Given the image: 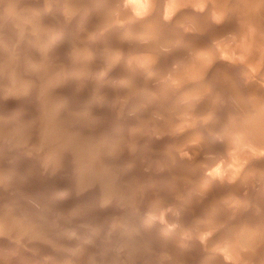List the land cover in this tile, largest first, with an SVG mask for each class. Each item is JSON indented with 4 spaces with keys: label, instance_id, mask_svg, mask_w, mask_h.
Listing matches in <instances>:
<instances>
[{
    "label": "rangeland",
    "instance_id": "rangeland-1",
    "mask_svg": "<svg viewBox=\"0 0 264 264\" xmlns=\"http://www.w3.org/2000/svg\"><path fill=\"white\" fill-rule=\"evenodd\" d=\"M1 1H3V0H1ZM10 2H9V5H10V3H11V0H9ZM22 2L21 3V5L19 4V2ZM19 2H17V3H15V5H13L14 3H12L11 5H10V8L12 7V5L14 6V7H12L11 9L9 8V9H5V8H0V12L1 11H3L0 15V19L1 20H3L2 22H1V20H0V23H1V25H0V29H2L1 31H2V33H1V39H0V63H2V64H0V77L1 76H3V77H1L0 78V88H4L3 90L1 89L0 90V100L4 97V101L5 100H7V101H3V100H1L0 101V104H1V108H0V118L1 117H3V118H1L0 119V129H1V131H3L2 129H4L5 131V133H7V134H5L4 132H1L0 131V139H2V141L0 140V149H1V151H0V166H2V167H0V178H3V179H1V181H0V183L1 182H4V183H1L0 185H2L3 184V187L2 186H0V198H2V196H4L2 199H0V212L1 213H3V215L5 214V216H6V214H7V216H8V214L10 215V216H6L5 218H3V217H0V220L3 222H1L0 221V225H2V226H0V227H2V228H0V241L2 242V244H1V242H0V252L1 251H3V252H1L0 254V256L1 257H3L4 258V254H5V258L3 259V258H1L0 257V264L2 263V264H8V262H7V260L9 261V264H49L50 262V264H85V263H87V264H89L88 262L90 261V259H92V261H90V264L91 263H93V264H100L101 262H103V263H101V264H104V262L106 263L107 262V264H121L122 262H125L126 264H130V263H128V262H131V264H134V263H136V261H137V263L136 264H144V262H145V264H188L189 262H191V263H193V264H201V263H203V264H248L247 262H249V264H264V254H262V253H264V240H262L263 238H264V129H263V124H264V65H262V64H264V54H262V52H264V38H262V37H264V34H262V33H264V31H263V29H264V0H252V2H254V3H252L251 2V0H243V2H242V0H230V2H229V0H162V3H161V0H146V1H144V0H118V2H117V0H82L83 1V3H82V1L81 0H35L37 3H39L38 5H37V3L35 2V1H33V0H20ZM28 1V2H27ZM53 1H55V3L53 2ZM81 1V2H80ZM86 1H87V3H86ZM95 1V2H94ZM111 1V2H110ZM115 1V2H114ZM138 1V2H137ZM167 1H170V3L169 2H167ZM179 1V2H178ZM199 2V3H197V2ZM212 1V2H211ZM222 1V2H221ZM226 1V2H225ZM238 1V2H237ZM256 1V2H255ZM263 1V2H262ZM26 2L28 3V5L26 4ZM30 2V3H29ZM32 2V3H31ZM48 2H49V4H48ZM64 2V3H63ZM74 2V3H73ZM79 2V3H78ZM108 2V3H107ZM113 2V3H112ZM121 2H124L123 3V5H122V3ZM142 2V3H141ZM146 2V3H145ZM165 2H167V3H165ZM175 2V3H174ZM201 2V3H200ZM207 2V3H206ZM213 2H214V5H213ZM220 2H221V4H220ZM238 4H237V3ZM241 2V3H240ZM248 4H247V3ZM259 2H261V3H259ZM25 5H24V4ZM45 3V4H44ZM63 4V6H62V4ZM85 3H86V5H85ZM97 5H96V4ZM100 3V4H99ZM104 3V4H103ZM112 3V4H111ZM117 3H119V4H117ZM132 4V5H129V4ZM134 3L137 5V7H136V5H135V7H134ZM144 3V4H143ZM149 3H151V5L149 4ZM174 3V4H173ZM193 3V4H192ZM204 3H206L205 5H204ZM218 3V4H217ZM225 5H224V4ZM230 3V4H229ZM245 3V4H244ZM258 3V4H257ZM17 4H19V5H17ZM29 4H31L30 6H29ZM33 4L34 5H36V6H34V8H33ZM59 4H60V8L61 9H59ZM66 4H68V5H66ZM82 4H83V6H82ZM116 4H117V7H115L116 6ZM125 4H127L126 6H124ZM139 4H141L140 6H139ZM142 4H143V6H142ZM220 4V5H219ZM236 6H235V5ZM261 6H260V5ZM24 5V6H23ZM39 5H40V7H39ZM41 5H43V6H41ZM55 5V6H54ZM81 5V6H80ZM93 5V6H92ZM99 5V7L97 8V6ZM110 5V6H109ZM146 5H148L147 7H146ZM198 5V6H197ZM232 5H233V9H232ZM244 5V6H243ZM247 5V6H246ZM254 5H256V6H254ZM16 6H21L20 7V9L19 8H17ZM49 6V7H48ZM70 6H72V10H68V8H71ZM81 8H80V7ZM86 6V7H85ZM96 6V7H95ZM102 6V7H101ZM112 6H113V8H112ZM138 6H139V8H141V9H137L138 8ZM171 6H172V8H171ZM206 6V7H205ZM221 6V7H220ZM223 6H225L224 8H222ZM239 6L241 7V8H239ZM243 6V7H242ZM250 8H249V7ZM15 7H16V9H15ZM41 7H44V8H41ZM45 7H46V9L47 10H44L45 9ZM54 7V8H53ZM78 7V8H77ZM84 7V8H83ZM88 7V8H87ZM89 7H91L90 9H89ZM107 7H108V9H107ZM134 7V8H133ZM160 9H159V8ZM170 7V8H169ZM204 7V8H203ZM216 7V8H215ZM220 7V8H219ZM246 7V8H245ZM252 7H254V8H252ZM257 9H256V8ZM24 8H26V9H24ZM30 8V9H29ZM33 10H32V9ZM36 8V9H35ZM48 8H49V10H48ZM56 8V9H55ZM59 10H58V9ZM64 8V10H62ZM66 8V9H65ZM74 8H76V9H74ZM83 8V9H82ZM87 8V9H86ZM96 8V9H95ZM100 8V9H99ZM104 8V9H103ZM106 8V9H105ZM129 8V9H128ZM145 8V9H144ZM203 9V11L202 10H200V9ZM206 8V9H205ZM212 8H215V10L214 9H212ZM226 8H227V10H226ZM236 8V9H235ZM239 8V9H238ZM243 8H245V11L243 10ZM248 8H249V10H248ZM2 9V10H1ZM14 9H15V11H14ZM17 9H19V10H17ZM34 9L37 11H34ZM52 9H53V12L54 13H51L52 12ZM55 9V10H54ZM74 9V10H73ZM79 9V10H78ZM81 9H82V11H81ZM92 9H94V10H92ZM135 9H137V12H135L136 10ZM158 9V10H157ZM168 9V10H167ZM206 11H205V10ZM207 9H209V10H207ZM220 9H222V10H220ZM224 9V10H223ZM241 9V10H240ZM247 9V10H246ZM263 11H262V10ZM10 10H12V11H10ZM21 10V11H20ZM27 10H29V11H27ZM32 10V11H31ZM43 10V11H42ZM101 10V11H100ZM111 11V13H110V11ZM114 12H113V11ZM134 12H133V11ZM231 10H233V11H231ZM252 10H254V12H252ZM260 10V11H259ZM7 13V15H6V13ZM18 11V12H17ZM24 11V12H23ZM50 11V13H48ZM70 13H73V15H75L74 17L73 16H71V14H70V16H69V12ZM71 11H73V12H71ZM88 11H90L89 12V14H87L88 13ZM92 11V12H91ZM108 13V15L105 13ZM210 11V12H209ZM211 11H212V13H211ZM215 11V12H214ZM219 13H218V12ZM222 11H223V13H222ZM226 11V12H225ZM241 11V12H240ZM250 11V12H249ZM10 12V13H9ZM12 12V13H11ZM22 12V13H21ZM32 12H33V14H32ZM42 12V13H41ZM45 12V13H44ZM59 12H60V14H59ZM64 13V14H61V13ZM80 12H82V13H80ZM83 12L85 13L84 15H81V14H83ZM87 12V13H86ZM125 12V13H124ZM138 12H139V15H138ZM155 12V13H154ZM162 13V15H161V13ZM167 12V13H166ZM225 12V13H224ZM231 12V13H230ZM237 12H240V13H238V14H236ZM252 12V13H251ZM263 12V13H262ZM4 13V14H3ZM9 13V14H8ZM15 13V14H14ZM18 13H21V15L22 16H20V14L18 15ZM24 13V14H23ZM30 13V14H29ZM35 13L37 14V13H40V14H37V18H35L36 17V15H35ZM59 15H58V14ZM68 13V14H67ZM75 13V14H74ZM115 13H116V15H115ZM118 13H119V15H118ZM126 13H127V16H126ZM135 15V14H137V15H133V14ZM157 13V14H156ZM199 13V14H198ZM228 13V14H227ZM243 13V14H242ZM257 13V14H256ZM14 14V15H13ZM26 14H28V16H26ZM53 14V15H52ZM87 14V15H86ZM92 14V15H91ZM102 14V15H101ZM114 14V15H113ZM156 16H155V15ZM158 14H160V15H158ZM164 14V15H163ZM166 14V15H165ZM181 14H182V16H181ZM193 14H195L194 16H193ZM214 14H215V16H214ZM240 14V15H239ZM246 14V15H245ZM248 14H249V16H251V17H249L248 16ZM262 14V15H261ZM3 15V16H2ZM10 17H9V16ZM12 15V16H11ZM16 15V16H15ZM31 15H33L32 17H31ZM40 15V16H39ZM52 15V16H51ZM81 15V16H80ZM111 17L110 19H111V21L113 22H110V20H109V18L108 19H106L107 17ZM123 15V16H122ZM131 15V16H130ZM200 15V16H199ZM217 15V16H216ZM219 15V16H218ZM224 15V16H223ZM238 15V16H237ZM243 15V16H242ZM260 15H261V17H260ZM23 16H25V17H23ZM41 16H43V17H41ZM45 16V17H44ZM48 16V17H47ZM51 16V17H50ZM65 16H67V17H65ZM76 16L77 17H79V18H76ZM84 16V17H83ZM92 16V17H91ZM121 16V17H120ZM133 16V17H132ZM149 16V17H148ZM151 16V17H150ZM159 16H163V17H159ZM178 16H180V17H178ZM214 16V17H213ZM230 16V17H229ZM236 16V17H235ZM245 16V17H244ZM256 16V17H255ZM258 16V17H257ZM18 17V18H17ZM23 18V20H22V18ZM32 19H31V18ZM58 17V18H57ZM61 19H60V18ZM73 17V18H72ZM85 17H87L86 19H83V18H85ZM91 17V18H90ZM98 17V19H96ZM105 17V18H104ZM117 17V18H116ZM119 17V18H118ZM146 17H148V19L146 18ZM166 17H168V18H166ZM176 17V18H175ZM194 17V18H193ZM199 17V18H198ZM242 19H241V18ZM3 18H5V19H3ZM6 18H7V20H6ZM11 18H13V20H11ZM14 18H15V20H14ZM25 18V19H24ZM28 18V20H26ZM35 18V19H34ZM47 18V19H46ZM53 18H55V20L53 19ZM90 18V19H89ZM93 18V19H92ZM114 20H113V19ZM151 18V19H150ZM163 18H165V20L163 19ZM201 18V19H200ZM207 18V19H206ZM225 18V19H224ZM236 18V19H235ZM239 18V19H238ZM246 18V19H245ZM249 18V19H248ZM257 18V19H256ZM258 18H259V20L261 21H259L258 20ZM11 20V22L9 21V20ZM21 19L22 21H24L23 23H22V21H19V20ZM46 19V20H45ZM59 19V20H58ZM69 19V20H68ZM73 19V20H72ZM75 19H76V21H75ZM80 20V22L78 21V23H77V20ZM92 19V20H91ZM101 19V20H100ZM104 19L106 20V21H104ZM116 19H118V21L116 20ZM120 19V20H119ZM144 19H145V21H144ZM150 19V20H149ZM162 19L164 20V21H162ZM167 19V20H166ZM168 19H169V21H168ZM186 19V20H185ZM188 19V20H187ZM198 19V20H197ZM227 19V20H226ZM228 19H229V21H228ZM252 19V20H251ZM19 22H18V21ZM44 22H43V21ZM65 20V21H64ZM90 20H91V22H90ZM96 20H97V22H96ZM98 20H100V21H98ZM103 20V21H102ZM146 20H148V21H146ZM151 20H153V21H151ZM171 20V21H170ZM179 20H180V23H179ZM185 20V21H184ZM194 20V21H193ZM243 20V21H242ZM247 20V21H246ZM9 21V22H8ZM18 23H17V22ZM36 21H38V22H40V24H38V22H36ZM48 23H47V22ZM52 21V23H50ZM57 21V22H56ZM61 23L62 21V23L64 24V25H62V23L61 24H59V22ZM67 21L68 22H70V23H68L67 24ZM155 21V22H154ZM166 21V22H165ZM174 21V22H173ZM182 21H184V23L185 24H183V22ZM226 21H228V22H226ZM232 21V22H231ZM237 21V22H236ZM238 21H241L240 23L238 22ZM255 21H258L257 23H252V22H255ZM5 22H6V24H5ZM15 22V24H13ZM26 22L28 23V24H26ZM33 22V23H32ZM55 22H56V24H55ZM74 22V23H73ZM83 22V23H82ZM100 22V23H99ZM103 22V23H102ZM140 24H139V23ZM150 22H151V24H150ZM152 22H154V23H152ZM164 23V25H165V27L163 26V23ZM200 22H202V23H200ZM230 22V23H229ZM250 22H251V24H250ZM18 24V26H17V24ZM19 23H22V24H19ZM25 23V24H24ZM30 23H31V25H30ZM35 23V24H34ZM42 23V24H41ZM50 23V24H49ZM53 23H54V25H53ZM76 23H77V25H76ZM81 23H82V25H81ZM88 23V24H87ZM97 23V24H96ZM104 23H106V24H104ZM111 24V25H109V24ZM143 23V24H142ZM155 23H156V25H155ZM196 23V24H195ZM204 23V24H203ZM12 24L14 25V26H12ZM46 24V25H45ZM159 24V25H158ZM169 24V25H168ZM198 24V25H197ZM230 24V25H229ZM238 24V25H237ZM241 24V25H240ZM258 26H257V25ZM4 25V27H2ZM22 25V26H21ZM34 25V26H33ZM47 25H49V27H48V29L49 30H53V28H54V30L51 32V31H49V30H47ZM53 25V26H52ZM58 25H60V26H58ZM75 25V26H74ZM88 25V26H87ZM89 25H91V26H89ZM92 25H94L93 27H95L96 25V27L93 29V27H92ZM99 25H101L103 28H101V26H99ZM104 25V26H103ZM116 25V26H115ZM141 25V26H140ZM168 25V26H167ZM173 25V26H172ZM176 25V26H175ZM204 25H205V27H204ZM209 25H211V26H209ZM233 25V26H232ZM243 25V26H242ZM260 25V26H259ZM7 26V27H6ZM10 26H12V27H10ZM29 26H31V27H29ZM37 26H41L42 27V29H41V27H37ZM56 26H57V28H56ZM71 26V27H70ZM79 28H78V27ZM84 26V27H83ZM117 26H119V28L117 27ZM139 26V27H138ZM143 26H147L146 28L145 27H143ZM162 26V27H161ZM175 26V27H174ZM179 28H178V27ZM195 26V27H194ZM221 26H223V27H220ZM232 26V27H231ZM236 26H238V27H236ZM244 26H246V28L244 27ZM250 26V27H249ZM9 27V28H8ZM14 27V28H13ZM17 27H19V28H17ZM22 27H24V31L22 30L23 28ZM25 27H27V28H25ZM37 27V28H36ZM52 27V28H51ZM63 27V28H62ZM67 27H69V28H67ZM89 29H88V28ZM107 27V28H106ZM111 27H112V29H111ZM114 27V28H113ZM138 27V28H137ZM141 27H143V28H141ZM149 27V28H148ZM150 27H152V28H155L154 30L152 29V31L150 30L151 28ZM158 27V28H157ZM160 27H161V29H160ZM173 27L175 28V29H177V30H175V29H173ZM202 28V30H201V28ZM231 27V28H230ZM236 27V28H235ZM241 27H243V28H241ZM256 27V28H255ZM261 27V28H260ZM263 27V28H262ZM7 29V31L5 32L4 31V29ZM22 28V29H21ZM32 28H35V29H37V30H39L40 31V33H39V31L37 32L35 29H32ZM40 28V29H39ZM44 28V29H43ZM71 28V29H70ZM73 28H75V30L73 29ZM82 28V29H81ZM86 28V29H85ZM107 29V31L105 30L104 32H103V30L101 31V30H98V29ZM115 28H117L116 29V32H113L114 31V29ZM121 28H123V29H121ZM125 28H127V29H125ZM163 28V29H162ZM168 28V29H167ZM184 28V29H183ZM195 30H194V29ZM239 30H238V29ZM260 28V29H259ZM10 29V30H9ZM12 29H14V30H12ZM18 29V31H16ZM21 29V30H20ZM28 29H29V31H28ZM47 31H46V30ZM57 29V30H56ZM69 29V30H68ZM73 29V30H72ZM81 29V30H80ZM111 29V30H110ZM145 29V30H144ZM180 29V30H179ZM192 29V30H191ZM223 29V30H222ZM225 29V30H224ZM229 29V30H228ZM231 29V30H230ZM241 29V30H240ZM255 29V30H254ZM256 29H258V30H256ZM42 30H43V32H42ZM59 30H62V31H60V33H59ZM65 30H66V32H65ZM80 32H79V31ZM88 30V31H87ZM90 30H92V31H90ZM94 30H96V31H94ZM111 32H110V31ZM126 30V31H125ZM144 30V31H143ZM155 30H156V32H155ZM188 30V31H187ZM200 30V31H199ZM234 30H236V31H234ZM259 30H260V32H259ZM23 31V32H22ZM34 31V32H33ZM44 31H45V33H44ZM55 31V32H54ZM64 31V32H63ZM69 31V32H68ZM77 31V32H76ZM82 31L85 33V35H84V33H82ZM100 31H101V33H100ZM121 31V32H120ZM122 31H124V32H122ZM142 31V32H141ZM146 31V32H145ZM170 31V32H169ZM181 31V32H180ZM186 31V32H185ZM199 31V32H198ZM219 31H221V32H219ZM229 31V32H228ZM242 31H243V33H242ZM246 33H245V32ZM249 31V32H248ZM254 32V33H252V32ZM257 33H256V32ZM16 32V34H18V35H14V33ZM18 32V33H17ZM20 32V33H19ZM25 32V33H24ZM28 32H32V33H28ZM36 32H37V34H36ZM59 34H58V33ZM71 32V33H70ZM74 32V37H73V33ZM76 32V33H75ZM93 32H95V33H93ZM108 32V33H107ZM148 32V33H147ZM151 32V33H150ZM162 32V33H161ZM164 32H166L165 34H164ZM172 32V33H171ZM175 32H177L178 34H176ZM189 32V33H188ZM196 32V33H195ZM232 32V33H231ZM234 32V33H233ZM262 32V33H261ZM6 33V34H5ZM10 33V34H9ZM23 33V34H22ZM39 33V34H38ZM47 33H48V35H47ZM51 33H54V34H56V35H54V34H52L51 35ZM63 33V34H62ZM65 33V34H64ZM88 33V34H87ZM100 33V34H99ZM113 33V34H112ZM124 33H127V34H124ZM142 33V34H141ZM145 33V34H144ZM147 33V34H146ZM153 33V34H152ZM158 33V34H157ZM159 33H161V34H159ZM169 33V34H168ZM177 35V36H173V35H175V34ZM187 33V34H186ZM205 33V34H204ZM238 33V34H237ZM251 33V34H250ZM260 33H261V35H260ZM20 34V35H19ZM34 34H36V36L34 35ZM41 34V35H40ZM44 34V35H43ZM77 34V35H76ZM85 36H83V35ZM97 34V35H96ZM99 34V35H98ZM115 34V35H114ZM118 34H119V38H118ZM129 34V35H128ZM141 34V35H140ZM162 34H163V36H162ZM173 34V35H172ZM179 34H181V36L179 35ZM186 34V35H185ZM195 34V35H194ZM199 34V35H198ZM200 34L202 35H204V36H200ZM214 34V35H213ZM216 34V35H215ZM219 34V35H218ZM227 34V35H226ZM240 34V36H237V35H239ZM244 34V35H243ZM4 37H3V36ZM7 35H9V36H7ZM22 35H24V36H22ZM27 35H29V36H27ZM38 35H39V37H38ZM53 35L55 36V37H53ZM57 35H59L58 36V38L56 37ZM68 35H70L68 38L69 39H67V36ZM80 35H82V36H80ZM87 35V36H86ZM88 35H90V36H88ZM105 35V36H104ZM122 35V36H121ZM123 35H124V37H123ZM125 35H127V37L125 36ZM130 35H134L133 37H134V40H133V37L132 36H130ZM136 35V36H135ZM139 35V36H138ZM143 35V36H142ZM145 35H148V36H145ZM150 35V36H149ZM152 35H153V37H152ZM155 35V36H154ZM159 35H160V37H159ZM172 35V36H171ZM243 35V36H242ZM256 35H258V37L256 36ZM25 36H27V37H25ZM62 36H64L63 38H62ZM75 36H77V37H75ZM92 36H96V37H92ZM98 36H100L101 38H99ZM103 36V37H102ZM110 36V37H109ZM111 36H112V38H111ZM117 37L116 39L115 38H113V37ZM132 37V38H130V37ZM137 36H138V38H137ZM140 36H141V40L139 39L140 38ZM145 36V37H144ZM166 36V37H165ZM168 36V37H167ZM185 36H187L189 39H187V37H185ZM208 36H210V37H208ZM222 36V37H221ZM3 37V38H2ZM9 37V38H8ZM21 39H20V38ZM35 37H36V43H35V41L33 40V39H35ZM83 37V38H82ZM108 37V38H107ZM128 39V40H130L131 42H133V43H131L130 41H128L126 38ZM143 37H144V39H143ZM156 39H155V38ZM159 39H158V38ZM177 37V38H176ZM181 37V38H180ZM184 37V38H183ZM191 37V38H190ZM192 37H194V38H192ZM14 38V39H13ZM17 38L19 39V41L17 40ZM23 38H24V40H23ZM41 41V40H43L44 42H46L47 41V43H44V42H42L41 41V43H40V41L38 40V39ZM47 40H46V39ZM49 38V39H48ZM52 38H53V40L54 41H52ZM55 38V39H54ZM57 38V39H56ZM70 38H73L72 40L70 39ZM87 40H86V39ZM91 38V39H90ZM99 38V39H98ZM137 38V39H136ZM149 38H151V39H149ZM163 38V39H162ZM174 38H176V39H174ZM178 38H180L181 40L179 41V39ZM196 38V39H195ZM206 38H207V40H208V42H207V40H206ZM212 38V39H211ZM219 38V39H218ZM242 38H243V41H242ZM246 38V39H245ZM249 38V39H248ZM261 38V39H260ZM7 39V40H6ZM12 39V40H11ZM28 39V44H27V41L26 40ZM59 39V40H58ZM62 39V40H61ZM67 39V40H66ZM75 39V40H74ZM83 39V40H82ZM85 39V40H84ZM90 39V40H89ZM97 39V40H96ZM101 39V40H100ZM104 39V41H102ZM107 39H108V41H109V44H108V42H107ZM110 39V40H109ZM151 40V41H149V40ZM166 40V42H164L165 40ZM167 39H169V40H171L172 39V41H173V43H172V41H169V40H167ZM175 41H174V40ZM248 39V40H247ZM257 39H258V41H257ZM1 40H3V41H1ZM9 40V41H8ZM15 40V41H14ZM46 40V41H45ZM48 40H49V42H48ZM56 40V41H55ZM63 40H65L64 42H63ZM74 40V41H73ZM80 40V41H79ZM93 40V41H92ZM111 40H114V41H111ZM118 40V41H117ZM120 40H122V42L120 41ZM136 40H137V42H140V43H138L139 45L141 44V47H139V45L137 44V42H136ZM139 40V41H138ZM148 40V41H147ZM159 40V41H158ZM161 40L163 41V42H161ZM177 40V41H176ZM198 42H197V41ZM239 40V41H238ZM252 40H254V41H252ZM263 41V42H261L260 43V41ZM15 43H14V42ZM18 41V42H17ZM34 41V45H33V42ZM92 41V42H91ZM100 41V42H99ZM116 41V42H115ZM125 41V42H124ZM128 41V42H127ZM135 41V42H134ZM143 41H145V42H143ZM155 41V42H154ZM168 41V42H167ZM187 41V42H186ZM196 41V42H195ZM241 41V42H240ZM250 41V42H249ZM258 43H257V42ZM53 42H55V43H53ZM60 42V45H58V43ZM76 44H75V43ZM84 42V43H83ZM99 42V43H98ZM103 42V43H102ZM105 42H107V43H105ZM111 42V43H110ZM114 42V43H113ZM153 44V45H155V47L154 46H151V44ZM157 42V43H156ZM190 42H191V44H190ZM209 43V44H207V43ZM240 42V43H239ZM252 42H254V43H252ZM4 43V46L2 45V44ZM12 45H11V44ZM23 43H25V44H23ZM38 43V44H37ZM40 43V44H39ZM50 43V44H49ZM51 43L53 44V45H51ZM69 43V44H68ZM90 43V44H89ZM116 43H120V44H116ZM125 43V44H124ZM136 43V44H135ZM143 43V44H142ZM144 43L146 44V45H144ZM148 43V44H147ZM165 45H164V44ZM169 43H171V44H169ZM176 43V44H175ZM205 43V44H204ZM239 43V44H238ZM242 43V44H241ZM245 45H244V44ZM252 43V44H251ZM255 43H256V45H255ZM16 44V45H15ZM37 44V45H36ZM45 44V45H44ZM55 44V45H54ZM84 44V45H83ZM89 44V45H88ZM104 46H103V45ZM106 44V45H105ZM110 44H112V45H114V46H112V45H110ZM128 44H129V46H128ZM132 44V45H131ZM166 44L168 45V46H166ZM172 44H173V46H172ZM177 44L179 45V46H177ZM188 44L189 45H191V46H188ZM202 44V45H201ZM241 44V45H240ZM258 44V45H257ZM6 45H7V47H8V49H7V47H6ZM14 45V46H13ZM20 45L24 48H22V47H20ZM36 45V46H35ZM42 45H44V46H42ZM63 45H64V48H63ZM75 45V46H74ZM88 47H87V46ZM98 45V46H97ZM102 45V46H101ZM107 45H110V48H109V46H107ZM116 45H117V47H116ZM119 45H121V46H119ZM126 45V46H125ZM134 45H137V46H134ZM160 45H164V47H162V46H160ZM174 45H175V47H174ZM240 45V47L238 48V46ZM2 46L3 47H5L4 49H2ZM9 46H11V47H9ZM25 46V47H24ZM27 46V47H26ZM70 46V47H69ZM80 46H81V48H83V49H80ZM89 46H90V48H89ZM93 46H94V48H93ZM101 46V47H100ZM124 46V47H123ZM130 46H134V47H136V48H130ZM166 46V47H165ZM170 46H172V50L169 48ZM194 46H196V47H194ZM202 46V47H201ZM234 46H235V48H237V49H234ZM242 46H243V48H242ZM245 46V47H244ZM14 47V48H13ZM16 47V48H15ZM31 47H32V50H31ZM34 47H35V49H34ZM41 49H40V48ZM76 48V49H70V48ZM77 47H79V48H77ZM87 47V48H86ZM98 47H100V48H98ZM103 47H104V49H105V51H104V49H103ZM108 47V48H107ZM119 47V48H118ZM121 47V48H120ZM146 49H145V48ZM158 47V48H157ZM180 47V48H179ZM181 47H183V48H181ZM206 47V48H205ZM262 47V48H261ZM21 48V49H20ZM26 48H28L27 50H26ZM30 48V49H29ZM39 48V49H38ZM56 48H58L57 50H56ZM60 48H63V49H60ZM66 48H67V50H66ZM125 48V49H124ZM130 48V49H129ZM140 48V49H139ZM161 50H160V49ZM175 48V49H174ZM189 50H188V49ZM197 50H196V49ZM199 48V49H198ZM240 48H241V50H240ZM248 48V49H247ZM255 48H257V50L255 49ZM259 48H260V51H259ZM10 49V50H9ZM14 49V50H13ZM20 49V50H19ZM34 49V50H33ZM36 49H38L39 51H37ZM46 49V50H45ZM47 49H50V50H47ZM54 49V50H53ZM90 49H92V50H90ZM94 49H96V50H94ZM101 49H102V51L103 52H101ZM112 49V50H111ZM116 49V50H115ZM120 49H123L122 51H118V50ZM128 49H129V51H128ZM139 49V51H137V50ZM146 51H144V50ZM152 50V51H150V50ZM184 49V50H183ZM186 49V50H185ZM195 49V50H194ZM233 49H234V51H233ZM263 49V50H262ZM4 50V51H3ZM13 50V52H11ZM36 50V51H35ZM42 50H44L45 52H46V54L44 55V51L42 52ZM64 50H65V52H64ZM73 52H72V51ZM74 50H77V51H74ZM79 50V51H78ZM81 50H82V52H81ZM133 52H132V51ZM134 50H135V52H134ZM164 50V51H163ZM181 50V51H180ZM191 50V51H190ZM194 50V51H193ZM200 50V51H199ZM237 50V51H236ZM9 51V52H8ZM16 51H20V52H16ZM26 51H27V54H26ZM33 52V53H31V52ZM55 51V52H54ZM59 51V52H58ZM62 51V52H61ZM84 51H86L85 53H84ZM113 51L116 53V54H114L113 53ZM117 51V52H116ZM150 51V52H149ZM162 51V52H161ZM176 51H177V53H176ZM185 51V52H184ZM245 53H244V52ZM249 51V52H248ZM252 51H254V52H252ZM256 51V52H255ZM262 51V52H261ZM7 52V53H6ZM14 52H15V55H14ZM31 54H30V53ZM34 52L36 53V55L34 54ZM38 52L40 53V54H38ZM48 52V53H47ZM52 52V53H51ZM53 52H54V54H53ZM58 52V53H57ZM67 52H69V53H67ZM75 52V55H73V54H71V53H74ZM98 52H100V53H98ZM107 52H109L108 54H107ZM122 52H123V55H122ZM132 52V53H131ZM147 52H148V54H149V56L147 55V56H145L146 54H147ZM153 54H152V53ZM154 52H160V53H162L163 55H161V54H159V53H154ZM164 52H167V53H164ZM171 52H175V53H172V54H170ZM184 52V53H183ZM237 52V53H236ZM241 52V53H240ZM261 52V53H260ZM5 53V54H4ZM11 53H13V54H11ZM23 53V54H22ZM41 53H43V54H41ZM51 53V54H50ZM77 53V54H76ZM79 53H80V56H79ZM82 53H84V54H82ZM91 54L90 55V59L93 61H91L88 57H89V55L88 54ZM111 53V54H110ZM121 53V54H120ZM125 53V54H124ZM135 53V54H134ZM137 53V54H136ZM142 53V54H141ZM144 53V54H143ZM169 53V54H168ZM192 53V54H191ZM194 53V54H193ZM239 53V54H238ZM244 53V54H243ZM250 53H252V54H250ZM254 53L255 54H257V55H254ZM7 54L9 55V56H7ZM26 54V55H25ZM34 54V55H33ZM62 54H64V55H62ZM85 54L87 55V56H85ZM114 54V55H113ZM119 54V55H118ZM140 54V55H139ZM151 54H152V56H151ZM165 54H167V55H165ZM184 54V55H183ZM238 54V55H237ZM247 54V55H246ZM259 54V55H258ZM5 55V56H4ZM23 55H24V57H23ZM39 55H41L42 56V58H39L40 56ZM54 55V56H53ZM56 55H57V57L58 58H55L56 57ZM69 55V56H68ZM70 55H73V56H76V57H72V56H70ZM99 55V57H97V56ZM101 55V56H100ZM107 55V56H106ZM116 55H118V56H116ZM126 55V56H125ZM129 55H131V56H129ZM143 55V56H142ZM157 55V56H156ZM186 55V56H185ZM192 55V56H191ZM198 55V56H197ZM216 55V56H215ZM243 57H242V56ZM251 55V56H250ZM262 55V56H261ZM10 56H12V57H10ZM17 56H18V58H19V61L20 60H22V61H20V62H18V58H17ZM20 56H22V58L20 57ZM35 56V57H34ZM46 56H48V57H46ZM59 56H61V57H59ZM64 56H66V57H64ZM68 56V57H67ZM94 56H96L97 57V59H96V57H94ZM103 56H104V58H103ZM113 56H115L113 59H111ZM124 56V57H123ZM135 56V57H134ZM159 56V57H158ZM162 56V57H161ZM170 56V57H169ZM201 56V57H200ZM217 56H219V57H217ZM241 56V57H240ZM257 56V57H256ZM259 56V57H258ZM261 56V57H260ZM4 57H5V59H4ZM10 57V58H9ZM15 57H16V59H15ZM46 57V58H45ZM53 57V58H52ZM64 57V58H63ZM84 57H85V59H84ZM92 57V58H91ZM108 57V58H107ZM128 57V58H127ZM142 57V58H141ZM145 57V58H144ZM148 57V58H147ZM152 59H151V58ZM155 57V58H154ZM157 57V58H156ZM164 57V58H163ZM177 57H179V59L177 58ZM190 57V58H189ZM192 57V58H191ZM199 57V58H198ZM245 57H247L246 59H244ZM249 57H250V60H249ZM7 58H8V60H7ZM13 58V59H12ZM27 58H29V59H27ZM35 58V59H34ZM62 58V59H61ZM67 58V59H66ZM81 58H83V59H81ZM86 58H87V60H86ZM100 58V59H99ZM132 58V59H131ZM142 59V60H140V59ZM170 58V59H169ZM173 58V59H172ZM183 58H184V60H183ZM188 58V59H187ZM194 58H195V60H197L196 62H195V60H194ZM256 58V59H255ZM260 59V60H258V59ZM263 58V59H262ZM10 59H12V60H10ZM48 59V60H47ZM53 59V60H52ZM59 59V60H58ZM60 59H61V61H60ZM70 59V60H69ZM76 59V63H75V61H73V60H75ZM89 59V60H88ZM96 59V60H95ZM102 59V60H101ZM103 59H105L104 61H103ZM108 59H110V61H113V62H111L110 63V61L108 60ZM115 59V60H114ZM123 59V60H122ZM139 59V61H137ZM144 59V60H143ZM147 59V60H146ZM156 59V60H155ZM166 59V60H165ZM174 59H175V61H174ZM181 59V60H180ZM247 59H248V61H247ZM6 61V62H3V61ZM17 60V61H16ZM24 60V61H23ZM26 60H28V61H26ZM36 60V61H35ZM44 60L47 62L46 64L48 65L46 68H44L43 67V65L45 64V62H44ZM49 60H50V62H49ZM52 60V61H51ZM56 62H58V63H56ZM66 60H67V62H66ZM77 60H78V62H77ZM97 60H99V61H97ZM150 60H152L153 62H155L154 64L150 61ZM162 60V61H161ZM170 60V61H169ZM178 60V61H177ZM180 60V61H179ZM202 60V61H201ZM252 60H254V61H252ZM7 61H8V64H7ZM30 61V63H28ZM31 61H33V64L35 65L34 67H32L31 69H30V67L31 66H33L32 65V63H31ZM35 61V62H34ZM40 61L42 62V63H44V64H41V66L42 67H40L38 64H40ZM82 61H83V63L85 64H83L82 63ZM85 61V62H84ZM90 61V62H89ZM101 61V62H100ZM103 61V62H102ZM108 61V62H107ZM130 61V62H129ZM133 61V62H132ZM136 63H135V62ZM144 61H147V62H145V63H143ZM149 61H150V63H149ZM166 61H168L166 64H165V62ZM177 61V62H176ZM194 61V62H193ZM199 61V62H198ZM223 61V62H222ZM226 61V62H225ZM251 63H250V62ZM260 61V62H259ZM10 62H11V64H10ZM16 62V63H15ZM49 62V63H48ZM55 62V65L53 64ZM91 62H92V64H91ZM96 62V63H95ZM105 62V63H104ZM106 62H107V64L109 65V68H108V65L106 64ZM117 62V63H116ZM125 62V63H124ZM128 62V63H127ZM132 62V63H131ZM161 62V63H160ZM184 62V63H183ZM192 63V64H190V63ZM206 62V63H205ZM208 62V63H207ZM221 62V63H220ZM263 62V63H262ZM4 63V64H3ZM20 63H22V64H20ZM26 63H28V65L26 64ZM61 63H62V65H61ZM65 63V64H64ZM67 63H69V65H67ZM79 63H80V65H79ZM95 63V64H94ZM98 63H100L99 65H98ZM112 64V63H114V64H112L111 65V67H110V64ZM118 63H120V64H118ZM123 65H122V64ZM160 63V64H159ZM174 63V64H173ZM176 63V64H175ZM177 63H178V65H177ZM182 63V64H181ZM188 63V64H187ZM195 63V64H194ZM197 63V64H196ZM205 63V64H204ZM223 63V64H222ZM10 64V65H9ZM23 64H25V65H23ZM45 64V65H46ZM53 65V67H52V65ZM57 64V65H56ZM71 64V65H70ZM72 64L74 65V66H72ZM86 64H87V67H85V68H83L84 70H86V71H84L83 69H82V67H84V66H86ZM97 64V65H96ZM118 64V65H117ZM128 64H129V66H128ZM163 64V65H162ZM172 64H173V66H172ZM181 64V65H180ZM185 65V67H186V69L184 68V65ZM189 64H190V66L191 67H189ZM199 64V65H198ZM3 65H4V67L5 68H3ZM6 65H7V67H6ZM10 66V68H9V66ZM51 65V66H50ZM59 65V66H58ZM78 67H76V66ZM83 65V66H82ZM96 65V66H95ZM103 67H102V66ZM116 65V66H115ZM121 65H122V68H121ZM127 65V66H126ZM134 65H135V67H134ZM146 65V66H145ZM153 65V66H152ZM158 65V66H157ZM198 65V66H197ZM201 65V66H200ZM227 65H228V67H227ZM252 65H254V66H252ZM2 66V67H1ZM30 66V67H29ZM63 68H62V67ZM66 66V67H65ZM67 66H68V68H69V70H67L68 68H67ZM70 66V67H69ZM80 66V67H79ZM95 68H94V67ZM99 66H101V68L99 67ZM106 66V67H105ZM115 67V70H114V67ZM124 66H126V67H124ZM150 66V67H149ZM156 66V67H155ZM181 66H183V67H181ZM195 66V67H194ZM220 66V67H219ZM225 66V67H224ZM259 66V67H258ZM261 66H262V68H261ZM15 67V68H14ZM22 67V68H21ZM35 67H36V69H35ZM39 69H38V68ZM51 67V68H50ZM57 67V68H56ZM74 67V70L72 69ZM112 67H113V69H112ZM116 67H118V68H116ZM119 67H120V69H119ZM143 67H145L144 69H143ZM197 67H198V69H197ZM207 67V68H206ZM242 67H243V69H242ZM12 68H14V69H12ZM27 69V70H25V69ZM43 68H44V73H42V72H39V70L41 71H43ZM52 68H54L53 69V73L55 72L56 73V75H54L53 73H52ZM79 68H81V69H79ZM89 68H90V72H88L89 71ZM105 68H107V69H105ZM131 68H133V69H131ZM142 68V69H141ZM151 68V69H150ZM155 68V69H154ZM171 68V69H170ZM189 68V69H188ZM193 68H195V69H193ZM208 68H210V70L208 69ZM226 68V69H225ZM231 68V69H230ZM252 68H255V69H252ZM258 68V70H256ZM20 69H24V71H21ZM38 69V70H37ZM48 69V70H47ZM64 69V70H63ZM77 71H76V70ZM88 69V70H87ZM97 69V70H96ZM102 71H101V70ZM107 70L106 72H110L109 74L110 75H108V73H106L104 70ZM121 69H122V71H121ZM128 69V70H127ZM147 69H149L148 71H147ZM162 69V70H161ZM178 69V70H177ZM192 69V70H191ZM206 69V70H205ZM262 71H261V70ZM3 72H2V71ZM7 70V71H6ZM9 70V71H8ZM18 72H17V71ZM30 70V71H29ZM34 70H36V71H34ZM55 70V71H54ZM57 70L60 72L61 70H63V71H61L60 73H58L57 72ZM70 70H72V71H70ZM80 70V71H79ZM109 70H111V71H109ZM130 70V71H129ZM140 70V71H139ZM143 70V71H142ZM153 70V73L151 72ZM161 70V72H158V71H160ZM171 70V71H170ZM173 70L175 71V72H173ZM184 70V71H183ZM187 70V71H186ZM191 70V71H190ZM218 70V71H217ZM226 71V72H223V71ZM228 70V71H227ZM232 70V71H231ZM235 70V71H234ZM244 70V71H243ZM25 71L26 72H28V73H25ZM36 72V73H38L39 74V76L37 75V78H35L36 77V75L34 74V73H32V72ZM45 71H46V73H48V75H47V77H46V73H45ZM68 71H70V72H68ZM76 71V72H75ZM100 73H98V72ZM113 71H114V73H113ZM126 71H129V72H126ZM133 71V72H132ZM134 71H136V72H134ZM137 71H139L138 73H137ZM163 71H165V72H163ZM167 71H168V73H167ZM177 71V72H176ZM181 71V72H180ZM203 71V72H202ZM208 71V72H207ZM220 71V72H219ZM230 71V72H229ZM258 71V72H257ZM17 72V73H16ZM30 72V73H29ZM66 72H68V73H66ZM73 72V73H72ZM77 72H78V74H77ZM93 72H95L96 73V75H94L95 73H93ZM106 74H105V73ZM116 72V73H115ZM118 72V73H117ZM120 72V73H119ZM132 72V73H131ZM155 72L157 73V74H155ZM171 72V73H170ZM182 72H184V73H182ZM199 72V74H197ZM235 72V73H234ZM3 73V74H2ZM12 74V75H9V74ZM16 73V74H15ZM18 73H20V74H18ZM23 73V74H22ZM82 73V74H81ZM101 73H103L102 75H101ZM113 73V74H112ZM126 73V74H125ZM142 73H144V74H142ZM146 73V74H145ZM152 75H151V74ZM173 73H174V75H173ZM188 73H190V74H188ZM195 73V74H194ZM208 73V74H207ZM210 73V74H209ZM214 73V74H213ZM222 73V74H221ZM235 74V76H234V74ZM25 74V75H24ZM41 74V75H40ZM43 74V75H42ZM49 74H51V75H49ZM62 74L63 75H65V77L63 76L62 77ZM68 74H69V77H68ZM71 74V75H70ZM80 74H81V76H84V77H81L80 76ZM86 74V75H85ZM90 74V75H89ZM92 74V75H91ZM121 74H123V75H121ZM128 74V75H127ZM129 74H131V76L129 75ZM150 74V75H149ZM160 74V75H159ZM188 74V75H187ZM194 76H193V75ZM197 74V75H196ZM221 74V75H220ZM227 74V75H226ZM229 74V75H228ZM240 74H242L241 76L243 77H241L240 76ZM16 75V76H15ZM23 75V76H22ZM30 75V76H29ZM53 75L55 76V77H53ZM61 75V76H60ZM76 75H79L78 77L80 78V80L78 79V77L76 76ZM87 75H89V76H87ZM99 75H100V77H99ZM107 75V76H106ZM119 76V77H117V76ZM137 75V76H136ZM145 75H147V76H145ZM178 75V76H177ZM191 75V76H190ZM205 75V76H204ZM210 75V76H209ZM213 75V76H212ZM224 75V76H223ZM4 76H5V78H4ZM8 76V77H7ZM10 76V77H9ZM35 76V77H34ZM41 76V77H40ZM43 76V77H42ZM93 77V78H91V77ZM106 78H105V77ZM112 76V77H111ZM117 77V78H115V77ZM128 76V77H127ZM129 76H130V78H129ZM135 78H134V77ZM144 76V77H143ZM154 76H156V77H154ZM245 76V77H244ZM29 77V78H28ZM39 77V78H38ZM48 77H49V80H48ZM62 77V78H61ZM99 78V81L100 82H98V81H95V79H97L98 80V78ZM101 77L103 78L102 80H100L101 79ZM124 79H123V78ZM132 77V78H131ZM146 77V78H145ZM154 77V78H153ZM208 77V78H207ZM211 77V78H210ZM240 77V78H239ZM11 78V79H13V78H15V81L17 82H15L14 81V79H13V81H11V79L9 80V79ZM20 78H22V79H20ZM26 78H28V80L26 79ZM31 78V79H30ZM45 78V79H44ZM68 78V79H67ZM84 78V79H83ZM89 78V79H88ZM111 78H113V79H111ZM121 78V79H120ZM141 78V79H140ZM149 78V79H148ZM229 78H231V79H229ZM233 78H235V79H233ZM5 79V80H4ZM17 79V80H16ZM20 79V80H19ZM34 79V80H33ZM37 79V80H36ZM40 79V80H39ZM47 79V80H46ZM54 79H57V81L56 80H54ZM66 79H67V81H66ZM71 79H73V80H71ZM75 79V80H74ZM83 79V80H82ZM114 79H116L117 80V83H116V80H114ZM128 79V80H127ZM134 79H135V81H136V83L134 82ZM138 79V80H137ZM144 79V80H143ZM145 79H147V80H145ZM155 79V80H154ZM157 79V80H156ZM242 79H244V80H242ZM11 82H9V81ZM26 81V82H24V81ZM39 80V81H38ZM43 80H45V81H43ZM61 80H63V82L61 81ZM85 80V81H84ZM87 80V81H86ZM114 80V81H113ZM124 80V81H123ZM131 80V81H130ZM140 80V81H139ZM161 81L163 84H161V82H159V81ZM226 80V81H225ZM2 81H5V84H4V82H2ZM38 81V82H37ZM41 81V82H40ZM51 81H54V82H52L51 83ZM56 81V82H55ZM60 83H59V82ZM65 81V82H64ZM70 81V82H69ZM75 81V82H74ZM103 81V82H102ZM118 81H120V82H118ZM128 83H127V82ZM147 81V82H146ZM159 83H157V82ZM229 81H231V82H229ZM22 84H24V85H22ZM30 82V83H29ZM34 82H35V84H34ZM40 82V83H39ZM44 82V83H43ZM51 83V84H46V83ZM62 82V83H61ZM73 82V83H72ZM93 82H94V84H93ZM98 82V83H97ZM110 82H113V83H110ZM123 82L124 83H127L128 84V87H127V85L126 84H123ZM139 82V83H138ZM141 82V83H140ZM8 83V84H7ZM13 83V84H12ZM28 83V84H27ZM56 83H58V85L56 84ZM65 83V84H64ZM67 83V84H66ZM89 83V84H88ZM92 85H91V84ZM104 83V84H103ZM130 83H131V85H130ZM135 83V84H134ZM143 83H144V85H143ZM238 83V84H237ZM12 84V85H11ZM16 84L18 85V86H16ZM20 84V85H19ZM33 84V86L31 87V85ZM40 84V85H39ZM44 84H45V86H44ZM55 85V86H53V85ZM61 84H63V85H61ZM74 84V86L73 87H71L72 85ZM76 84V85H75ZM82 84V85H81ZM85 86H84V85ZM98 84H99V86H98ZM109 84V85H108ZM121 84V85H120ZM140 84V85H139ZM224 84V85H223ZM237 84V85H236ZM249 84V85H248ZM21 85H22V87H21ZM35 85V86H34ZM43 85V86H42ZM47 85V86H46ZM52 85V86H51ZM61 85V86H60ZM69 87H68V86ZM71 85V86H70ZM81 85V86H80ZM104 85H106V86H104ZM113 85V86H112ZM116 85V86H115ZM119 85V86H118ZM133 85V86H132ZM136 85V86H135ZM149 85V87H147ZM196 85V86H195ZM223 85V86H222ZM243 87H242V86ZM8 86V87H7ZM12 86H15L14 88H10V87H12ZM25 88H24V87ZM27 86V87H26ZM38 86V87H37ZM40 86V87H39ZM66 86V87H65ZM78 86H80V87H78ZM83 86V87H82ZM87 86V87H86ZM96 88H95V87ZM101 86V87H100ZM114 88H112V87ZM122 86V87H121ZM130 86V87H129ZM240 86H241V88H240ZM247 86V87H246ZM16 87H19V89H17ZM29 87V88H28ZM35 87V88H34ZM44 87H46V90H50V92H48V91H46V90H44L45 88ZM51 87H53V88H55L54 90L51 88ZM59 87V88H58ZM63 87H65V88H63ZM75 87V88H74ZM77 87V88H76ZM85 87H86V89H85ZM103 87H107L106 89H109V90H107V92H104V91H106V89L105 88H103ZM127 87V88H126ZM139 87V88H138ZM141 87V88H140ZM146 87V88H145ZM152 89H151V88ZM159 87H161L160 89H159ZM256 87H257V89H256ZM34 90H33V89ZM36 88H43L42 90L40 89H36ZM48 88V89H47ZM49 88H51V89H49ZM69 88V89H68ZM79 88H80V90H79ZM83 88V89H82ZM90 88V89H89ZM101 88V89H100ZM118 88H120V90L118 89ZM124 90H123V89ZM134 88H136V89H134ZM199 88V89H198ZM229 88V89H228ZM243 88V89H242ZM250 88V89H249ZM10 89V90H9ZM17 89V90H16ZM21 89H25L24 91L26 92H23V91H21ZM28 89V90H27ZM36 89V90H35ZM60 89V90H59ZM73 89V90H72ZM95 89V90H94ZM99 89H100V91H99ZM112 89V90H111ZM115 89H118V90H115ZM127 89V90H126ZM142 89H145L144 91H142ZM226 89V90H225ZM259 89V90H258ZM9 90V91H8ZM13 91V94H12V91ZM15 90V91H14ZM19 90V91H18ZM54 92H53V91ZM64 90V92H62ZM78 90V91H77ZM83 90H84V92H83ZM99 92H98V91ZM103 90V91H102ZM131 90V91H130ZM135 92H133V91ZM140 92H138V91ZM150 90V91H149ZM183 90V91H182ZM199 90V91H198ZM202 92H201V91ZM234 90V91H233ZM2 91V92H1ZM5 91H6V93H5ZM31 91V92H30ZM39 91H40V93L41 94H39ZM41 91H44V92H41ZM52 91V92H51ZM56 91H59V92H57L56 93ZM66 91H67V93H66ZM76 91V92H75ZM88 91V92H87ZM109 91V92H108ZM112 92V94H111V92ZM116 91V92H115ZM120 91H122V93L120 92ZM124 91V92H123ZM143 93H142V92ZM145 91H147V92H145ZM159 91V92H158ZM164 91H165V93H164ZM167 91H169V92H167ZM186 91V92H185ZM196 91V92H195ZM198 91V92H197ZM206 91V92H205ZM226 91V92H225ZM235 91H236V93H235ZM242 93H241V92ZM260 91H261V93H260ZM16 92H18V96H20V94H21V96L23 95L24 96V98H23V96L20 98V97H18L17 95H16ZM23 94H22V93ZM33 92H35V93H33ZM36 92H38V93H36ZM48 92V94H46V93ZM69 92H70V94H69ZM78 92V93H77ZM94 92V93H93ZM103 92V93H102ZM115 92V94H113ZM118 92V93H117ZM128 92H129V94H128ZM149 92H151V95H150V93ZM158 92V93H157ZM174 92H176L175 94H174ZM179 92L181 93V94H179ZM230 92V93H229ZM238 92V93H237ZM259 92V93H258ZM13 95H11V94ZM25 93V94H24ZM46 95H45V94ZM51 93V94H50ZM52 93H54V95H52ZM56 93V94H55ZM72 93V94H71ZM80 93V94H79ZM82 93V94H81ZM85 93H87V94H85ZM106 93V94H105ZM126 94V96L124 95V94ZM138 95H137V94ZM148 93V94H147ZM156 93H157V96H156ZM164 95H163V94ZM183 93V94H182ZM206 93V94H205ZM222 95H221V94ZM228 93V94H227ZM241 95H240V94ZM247 93V94H246ZM257 93H258V95H257ZM4 94H6V95H4ZM8 94H10V95H8ZM27 94H29V95H27ZM39 94V97L37 96V98H36V96L35 95H38ZM50 94V95H49ZM61 94H62V96H61ZM73 94H74V96H73ZM79 94V95H78ZM95 94V95H94ZM100 94L102 95V96H100ZM107 94H108V96H107ZM136 94V95H135ZM139 94H141V95H139ZM152 94H154V95H152ZM165 94H166V98H163V96L165 97ZM170 96H169V95ZM174 94V95H173ZM177 94V95H176ZM186 94V95H185ZM226 94V95H225ZM234 94H235V96H234ZM251 94H252V96H251ZM262 94H263V96H262ZM1 95H3V97L1 96ZM33 95V96H32ZM44 96V97H42V96ZM58 95V96H57ZM78 95V96H77ZM83 95V96H82ZM119 95V96H118ZM124 96V97H121L120 98V96ZM159 95V96H158ZM163 95V96H162ZM177 96V98H176V96ZM180 95L181 96H183V97H180ZM240 95V96H239ZM245 95H246V97H245ZM256 95V97H254ZM8 97V98H6V97ZM15 96H17V97H15ZM28 96V97H27ZM32 96V97H31ZM41 96V97H40ZM47 96H48V99H47ZM50 96H51V98H50ZM76 96V97H75ZM131 96V97H130ZM132 96H134L133 98H132ZM137 96H141V97H137ZM149 96V97H148ZM175 96V97H174ZM180 97V99H179V97ZM205 96H207V98L205 97ZM249 96V97H248ZM257 96H258V98H257ZM13 97V98H12ZM34 97V98H33ZM53 97V98H52ZM57 97V98H56ZM69 99H68V98ZM73 97V98H72ZM77 97H79V98H77ZM81 97H82V99H84V100H82L81 99ZM89 97V98H88ZM94 97V98H93ZM99 97V98H98ZM103 99H102V98ZM105 97H109L108 99L107 98H105ZM114 97V98H113ZM135 97H137V98H135ZM144 97H146V98H144ZM148 97V98H147ZM158 97H159V99H158ZM174 97V98H173ZM209 97V98H208ZM214 97V98H213ZM228 97V98H227ZM236 97V98H235ZM14 98H17V99H14ZM40 98H41V100L42 101H39L40 100ZM46 99L47 100V103H46V100H44V99ZM50 98V99H49ZM59 98H60V100H59ZM63 99V102H61L62 101V99ZM71 98V99H70ZM89 99V101L87 100V99ZM92 98H93V100H92ZM96 98H97V102H96ZM112 98V99H111ZM128 98H130V99H127ZM142 98V99H141ZM144 98V99H143ZM151 98H153V99H151ZM156 98V99H155ZM171 98V99H170ZM181 98H182V100L184 99V103H185V105L184 104H182L183 103V101L181 100ZM190 98L192 99V100H190ZM216 98V99H215ZM218 98H220V100L218 99ZM227 98V99H226ZM242 98V99H241ZM245 98V99H244ZM247 98V99H246ZM252 98H254V99H252ZM260 98V99H259ZM262 98V99H261ZM13 99V100H12ZM18 99H20L19 100V102H16V101H18ZM31 99V100H30ZM39 99V100H38ZM53 99H54V101H53ZM79 99L81 100V101H79ZM106 99V100H105ZM117 99H118V101H117ZM120 99V100H119ZM126 99V100H125ZM131 99H133V100H131ZM141 99V100H140ZM161 99V100H160ZM168 99V100H167ZM176 99V100H175ZM188 99V100H187ZM215 99V100H214ZM252 99V100H251ZM257 99V100H256ZM9 100H11V101H9ZM15 100V101H14ZM23 100V101H22ZM26 100V101H25ZM28 100V101H27ZM34 100V101H33ZM53 101V103L52 104H57L56 106H55V104L54 105H52V108H51V103H50V101ZM55 100H57V101H55ZM66 100V101H65ZM78 100V101H77ZM135 100V101H134ZM144 100H146V101H144ZM151 100V101H150ZM153 100V101H152ZM190 100V101H189ZM198 100V101H197ZM200 100V101H199ZM245 100H246V102H245ZM251 100V102L249 103V101ZM263 101V103H261L262 101ZM13 101V102H12ZM25 101V102H24ZM43 101H45V103L43 102ZM49 101V102H48ZM61 102V104L59 103V102ZM70 103H68V102ZM74 101V102H73ZM88 101V102H87ZM93 101V102H92ZM99 101V102H98ZM117 101V102H116ZM130 101V102H129ZM133 101V102H132ZM136 101H137V103H136ZM162 103H160V102ZM169 102V104H168V102ZM181 101V102H180ZM194 101H196V103L194 102ZM204 101V102H203ZM211 101V102H210ZM218 101V102H217ZM260 101V102H259ZM2 102V103H1ZM10 102V103H9ZM12 102V103H11ZM15 102V103H14ZM25 104H24V103ZM29 102H30V104H31V106H30V104H29ZM32 102V103H31ZM43 102V103H42ZM64 102L66 103V104H64ZM122 102V104H120V107H119V103H121ZM124 102V103H123ZM139 102V103H138ZM142 102V103H141ZM179 102V103H178ZM191 102V103H190ZM201 102V103H200ZM217 102V103H216ZM5 103H7V104H5ZM21 103H23V105L21 104ZM37 103H38V105H37ZM60 104V106H59V104ZM62 103H63V105L65 106V108H64V106L62 105ZM72 103H76L75 105L74 104H72ZM83 105H82V104ZM94 103V104H93ZM97 103V104H96ZM104 103H106V104H104ZM114 103V104H113ZM125 103H127V105L125 104ZM130 103V104H129ZM144 103V104H143ZM145 103H147V104H145ZM149 103V104H148ZM152 103V104H151ZM156 103H158V105H159V103H160V105L158 106ZM166 103V104H165ZM175 103L176 105H173V104ZM204 103H205V105H204ZM214 103V104H213ZM244 103H246L245 105H244ZM259 103V104H258ZM261 103V104H260ZM5 104V105H4ZM11 104V105H10ZM14 104V105H13ZM19 104V105H18ZM41 104V105H40ZM45 105V107L43 106V108H45V109H41L42 108V105ZM47 104H49L50 106H48ZM68 104V105H67ZM87 104V105H86ZM92 104L94 105V106H92ZM101 105V104H104L103 106L101 105V106H99V105ZM107 104H108V106H107ZM109 104L111 105V104H113L112 106H110L109 107ZM116 104V105H115ZM134 104H136L135 106H134ZM154 104H156L155 106H153ZM189 106H188V105ZM203 104V105H202ZM208 104V105H207ZM250 104V105H249ZM258 106H257V105ZM16 105V106H15ZM22 105V106H21ZM72 105V106H71ZM80 105H82V106H80ZM89 105V106H88ZM129 105V106H128ZM139 105H141V106H139ZM147 105V106H146ZM171 105V106H170ZM200 105V106H199ZM210 105V106H209ZM214 107H213V106ZM249 105V106H248ZM252 105H255V106H252ZM262 105H263V107H262ZM58 106H59V109H58ZM61 106H62V108H64V109H62L61 108ZM74 106V107H73ZM77 106H78V108H77ZM80 106V107H79ZM86 108H85V107ZM114 106H116V107H114ZM139 106V107H138ZM145 106V107H144ZM151 106V107H150ZM161 106H163V108L161 107ZM167 106V107H166ZM175 106V107H174ZM177 106V107H176ZM221 106V107H220ZM248 106V107H247ZM252 106V107H251ZM7 107V108H6ZM10 107V108H9ZM22 107V108H21ZM29 107V108H28ZM32 107H34V109L32 108ZM36 107V108H35ZM41 107V108H40ZM68 107V109H66ZM75 110V112L74 111H70V109L71 110H73L72 108ZM130 107V108H129ZM136 107H137V110L138 111H136ZM140 107H142V108H140ZM146 108V110L144 109V108ZM152 108V109H150V108ZM159 107H161L160 109H159ZM171 107V108H170ZM187 107L189 108V109H187ZM193 107V108H192ZM198 107V108H197ZM203 107V108H202ZM212 107V108H211ZM256 107V108H255ZM259 107V108H258ZM261 107V108H260ZM2 108H4V109H2ZM9 109L8 111L6 110V109ZM16 108H19L20 109V112H18L19 111V109H17L16 110ZM32 108V109H31ZM50 108H51V110H50ZM61 108V109H60ZM77 108V109H76ZM81 108V109H80ZM97 110V111H95V109ZM99 110H98V109ZM114 108V109H113ZM118 108V109H117ZM121 108V109H120ZM134 108V109H133ZM139 108V109H138ZM158 108V109H157ZM165 108V109H164ZM167 108H169V109H167ZM173 108L175 109L174 111H173ZM206 108V109H205ZM215 108V109H214ZM218 108V109H217ZM220 108V109H219ZM249 108V109H248ZM252 108V109H251ZM22 109V110H21ZM24 109L26 110V111H24ZM41 109V110H40ZM50 110V111H48L49 113L47 114V115H49L50 116V114L52 115V116H50V117H52L53 119H54V117H55V119L57 120V121H55V119H54V121L53 120H51L50 119V117L49 116H47V115H45V113H46V110ZM55 109H57L58 111H55ZM90 109H92V110H90ZM103 109V110H102ZM113 109V110H112ZM117 109V110H116ZM120 109V110H119ZM123 109H124V112H123ZM128 109V110H127ZM150 109V110H149ZM153 109H157L156 111H154ZM177 109H180V110H177ZM186 109L187 111H184V110ZM199 109V110H198ZM217 109V110H216ZM258 109H260V110H258ZM7 111L6 113H4L5 111ZM12 110V111H11ZM31 112H30V111ZM35 110V111H34ZM45 110V113L43 112ZM54 110V111H53ZM60 110V111H59ZM62 110H64V111H62ZM78 110V111H77ZM88 110H90V111H88ZM111 110V113L110 112H108V111H110ZM115 110V111H114ZM140 110V111H139ZM142 110V111H141ZM145 110V111H144ZM167 110V111H166ZM182 110V111H181ZM192 110V111H191ZM203 110V111H202ZM206 110H208V112L206 111ZM213 110V111H212ZM214 110H216V111H214ZM219 110V111H218ZM248 110V111H247ZM251 110V111H250ZM37 111H39L38 113H37ZM41 111V112H40ZM70 111V112H69ZM85 111V112H84ZM87 111L89 112V113H87ZM92 111V112H91ZM102 111H104V112H102ZM107 111V112H106ZM152 111V112H151ZM161 111V112H160ZM163 111H164V113H163ZM178 111V112H177ZM180 111V112H179ZM195 111H197V112H195ZM210 111V112H209ZM226 111V112H225ZM230 111V112H229ZM9 112H10V115H8L9 114ZM28 112V113H27ZM34 112V113H33ZM52 112H53V114H52ZM61 112V113H60ZM66 112H67V114H66ZM90 112L92 113V114H90ZM96 112V113H95ZM101 112H102V114H101ZM118 112H120V113H118ZM143 112V113H142ZM145 112H147L145 115H144V113ZM154 112V113H153ZM173 112V113H172ZM182 112V113H181ZM184 112V113H183ZM200 112H202V113H200ZM210 113V114H207V113ZM213 112H214V114H215V112H216V114H217V112H218V115H214L213 114ZM222 112V113H221ZM232 112H233V114H232ZM250 112V113H249ZM259 112V113H258ZM4 113V114H3ZM56 113H58V116H57V114ZM60 113V114H59ZM68 113H69V115H68ZM97 113H98V115H97ZM104 113H107V114H104ZM112 113H114V114H112ZM131 113V114H130ZM137 113V114H136ZM169 113V114H168ZM176 113V114H175ZM179 113V114H178ZM182 114V116H180L181 114ZM190 113V114H189ZM199 113V114H198ZM204 113V114H203ZM230 114L229 116H227V114ZM252 113H254V114H252ZM258 113V114H257ZM8 116H7V115ZM18 114V115H17ZM22 114H24V115H22ZM37 114V115H36ZM54 114H56V116H54ZM61 114H63V115H61ZM65 114H66V116H69V118H67L66 116H65ZM71 114V115H70ZM77 116H76V115ZM81 114V116H79ZM85 114V115H84ZM95 114V115H94ZM106 115V117L104 116V115ZM112 114V115H111ZM130 116H129V115ZM134 114V115H133ZM140 116H139V115ZM157 114V115H156ZM168 114V115H167ZM172 114V115H171ZM185 114V115H184ZM201 114V115H200ZM211 114H212V119H210L209 117H211ZM236 114V115H235ZM17 115V116H16ZM27 115V116H26ZM31 117H30V116ZM34 115V116H33ZM61 115V116H60ZM89 115V116H88ZM99 115H101V116H99ZM118 115V116H117ZM123 115V116H122ZM137 117H136V116ZM142 115V116H141ZM148 115V116H147ZM176 115V116H175ZM179 115V116H178ZM190 115V116H189ZM202 115H204V116H202ZM215 117H214V116ZM221 117H220V116ZM7 116V117H6ZM13 116H16L15 118L13 117ZM19 116V117H18ZM21 116V117H20ZM24 116H25V118H24ZM41 116H43L42 118H40L39 119V117H41ZM47 116V117H46ZM64 116V117H63ZM74 116V117H73ZM91 116V117H90ZM94 116V117H93ZM111 116H113V117H111ZM124 116H126V117H124ZM132 116H134V117H132ZM139 116V117H138ZM150 116H151V118H150ZM155 116H156V118H155ZM158 116H160V117H162L161 119H160V117H158ZM175 118H174V117ZM184 116V117H183ZM188 116V117H187ZM192 116V117H191ZM199 116H202V117H199ZM206 116V117H205ZM231 116V117H230ZM251 116V117H250ZM255 116V117H254ZM263 116V117H262ZM27 117V118H26ZM28 117H29V119H28ZM33 117V118H32ZM38 117V118H37ZM49 117V118H48ZM60 119H59V118ZM62 117V118H61ZM71 117V118H70ZM83 117V118H82ZM84 117H89V118H86V119H84ZM100 117H102V118H100ZM116 119H115V118ZM118 117V118H117ZM123 119H125V120H123ZM141 117V118H140ZM144 117V118H143ZM147 117V118H146ZM150 119H149V118ZM168 118V122H166L167 120V118ZM169 117H170V119H169ZM196 117L198 118V120L196 119ZM224 117V119H222ZM226 117V118H225ZM233 117V118H232ZM261 117V118H260ZM5 118H6V120H5ZM10 118H13V119H8ZM21 118V119H20ZM49 120V122L46 120ZM66 120H65V119ZM75 118H77V119H75ZM78 118H79V120H78ZM97 118V119H96ZM114 118V119H113ZM139 118V119H138ZM146 118V119H145ZM181 120H180V119ZM196 119V121H195V119ZM200 118V119H199ZM204 118V119H203ZM208 118V119H207ZM4 119V120H3ZM15 119V120H14ZM30 119H32V120H30ZM36 119V120H35ZM45 119V120H44ZM61 121H64L65 123H64V125H63V122L61 121H59V120ZM68 119V120H67ZM70 119H71V121H70ZM75 119V120H74ZM83 121H82V120ZM88 119V120H87ZM90 119V120H89ZM111 119H112V123H111ZM118 119V120H117ZM120 119V120H119ZM121 119H122V121H121ZM144 120V122H143V120ZM154 119L155 120H157V121H154ZM160 119V120H159ZM164 121H163V120ZM174 119H175V121H174ZM184 119V120H183ZM191 119H194V120H191ZM73 120L74 121H78V122H73ZM88 121V122H85V121ZM104 120V121H103ZM128 120H130V121H128ZM133 120H134V122H133ZM149 120V121H148ZM152 120V121H151ZM161 121V122H159V121ZM179 120V121H178ZM188 120H190V121H188ZM263 120V121H262ZM3 121V122H2ZM5 121V122H4ZM19 121H20V123H19ZM59 121V122H58ZM90 121H95V125H94V122H90ZM96 121H97V123H96ZM109 121V122H108ZM115 121H117V122H115ZM120 121L122 122V124L120 123ZM146 121H148V122H146ZM162 121H163V123H162ZM173 121V122H172ZM177 121V122H176ZM183 123H182V122ZM188 123H187V122ZM195 121V122H194ZM198 121H199V123H198ZM233 121V122H232ZM235 121V122H234ZM7 122H9V124L7 123ZM16 122V123H15ZM24 122H28L27 124H29V126L32 128V129H30V127L29 126H26L27 124H25ZM34 122V123H33ZM35 122H37L36 124H35ZM38 122H40V123H38ZM42 122H43V126H42ZM50 122L52 123L50 126H52L51 128L53 129V128H57V127H59V129H60V127L62 128V127H64L65 126V124H66V128H64V129H60L61 131H59V129L57 130L56 128L54 129L57 133H59L58 134V136H57V133L56 132H54V130H52V131H50L51 130V128L49 129V132H48V130L46 131L45 129H48L49 128V124H50ZM56 122V123H55ZM68 122H69V124H68ZM81 122V123H80ZM91 124H90V123ZM132 122V123H131ZM142 122V123H141ZM146 122V123H145ZM151 122V123H150ZM154 122H156V123H154ZM176 122V123H175ZM194 122V123H193ZM2 123V124H1ZM5 123V124H4ZM9 125H7V124ZM18 123V124H17ZM23 123L25 124V126H26V128H28L27 130L26 129H24V127L25 126H23ZM31 123H33V124H31ZM44 123H46V124H44ZM49 123V124H48ZM53 123H55V124H53ZM57 123H58V125H57ZM59 123H61L60 125H59ZM73 123H74V127H70V126H73ZM79 123V124H78ZM82 123H86L85 125L84 124H82ZM108 123V124H107ZM110 123V124H109ZM116 123L118 124L117 126H116ZM127 123V124H126ZM162 123V124H161ZM165 123V124H164ZM168 123V124H167ZM173 125H172V124ZM178 123H179V125H178ZM187 123V124H186ZM232 123V124H231ZM242 123V124H241ZM22 124V125H21ZM31 124V125H30ZM38 124V125H37ZM48 124V125H47ZM85 126L84 128H82L83 126ZM97 124V125H96ZM102 124H105V125H102ZM126 124V125H125ZM129 124V125H128ZM136 124V125H135ZM142 124V125H141ZM147 124V125H146ZM153 124H155V126L157 125V127H155V126H153ZM158 124H160V126L158 125ZM167 124V125H166ZM172 126H171V125ZM182 124H183V126H182ZM195 124V125H194ZM234 124V125H233ZM238 124V125H237ZM5 125V126H4ZM18 125H19V127L21 126L22 127V129H21V127L19 128L18 127ZM35 125V126H34ZM41 125V126H40ZM46 126V128H44V130H43V127H45ZM55 125H57V126H55ZM67 125H70L69 127L71 128H69V129H67ZM114 125V126H113ZM140 125H141V129H140ZM149 125V126H148ZM165 125V126H164ZM181 125V126H180ZM186 125V126H185ZM15 126H16V128H15ZM38 126V130L39 131H42L43 130V134H42V132H39L38 130L36 131V127ZM48 126V127H47ZM88 127V131H87V127ZM93 126V127H92ZM103 126V127H102ZM113 126V127H112ZM123 126V127H122ZM133 126V127H132ZM144 126H145V128H144ZM148 126V127H147ZM152 126V127H151ZM177 126H178V129H177V132H176V128H177ZM218 126H220V127H218ZM239 126V127H238ZM241 126H243V127H248V129L247 128H243V127H241ZM262 126V127H261ZM18 127V128H17ZM35 127V128H34ZM39 127H41V130H40V128ZM79 127V128H78ZM100 127H101V129H100ZM126 127V128H125ZM136 127H138V129L136 128ZM147 127V128H146ZM151 127V128H150ZM162 127V128H161ZM166 127H168V128H166ZM170 127H172L171 129H170ZM180 127V128H179ZM230 127V128H229ZM232 127V128H231ZM234 127V128H233ZM9 128V129H8ZM11 128H13V129H11ZM15 128V129H14ZM35 130H34V129ZM72 128H74V129H72ZM77 128V129H76ZM90 128V129H89ZM92 128V129H91ZM94 128V129H93ZM96 128V129H95ZM110 128H112V129H110ZM120 129V130H118V129ZM143 128V129H142ZM155 128V129H154ZM156 128H159V129H156ZM161 128V129H160ZM164 128V129H163ZM229 128V129H228ZM239 130H238V129ZM249 128H250V131H249ZM252 128L255 130V132H254V130H252ZM17 129H19V130H17ZM24 129V130H23ZM65 129H67V130H70V131H65ZM84 129V130H83ZM99 130V132H98V130ZM138 130V131H135V130ZM147 131H146V130ZM154 129V130H153ZM166 129V130H165ZM167 129H169V131H172V132H174V133H171V132H169ZM215 129H216V131L217 132H215ZM228 129V131H226ZM246 129H247V131H246ZM9 130H10V132H9ZM13 130V132H11ZM17 130V131H16ZM21 130H23V131H21ZM27 132H26V131ZM32 130V131H31ZM74 130H75V133H83L84 134V136H82L81 134V136H78L77 134H75L74 133V135L72 136V134H73V132H74ZM79 130V131H78ZM81 130V131H80ZM90 130V131H89ZM114 130V132H112ZM128 130H129V132H128ZM132 130H134V131H132ZM149 130V131H148ZM160 132H159V131ZM163 130V131H162ZM174 130V131H173ZM231 130V132H229ZM245 132H244V131ZM9 133H8V132ZM16 131V133L18 132V134L20 135V137H18L19 135H16V133H14ZM29 131V132H28ZM59 131V132H58ZM62 131H64L65 133H66V136H64L63 137V134L65 135V133H63ZM78 131V132H77ZM105 133H104V132ZM110 131V132H109ZM117 131V132H116ZM127 131V132H126ZM132 131V132H131ZM235 131V132H234ZM242 131H243V133H242ZM22 132V133H21ZM24 132V133H23ZM34 132H36V133H34ZM44 132H46L47 134H45ZM51 132H52V134H51ZM60 132H62V134L60 133ZM85 132L87 133L86 135H85ZM90 132V133H89ZM97 132V133H96ZM116 132V133H115ZM136 132V133H135ZM141 132V133H140ZM150 132V135L149 134H146V133H149ZM153 132V133H152ZM163 132V133H162ZM169 132V133H168ZM189 132V133H188ZM194 132V133H193ZM214 132V133H213ZM220 132V133H219ZM233 132V133H232ZM246 132H248V134L246 133ZM250 132V133H249ZM260 132V133H259ZM262 132V133H261ZM12 135H11V134ZM14 133V134H13ZM21 133V134H20ZM25 133L27 134V135H25ZM33 133V134H32ZM39 133H41V134H39ZM49 133H50V135H49ZM54 133V134H53ZM110 133V134H109ZM113 133V134H112ZM115 133V134H114ZM125 133V134H124ZM129 133H131V134H129ZM139 133V134H138ZM168 133V134H167ZM177 133V134H176ZM188 133V134H187ZM201 133V134H200ZM217 133H219V135L217 134ZM245 133V134H244ZM258 133V134H257ZM1 134H2V136H1ZM10 134V135H9ZM44 134H45V137L43 138V136H44ZM61 134V135H60ZM71 136H70V135ZM92 134V135H91ZM93 134H96V136H98L97 137V139H96V136H93ZM98 134V135H97ZM104 134V135H103ZM107 134V135H106ZM109 134V135H108ZM120 134V135H119ZM122 134V135H121ZM134 134V137L132 136ZM136 134V135H135ZM152 134H155V135H157V136H159V137H157V136H155V135H153V136H151ZM161 134V135H160ZM171 134V136H169ZM173 134V135H172ZM183 134H185V135H183ZM186 134H187V137H186ZM197 134V135H196ZM199 134V135H198ZM213 134H214V137H213ZM229 134V135H228ZM230 134H231V136H230ZM234 134H235V136H234ZM242 135L241 137H240V135ZM252 134H254V135H252ZM257 136H256V135ZM6 135V136H5ZM14 135H16L17 136V139H16V137L14 136ZM23 135V136H22ZM33 135V136H32ZM34 135H36V136H34ZM55 137H54V136ZM77 135V136H76ZM89 135V136H88ZM101 135V137L99 138V136ZM111 135H114V136H111ZM117 137H116V136ZM127 136V137H125V136ZM146 135V136H145ZM166 135H167V137H166ZM177 135V136H176ZM195 135V136H194ZM202 135V136H201ZM245 135V136H244ZM249 137H248V136ZM251 135V136H250ZM260 135V136H259ZM10 136V137H9ZM14 136V137H13ZM22 136V137H21ZM26 137V139L25 138H23V137ZM29 138H28V137ZM49 136V137H48ZM51 136H53V137H51ZM59 136H60V138L62 137V139H60L59 138ZM71 138H73V140L72 139H70V137ZM76 136V137H75ZM86 136L87 137H91L92 138V140L90 139V138H87L86 139ZM138 138V140H137V138ZM141 138H140V137ZM150 136H151V138H150ZM180 137V139H179V137ZM182 136V137H181ZM191 136V137H190ZM199 137V138H195V137ZM209 136V137H208ZM229 136V137H228ZM12 137H13V139H12ZM35 137H37L36 139H39V140H43L42 142L41 141H39V143L37 142V140H35ZM51 137V138H50ZM58 139H57V138ZM66 137H68L69 139L67 140V138ZM78 137H80V138H83L84 137V139H80L79 138V140H76ZM93 137H95L94 139L96 140V142H94L93 141ZM103 137V138H102ZM105 137V138H104ZM122 137V138H121ZM125 137V138H124ZM129 137V138H128ZM131 137V138H130ZM146 137V138H145ZM157 137V138H156ZM170 139H169V138ZM173 137V138H172ZM187 139H189V140H187ZM203 137H204V139H203ZM254 137L257 139H254ZM257 137H260V138H257ZM263 137V138H262ZM42 138V139H41ZM50 138V139H49ZM52 138L53 139H55V140H52ZM107 138V139H106ZM116 138V139H115ZM120 138H121V140L123 139V144L125 145H123L122 144V142H121V140H120ZM128 138V139H127ZM155 138V139H154ZM177 138V139H176ZM191 138V139H190ZM206 138H209V139H206ZM230 138H232L231 140L228 139ZM237 138V139H236ZM248 138V139H247ZM10 139V140H9ZM19 139L22 141L23 139L25 140H23L24 141V143L26 142V144H24L23 143V141H22V143L24 144H21V142L19 141ZM32 139V140H31ZM45 139V140H44ZM56 139H57V141L59 140V143L56 141ZM65 139V140H64ZM88 139H90V140H88ZM108 139H110V141L108 140ZM114 139V140H113ZM118 139V140H117ZM126 139V140H125ZM133 139V140H132ZM140 139H141V141H140ZM146 139V140H145ZM151 140V141H149V140ZM154 139V140H153ZM158 139L160 140V141H158ZM166 139V140H165ZM168 139V140H167ZM173 139V140H172ZM176 139V140H175ZM183 139H184V141H183ZM199 139V140H198ZM214 139H215V141H214ZM226 139V140H225ZM241 139V140H240ZM244 139H245V141H244ZM259 139V140H258ZM263 141H262V140ZM6 142H4V141ZM53 142H52V141ZM62 140H64L63 142H62ZM77 142V144L75 143V141ZM80 140L82 141V144H81V142H80ZM86 140V141H85ZM104 141V143L103 142H100V141ZM106 140H108V141H106ZM128 140H129V142H128ZM131 140V141H130ZM146 142H144V141ZM157 140V141H156ZM163 140V141H162ZM165 140V141H164ZM180 140V141H179ZM201 140V141H200ZM204 140H206V142L204 141ZM207 140H208V142L210 143H208L207 142ZM210 140V141H209ZM213 140V141H212ZM216 140H218V142H216ZM228 140V141H227ZM235 140V141H234ZM236 140L238 141L239 140V142H236ZM15 141V142H14ZM16 141H18V142H16ZM29 141V142H28ZM35 141V142H34ZM45 141H46V143H45ZM48 141L50 142L51 141V143H52V145L50 144V143H48ZM54 141H56V142H54ZM67 141V142H66ZM68 141H69V143H71V145L68 143ZM85 143H84V142ZM89 141V142H88ZM101 143V144H104V145H101V144H97V143H99V142ZM173 141V143H172V145H171V142ZM178 141V142H177ZM182 141V142H181ZM220 141V142H219ZM247 141V142H246ZM14 142V143H13ZM20 142V143H19ZM31 142V143H30ZM34 142V143H33ZM79 142V143H78ZM90 142H91V144H90ZM117 142V143H116ZM121 144H119V143ZM124 142H127V144L126 143H124ZM133 142V143H132ZM150 142V143H149ZM154 142V143H153ZM176 142V143H175ZM180 142V143H179ZM205 142V143H204ZM216 144H215V143ZM227 142V143H226ZM245 142V143H244ZM250 142V143H249ZM3 143V144H2ZM10 143V144H9ZM42 143H44V145H45V147L44 146H42L41 144ZM58 143V144H57ZM63 143L65 144V143H67V144H65V145H63ZM74 143H75V145H74ZM86 143H87V145H86ZM95 143V144H94ZM109 143V144H108ZM113 143V144H112ZM137 143H138V145H137ZM161 144V145H163V146H159V144ZM165 143V144H164ZM203 143H204V145H203ZM208 143V144H207ZM224 143H226V144H224ZM229 143V144H228ZM232 143V144H231ZM237 143V144H236ZM244 143V144H243ZM252 143H255V145L254 144H252ZM258 143H259V145H258ZM7 144H9V147H10V145H11V147L13 146H15V148H12V150L9 148V147H7ZM19 145L18 147L16 146V145ZM28 144V146L29 147H27V149H26V147H25V145H27ZM48 144V145H47ZM54 144H57V146L59 147H57L56 145H54ZM60 144V145H59ZM62 144V145H61ZM83 144H85V145H83ZM94 144V145H93ZM111 144V145H110ZM128 144H130V145H128ZM132 144H135V146L134 145H132ZM139 144H141L142 146H140ZM144 144V145H143ZM146 144H147V146H146ZM152 144V145H151ZM168 144V145H167ZM176 144V145H175ZM182 144V145H181ZM184 144L186 145V146H184ZM215 145V146H213V145ZM235 146H234V145ZM239 144V145H238ZM242 144V145H241ZM250 144H252V145H254L255 146V148H254V146H252V145H250ZM263 144V145H262ZM2 145H5V146H2ZM32 145V146H31ZM69 145H70V147H69ZM73 145V146H72ZM83 147H82V146ZM90 145V146H89ZM97 145V146H96ZM115 145V147L113 148V146ZM128 145V146H127ZM151 145V146H150ZM181 147H180V146ZM221 145H224V146H222L221 147ZM226 145H228V146H226ZM241 145V146H240ZM247 145V146H246ZM23 146V147H22ZM37 146H39V147H37ZM41 146H42V148H41ZM49 146H52V147H49ZM62 146H65V148H62ZM67 146H68V148H67ZM72 146V147H71ZM76 147V148H74V151L72 150V148L73 147ZM83 148V150L84 151H82L83 153H81V147ZM85 146V147H84ZM88 146H89V148H88ZM101 146V147H100ZM104 146V150H103V147ZM119 146V147H118ZM122 146V147H121ZM124 146V147H123ZM137 146V147H136ZM139 146V147H138ZM148 146H149V148H148ZM154 146V147H153ZM167 146V147H166ZM178 146V147H177ZM206 146V147H205ZM220 148H219V147ZM243 146V147H242ZM3 147V148H2ZM5 147H7L6 149H4ZM31 147V148H30ZM37 147V148H36ZM43 147H44V149H43ZM47 147H49V148H51L50 149V151H49V149L47 148ZM56 147V148H55ZM78 147V148H77ZM95 147H96V149H97V147H98V150H96L95 149ZM103 150V154L104 155H106L109 151H111V152H109L106 156H104L103 154L101 155V149ZM131 147V148H130ZM133 147H134V149H133ZM152 147V148H151ZM156 147H158L160 150H158V148H156ZM163 147V148H162ZM170 147H172V148H170ZM185 147V148H184ZM209 147V148H208ZM215 147V148H214ZM225 147V148H224ZM239 147V148H238ZM259 147H260V149H259ZM20 148V149H19ZM22 148V149H21ZM29 148V149H28ZM34 148H36V150L34 149ZM38 148H39V150H38ZM60 148H62V149H64V150H61L63 153H61L59 150H60ZM80 148V149H79ZM89 149V151H88V149ZM91 148H93V151H92V153H97V154H90L91 153ZM105 148H106V150H105ZM108 148V149H107ZM111 148V149H110ZM113 148V149H112ZM118 148H120V149H118ZM122 148H123V150H124V152L122 151ZM126 148H129V149H126ZM136 148L138 149V151L136 150ZM156 148V149H155ZM175 148H177V151H176V149ZM228 148H231V149H228ZM232 148H233V150H232ZM257 148V149H256ZM262 148V149H261ZM17 151H16V150ZM23 149H24V152H23ZM31 149H34V150H31ZM56 150L57 149V151L59 152H57L56 151V153L57 154H59V155H57L56 153H53V152H55V151H53V150ZM65 149L66 150H69V152H70V149H71V152H72V154L71 153H69L68 151H66V153L64 152L65 151ZM77 149H79L80 150V152L77 150ZM115 149V150H114ZM126 149V150H125ZM133 151V150H135V154H134V151L132 152L131 150ZM142 149H144V150H142ZM156 150V152H154V150ZM172 149V150H171ZM181 149H184V150H181ZM203 150V152H201L202 150ZM207 149V150H206ZM210 149V150H209ZM213 151H212V150ZM236 149V150H235ZM239 149H240V152H239ZM245 149V150H244ZM259 149V150H258ZM7 152H6V151ZM30 150V151H29ZM40 150L42 151V153H44V154H42V153H40ZM45 150V151H44ZM108 150V151H107ZM123 152V153H121V151ZM150 151V153H149V151ZM158 150V151H157ZM165 151V154L163 153L164 151ZM176 151V153H175V151ZM206 150V151H205ZM208 150L210 151V152H208ZM243 150V151H242ZM4 151V152H3ZM28 151V152H27ZM36 151H38L37 153H35ZM48 151H49V153H51V154H49L48 153ZM79 153H78V152ZM100 151V152H99ZM106 151V152H105ZM112 151H113V153L114 154H110V153H112ZM115 151L116 152H119V154L117 153H115ZM126 151V152H125ZM129 151H131L132 152V154H130L131 152H129ZM142 151V152H141ZM144 151V152H143ZM145 151H146V153H145ZM167 151V152H166ZM170 153H169V152ZM173 151V152H172ZM197 151H198V155L196 156V153H197ZM221 151V152H220ZM233 151H235V152H233ZM16 154H15V153ZM27 152V153H26ZM30 152H32V153H30ZM46 152V153H45ZM86 152V153H85ZM129 152V153H128ZM154 152V153H153ZM161 152H162V154H161ZM172 152V153H171ZM200 152V153H199ZM215 152H216V154H215ZM4 153H6V155L4 154ZM13 153V154H12ZM20 153V154H19ZM23 153V154H22ZM30 153V154H29ZM34 153V154H33ZM40 153V154H39ZM48 153V154H47ZM74 153H77V154H74ZM120 153H121V155H120ZM153 153V154H152ZM218 153H220V154H218ZM237 155V157H236V155ZM238 153H239V155H238ZM244 153V154H243ZM10 155V156H8V155ZM25 154V155H24ZM32 154V155H31ZM38 154V156H36ZM56 155V156H52V155ZM64 154H66L65 156H61V155H64ZM80 154L81 155H83V154H90L89 156L88 155H83V156H80ZM148 154H149V156H148ZM173 154V155H172ZM233 154V155H232ZM241 154H242V157H244V158H241ZM246 154V155H245ZM4 157H3V156ZM18 155H21V158L23 159H21V158H19V157H17L18 158V160H17V158H16V156H18ZM24 155V156H23ZM27 155V156H26ZM43 157H42V156ZM47 155H48V158H47ZM69 156V157H66V156ZM75 155V156H74ZM91 155H92V157H91ZM99 155V156H98ZM114 155H115V157L117 156V158H115L114 157ZM129 155V157L126 159V157ZM141 155H142V157H141ZM151 155H152V157H151ZM156 155V156H155ZM157 155H158V157H157ZM162 155V156H161ZM164 155V156H163ZM244 155V156H243ZM12 156V157H11ZM15 156V157H14ZM29 156H31V157H29ZM33 156V157H32ZM34 156L36 157V158H34ZM39 156H40V158H39ZM46 156V157H45ZM50 156V157H49ZM52 156V157H51ZM58 156H59V158H58ZM71 156H73V157H71ZM88 156V158H86ZM93 156H95V157H93ZM97 156V157H96ZM103 156V157H102ZM109 156V157H108ZM111 156H112V158H111ZM131 156V157H130ZM133 156H136V157H133ZM140 156V157H139ZM145 156H147V157H145ZM168 156V158L167 159H165L166 157ZM179 156V157H178ZM181 156V157H180ZM199 156V157H198ZM200 156H202V157H200ZM11 157V158H10ZM62 157V158H61ZM63 157H66V158H63ZM70 157H71V159H73V160H71L70 159ZM79 157V158H78ZM81 157H85V158H81ZM99 157V158H98ZM120 157H122V159L120 158ZM124 157H125V159H124ZM149 157V158H148ZM171 157H173V158H171ZM197 157V158H196ZM12 158L14 159V161L12 160ZM28 158V159H27ZM30 158V159H29ZM44 159V161H43V159ZM46 158H47V160H46ZM50 158H52L51 160L54 162H52L51 160L49 161V159ZM56 158L60 161V162H58V163H60V164H57V161H56ZM76 158V159H75ZM89 158L91 159V160H89ZM95 158V159H94ZM96 158L98 159V160H100V161H95L96 160ZM102 158H103V160H102ZM105 158V159H104ZM108 158V159H107ZM110 158H111V160H110ZM129 158H131V159H129ZM135 159V162H134V159ZM136 158H137V161H136ZM145 162V160H146V163H148V166L146 165V163H144L141 159ZM147 158V159H146ZM171 158V159H170ZM180 160H179V159ZM195 158V161L194 162H191V161H193V159ZM229 158V159H228ZM231 158V159H230ZM8 159L10 160V161H8ZM16 159V160H15ZM40 159V160H39ZM79 159H81V160H83V162L86 160V159H88L89 161H88V163H89V166H88V163H87V161H85V163H81L82 161L81 160H79ZM85 159V160H84ZM107 159V160H106ZM121 159V160H120ZM149 159V160H148ZM155 159H156V162H155ZM200 159V160H199ZM227 159L228 160H230V161H227ZM239 159V160H238ZM31 162H30V161ZM35 160V161H34ZM48 162V164H49V162H51L50 163V165H48L47 164V162ZM55 160V161H54ZM75 160V161H74ZM76 160H79V162L80 163H78ZM105 160V161H104ZM124 160V161H123ZM127 160H129V161H127ZM131 160V161H130ZM147 160H148V162H147ZM175 160V161H174ZM179 160V161H178ZM183 160V161H182ZM3 161V162H2ZM16 161V162H15ZM64 161H66L65 163H64ZM91 161L93 162V163H96V162H100V164L99 163H96V165H94L93 163L91 164ZM102 161H103V166H102ZM109 161H111L110 163H112L111 165H110V163H109ZM123 161V163H121ZM141 161V162H140ZM169 161V162H168ZM7 162V163H6ZM11 162V163H10ZM37 162H38V164H37ZM41 162V163H40ZM45 162V163H44ZM74 162V163H73ZM76 162L78 163V165L76 164ZM106 162H107V164H106ZM116 162V163H115ZM132 162V163H131ZM133 162H134V166H133ZM154 164H153V163ZM159 162V163H158ZM163 162H164V164H165V162H166V166L163 164ZM171 162V163H170ZM173 162V163H172ZM174 162H175V164H174ZM181 162V163H180ZM9 163H10V165L12 166H10L9 165ZM15 163V164H14ZM18 163V164H17ZM21 163V164H20ZM24 165H23V164ZM31 163V164H30ZM34 163V164H33ZM55 163L57 164V166H55ZM109 163V164H108ZM113 163H115V164H113ZM118 163V164H117ZM136 163V164H135ZM137 163H139V165L140 166H137L138 164ZM150 163V164H149ZM152 163V164H151ZM162 163V164H161ZM178 163H179V165H178ZM185 163V164H184ZM190 163V164H189ZM3 164V165H2ZM7 164V165H6ZM20 164V165H19ZM53 166H52V165ZM66 165V167L64 168V166ZM71 164L73 165V166H71ZM85 164H87L86 166H85ZM93 166V168L96 170V169H98L97 171H94L93 172V168H88V167H91V165ZM156 164H159V165H156ZM176 164H177V166H176ZM9 165V166H8ZM26 165V166H25ZM28 165H29V168H28ZM31 165H32V167H31ZM37 165V166H36ZM41 165H42V167H41ZM45 165H48V167L47 166H45ZM63 165V166H62ZM75 165H77V167L75 166ZM80 165H84L83 167H81ZM99 167H98V166ZM107 167H106V166ZM118 165H121L122 167H119ZM124 165H127V166H124ZM154 165H156V166H154ZM190 165V166H189ZM17 166V167H16ZM51 166H52V168H51ZM57 168H55V167ZM96 166V167H95ZM103 167V170H102V167ZM108 166H109V168H108ZM111 166H112V168H111ZM118 166V167H117ZM131 166H132V168H131ZM148 168H147V167ZM152 166V167H151ZM154 166V167H153ZM162 166V167H161ZM163 166H165V167H163ZM174 166V167H173ZM176 166V167H175ZM22 167V168H21ZM27 167V168H26ZM41 167V168H40ZM43 167L45 168H48V169H43ZM61 167V168H60ZM69 167V168H68ZM76 169H75V168ZM81 167V168H80ZM88 169H87V168ZM98 167V168H97ZM114 167H115V169H114ZM128 168L127 170L125 169V171H124V169L123 168ZM134 167H136V168H134ZM138 167V168H137ZM141 167H143V168H141ZM151 167V168H150ZM169 167V168H168ZM182 167H184V169L182 168ZM189 167V168H188ZM6 168H8V169H6ZM15 169V170H12V169ZM20 168V169H19ZM50 168V169H49ZM53 168L55 169V170H53ZM59 168V169H58ZM71 168H73V170L71 169ZM107 168V169H106ZM118 168H120L121 170H122V172H120L121 170L120 169H118ZM133 168L135 169V170H133ZM152 170V171H150V169ZM153 168V169H152ZM158 168H159V170H158ZM163 168H165V169H163ZM168 168V169H167ZM175 168V169H174ZM181 168V169H180ZM24 169H28L27 171L26 170H24ZM40 169H42V170H40ZM66 169V170H65ZM69 169V170H68ZM76 171H75V170ZM80 170L81 172L82 171H84V172H80V176H78L77 174H79V172L77 171V170ZM83 169V170H82ZM87 169V170H86ZM105 169H106V171H105ZM117 169V170H116ZM136 169H137V172H136ZM139 169H140V172H139ZM144 169V170H143ZM157 169V170H156ZM163 169V170H162ZM168 171H167V170ZM3 170V171H2ZM7 170H8V172L10 171V173H8L7 172ZM21 170V171H20ZM39 170V171H38ZM44 170H45V173H44ZM58 170V171H57ZM91 171V173H90V171ZM110 170H114V171H110ZM120 170V171H119ZM141 170H142V172H141ZM145 170H147V172L145 171ZM154 170V171H153ZM162 170V171H161ZM172 170V171H171ZM182 170H183V172H182ZM187 170H189L190 171V173H189V171H187ZM191 170H193L194 171V173H193V171H191ZM11 171H13L12 173H11ZM18 171H20V172H18ZM43 171V173L41 174V172ZM50 171V172H49ZM56 172V174H55V172ZM62 171V172H61ZM66 171V172H65ZM72 171H74L73 172V174H71L72 173ZM85 171H86V173H85ZM87 171H89V173L87 172ZM100 171V172H99ZM120 172V173H122V175L121 174H118L117 172ZM126 171H127V173H126ZM129 171V172H128ZM148 171H150V172H148ZM164 171V172H163ZM171 171V172H170ZM181 173H180V172ZM5 172V174H3ZM18 172V173H17ZM23 172V173H22ZM30 174H29V173ZM39 172V174H35V173H38ZM47 172H49V173H47ZM55 174H53V173ZM60 172V173H59ZM69 172V173H68ZM71 172V173H70ZM93 172V173H92ZM103 172H105L104 174H106V173H108L107 175H103V174H101V173H103ZM111 172V173H110ZM153 172V173H152ZM160 172V173H159ZM163 172V173H162ZM165 172H166V174H165ZM177 172V173H176ZM204 172V173H203ZM15 173H17L16 175H15ZM19 173H21V175H19ZM26 173H27V175H26ZM51 173V174H50ZM87 174V178L85 177L86 175H84V174ZM96 173H100L101 175L98 177V174H97V176L95 177V178H92V177H94L95 176V174ZM113 173V174H112ZM123 173H125V174H123ZM131 173H133V174H131ZM141 173H143V174H141ZM150 173V174H149ZM154 173H157V174H154ZM177 175V177L175 178V174ZM180 173V174H179ZM189 173V174H188ZM191 173H193V174H191ZM201 173V174H200ZM206 173H207V175H206ZM3 174V175H2ZM15 175L16 177H14L13 175ZM48 174H50V175H48ZM57 174H63V175H57ZM64 174H66V175H64ZM69 176H68V175ZM77 175V177H76V175ZM83 174V175H82ZM93 176H92V175ZM134 174H136V175H134ZM138 174H140V175H138ZM160 174V175H159ZM169 174H170V176L172 175L173 176V178L172 177H170L169 176ZM187 174V175H186ZM7 175H10V176H7ZM11 175H12V178H10L11 177ZM25 175V176H24ZM31 175V176H30ZM47 175V176H46ZM72 175V176H71ZM91 175V177H89V179H88V176H90ZM110 175V176H109ZM111 175H113L112 177H111ZM114 175H116V179H115V177H114ZM117 175H119V176H117ZM123 175H125L124 177H122ZM129 175V176H128ZM145 175H147V176H145ZM149 175H151V176H149ZM165 175V176H164ZM179 175V176H178ZM180 175H181V177H180ZM204 175L206 176V177H208V179L206 178V177H204ZM2 176H5L6 178L7 177H9L8 179L10 180L11 179V181H12V179H14L13 181H12V183H11V181H10V183H8V181L9 180H7L6 178H5V181H6V184L8 185L7 187H4L6 184H5V181H2V180H4V177H2ZM18 176V177H17ZM23 176L24 177H26L27 176V178H23ZM28 176H30V177H28ZM39 176H41V177H39ZM59 176V177H58ZM63 176V177H62ZM74 176L76 177V178H74ZM83 176V177H82ZM136 176V177H135ZM142 176V178H145L146 179V181H143V180H145V179H143L142 180V178L140 179V177ZM154 176V177H153ZM158 176V177H157ZM162 176H163V178H162ZM186 178H185V177ZM193 176H196V178H194ZM200 176V177H199ZM35 177V178H34ZM37 177V178H36ZM39 177V178H38ZM51 179V180H53L54 179V181H51L49 178ZM58 177V178H57ZM79 177V178H78ZM98 177V178H97ZM106 177V178H105ZM110 180H112V178H113V180L112 181H115V182H112V184H111V181H109V179ZM111 177V178H110ZM128 177V178H127ZM152 177V178H151ZM157 177V178H156ZM161 177V178H160ZM183 177V178H182ZM189 177H191V178H189ZM205 179H204V178ZM44 178V179H43ZM64 178V179H63ZM73 178H74V180H73ZM80 178H82V180H84L85 182H87L86 184H85V182L84 181H81V179ZM84 178V179H83ZM120 178H121V180H120ZM125 178V179H124ZM130 178V179H129ZM149 178H150V180H149ZM157 180H156V179ZM167 180V181H170V182H167L165 179ZM171 178V179H170ZM175 178V179H174ZM180 178V179H179ZM20 179V180H19ZM27 179H29V180H27ZM38 179V181H36ZM66 179V180H65ZM72 179V180H71ZM76 179H78V181L76 180ZM92 179H94L95 181H93ZM106 179H108V180H106ZM124 179V180H123ZM174 181H173V180ZM177 179V180H176ZM189 179V180H188ZM196 179H198V180H196ZM203 179V180H202ZM44 180V181H43ZM45 180L47 181V182H45ZM62 180V181H61ZM68 180V181H67ZM71 180V181H70ZM86 180H92L91 182L90 181H86ZM99 180V181H98ZM102 180H104L105 182L106 181H108L107 183H105L104 181H103V183L101 184L100 183V181L102 182ZM119 180V181H118ZM133 180H134V182H133ZM137 180V181H136ZM165 180V181H164ZM185 180V182H183ZM196 180V181H195ZM201 180L203 181V184H201L202 182H201ZM20 181H22L21 183H20ZM34 181V182H33ZM35 181H36V183H35ZM43 181V182H42ZM79 181H81V183L82 182H84V183H82V185H84V187L81 185V183L79 182ZM97 181V186H96V184H95V186L93 185V183L92 182H96ZM126 181V182H125ZM131 183H130V182ZM136 181V182H135ZM144 183H143V182ZM150 181V182H149ZM153 181H154V183H153ZM155 181H157V182H155ZM160 181H162L163 183H165V184H163L162 182H160ZM176 181V182H175ZM199 183H198V182ZM19 183V184H17V183ZM23 182H25V183H23ZM29 182H30V184H29ZM33 182V183H32ZM42 182V183H41ZM49 182V184H51L50 186H49V184L47 185V183ZM62 182V183H61ZM64 182V183H63ZM110 182V183H109ZM123 182H125L124 184H122ZM173 182V183H172ZM179 182H181V183H179ZM185 184L184 186H182V184L183 183ZM190 182H191V184H190ZM193 182H194V184H193ZM201 182V183H200ZM33 184V186H32V184ZM58 183V184H57ZM76 183V184H75ZM80 183V184H79ZM113 183L114 184H116V186L115 185H113ZM119 184V186H118V184ZM128 185H127V184ZM132 184L131 186H129L130 184ZM174 183H176V184H174ZM179 183V184H178ZM206 183V184H205ZM208 183H210V184H208ZM9 184H10V186H9ZM15 184H17V186L15 185ZM24 184V185H23ZM36 184V185H35ZM61 184V186H59ZM73 184V185H72ZM79 184V185H78ZM87 184H88V186H87ZM89 184L92 186V187H95L94 189L91 187V186H89ZM107 184V185H106ZM125 184H126V186H125ZM141 184V185H140ZM156 184H159V185H156ZM168 184V185H167ZM171 184H174L175 186H173V185H171ZM181 184V185H180ZM201 184V185H200ZM205 184V185H204ZM219 184V185H218ZM12 185V186H11ZM26 185V186H25ZM42 185V186H41ZM52 185H53V187H52ZM68 185V186H67ZM72 186V188H71V186ZM82 186V189H81V186ZM98 185H99V187H98ZM133 185H135V186H133ZM148 185V186H147ZM155 186V188H154V186ZM162 185V186H161ZM178 185V186H177ZM193 185V186H192ZM202 185H204V186H202ZM25 186V187H24ZM37 187V188H34V187ZM40 186H41V188H40ZM44 186V187H43ZM46 186H49L48 187V189H46L45 190V188H47ZM55 186H56V189H55ZM65 188H64V187ZM74 186V187H73ZM77 186V188H78V186H80L78 189L77 188H75ZM86 186V187H85ZM103 186H104V188L106 187V189H104L103 188ZM111 188H110V187ZM123 188H122V187ZM129 186V187H128ZM133 186V187H132ZM137 186H139V187H137ZM143 186V187H142ZM146 186V187H145ZM165 186H167V187H165ZM171 186V187H170ZM187 186V187H186ZM190 186V188H188ZM210 186L212 187V189H210ZM10 187V188H9ZM20 187V188H19ZM22 187V188H21ZM60 187V188H59ZM63 187V188H62ZM88 187V188H87ZM90 187V188H89ZM102 187V188H101ZM115 189H114V188ZM132 187V188H131ZM140 187H142V189L140 188ZM146 189H145V188ZM157 187L159 188V189H157ZM170 187V188H169ZM174 187H175V189H174ZM181 187H185V188H181ZM195 187V188H194ZM198 187H200V189H198ZM218 189V191H216L217 189ZM221 187H222V189H221ZM2 188H4V189H2ZM16 188V189H15ZM51 188H52V190H51ZM58 188H59V190H58ZM75 190H74V189ZM88 189V190H86V189ZM96 188H98V189H96ZM119 188V189H118ZM121 188V189H120ZM129 188H130V190H129ZM133 188H134V191H132L133 190ZM149 188V189H148ZM154 188V189H153ZM169 188V189H168ZM178 188H180V189H178ZM187 188V189H186ZM208 188V189H207ZM14 189V190H13ZM37 191V192H35V190ZM43 189V190H42ZM65 189H67V190H65ZM72 189V190H71ZM77 189V190H76ZM85 189V190H84ZM101 189V190H100ZM102 189H103V191H102ZM109 191H108V190ZM127 190V192L129 191V193L131 194V195H128L129 193H127L126 192V190ZM132 189V190H131ZM165 189H167V191H165ZM173 191H172V190ZM182 189H184V190H182ZM198 191H196V190ZM209 189H210V191L211 192H208L209 191ZM216 189V190H215ZM220 189V190H219ZM3 190V191H2ZM4 190H6V191H4ZM18 190H19V193H18ZM24 190H25V194H24ZM28 190V191H27ZM29 190H31V191H33V192H31V191H29ZM40 190V191H39ZM50 190V191H49ZM56 190H58V191H56ZM81 190V191H80ZM84 190V191H83ZM96 190H98V192L96 191ZM114 190V191H113ZM117 190H119V191H117ZM121 190V191H120ZM122 190H124V192L122 191ZM135 190H137V192L135 191ZM139 190V191H138ZM148 190V191H147ZM151 190H153V191H151ZM156 190V191H155ZM159 190H160V192H159ZM164 190V191H163ZM176 190V191H175ZM181 190H182V193H181ZM190 190V191H189ZM204 192H203V191ZM14 191H15V193H17L16 195H14L15 193H14ZM45 191L47 192V195H46V193H45ZM74 191H76V193L74 192ZM80 193H79V192ZM88 193H87V192ZM90 191H91V193H90ZM108 191V192H107ZM131 191V192H130ZM141 191V192H140ZM144 191H145V193H144ZM180 191V192H179ZM183 191H185V192H183ZM194 191V192H193ZM200 191V192H199ZM207 191V192H206ZM215 191V192H214ZM220 191V192H219ZM4 194H3V193ZM13 192V193H12ZM40 192V193H39ZM53 193V192H55L54 194H51V193ZM82 192H84V194L82 193ZM95 192V194H92V193H94ZM103 193L104 192V194L102 195V194H100V193ZM113 192V193H112ZM116 192H118V193H116ZM120 192H122L121 194H120ZM140 192V193H139ZM144 193V195H142L143 193ZM147 192H151L152 193V195H151V193L149 194H147ZM158 192V193H157ZM161 192H163V193H161ZM167 192H170V193H168L167 194ZM176 192V195L174 194ZM191 192H192V194H191ZM197 192V193H196ZM218 192V193H217ZM224 192V193H223ZM7 193V194H6ZM21 193H23L24 195H22ZM35 193H38L39 194V196H38V194H35ZM44 193V194H43ZM51 194V195H49V194ZM57 193L59 194V193H64L63 194V197L62 198H57L58 196H57ZM77 193H78V195H77ZM106 193L109 195H106ZM117 195V197L115 196V194ZM136 193V194H135ZM138 193V194H137ZM173 193V194H172ZM179 193H180V195H179ZM188 193V194H187ZM194 193V194H193ZM205 193V194H204ZM209 195H208V194ZM214 193V194H213ZM220 193V194H219ZM10 194H11V196H10ZM31 194V195H30ZM41 194V195H40ZM79 194H80V197H79V199L77 198V196H79ZM91 194V195H90ZM99 194V195H98ZM113 194V195H112ZM118 194H120L119 195V197H118ZM124 194H126V195H128L129 197H127V196H125ZM142 195V196H139V195ZM153 194H154V196H153ZM167 194V195H166ZM170 194H171V196H170ZM178 194V195H177ZM187 195V196H185V197H183L184 195ZM190 194L193 196H191L190 197ZM195 194H197L196 195V197H194L195 196ZM207 194V195H206ZM210 194H211V196H210ZM36 195V196H35ZM45 195V196H44ZM54 195H56L57 197H55ZM76 195V196H75ZM94 196V198H92V199H90L91 197H93ZM97 195V196H96ZM102 195V196H101ZM132 195H134V197H135V195H137L135 198H136V201H135V198L132 196ZM148 196V198H147V196ZM161 195V196H160ZM202 195H204V196H202ZM220 195V196H219ZM7 196V197H6ZM10 196V197H9ZM18 196V197H17ZM22 196V197H21ZM31 196V197H30ZM54 196V197H53ZM73 196H74V198H76L75 200L73 199ZM89 198H88V197ZM122 196H124V197H122ZM132 196V198H133V200H132V198H130ZM155 196H157V197H155ZM163 196V197H162ZM166 196H168V197H166ZM180 196H181V198H180ZM200 196V197H199ZM206 196V197H205ZM210 198H209V197ZM217 196V197H216ZM19 197H21V199L19 198ZM23 197H25L24 199H23ZM27 197H29V200H28V198ZM37 197V198H36ZM44 197V198H43ZM46 197H47V200H45L46 199ZM52 197V198H51ZM82 197V198H81ZM88 199H86V198ZM97 197H99V198H97ZM102 197V198H101ZM107 197V198H106ZM112 197V198H111ZM115 197H116V199L118 198V200H116L115 201ZM128 198V200L126 199V198ZM140 197H143V198H146V200H144V199H140ZM159 197H160V199H159ZM166 197V198H165ZM177 197H178V199H177ZM201 197H203L202 199L204 200H202L201 199ZM214 197V198H213ZM12 198H14L13 200H12ZM17 198V199H16ZM32 198V199H31ZM36 198V199H35ZM43 198V199H42ZM54 198V199H53ZM114 198V199H113ZM119 198H120V206H118V204L119 203H117V201H119ZM123 198H124V200H123ZM162 198V199H161ZM165 200H164V199ZM173 199V201H172V199ZM183 198V199H182ZM190 198V199H189ZM196 198V199H195ZM211 198L213 199V200H211ZM218 200H217V199ZM223 200H221V199ZM18 199H19V201H18ZM36 200V202H35V200ZM41 201H40V200ZM58 199V200H57ZM78 199V200H77ZM83 199V200H82ZM95 199V200H94ZM107 200V202H106V200ZM112 199V200H111ZM126 199V200H125ZM129 199H131V200H129ZM138 199V200H137ZM147 199H149V200H147ZM177 199V200H176ZM185 199H187V200H185ZM189 199V200H188ZM193 199H195L194 201H193ZM7 200V201H6ZM10 200V201H9ZM25 200H27V201H25ZM32 200H34V201H32ZM49 200V201H48ZM52 200H53V202H52ZM55 200V201H54ZM61 200H63V201H61ZM79 200H81V201H79ZM91 200V201H90ZM96 200H98V201H96ZM110 201V203H111V206H110V203H109V201ZM140 200V201H139ZM143 200V201H142ZM152 200V201H151ZM158 200V201H157ZM170 200V201H169ZM180 200V201H179ZM182 200V201H181ZM198 200V201H197ZM214 200H216L215 202L216 203H214L215 204V206H214V204L213 203H211V202H214ZM12 201V202H11ZM15 201H16V203H15ZM22 201H24V203L22 202ZM30 201V202H29ZM40 201V202H39ZM44 201H45V204H44ZM70 201V202H69ZM72 201V202H71ZM78 203H77V202ZM86 201H87V204H86ZM95 201L97 202V203H95ZM102 201H104L103 202V204H102V202H101V205H99L100 204V202ZM122 201H123V203H122ZM124 201H126L125 203H124ZM127 201H129V202H127ZM148 201V202H147ZM150 201V202H149ZM160 201V202H159ZM162 201V202H161ZM176 201V202H175ZM178 201V202H177ZM184 201H186V202H184ZM221 202V203H218V202ZM3 202H4V204H3ZM6 202H8V204L6 203ZM31 202H32V205H31ZM38 202L40 203V204H38ZM42 202V203H41ZM49 202H51L50 204H55L56 206H54V205H50L49 204ZM55 202V203H54ZM60 202V203H59ZM67 202V203H66ZM73 202H75L74 204H73ZM92 204H91V203ZM112 202H113V205H112ZM131 202L133 203V202H135V203H133V204H131ZM137 202H140V203H137ZM144 202V203H143ZM147 202V203H146ZM153 202H154V204H153ZM156 202H157V204L158 205H156V208L157 209H155V204H156ZM167 202V203H166ZM169 202V203H168ZM172 202V203H171ZM175 202V203H174ZM207 204H206V203ZM209 202V203H208ZM18 203V204H17ZM30 203V204H29ZM35 203H37L36 204V207L38 208V209H36V207L34 206L35 205ZM57 203V204H56ZM108 203V204H107ZM117 205H116V204ZM128 203V204H127ZM150 203V204H149ZM163 204V205H161V204ZM165 203V204H164ZM171 203V204H170ZM195 203V204H194ZM231 203V204H230ZM19 204H22V206H21V208H20V206H19ZM44 204V205H43ZM47 204V206H45ZM66 204V205H65ZM68 204V205H67ZM75 204H77V207L75 206ZM84 204H86V206L84 205ZM88 204H90V205H88ZM115 204V205H114ZM125 204V205H124ZM142 204V205H141ZM144 204V205H143ZM168 206H171V207H168ZM181 204H183V205H181ZM196 204H198L199 206H197ZM201 204V205H200ZM219 204H220V206H219ZM249 204L251 205V206H249ZM3 205H5V206H3ZM9 205V206H8ZM11 205V206H10ZM43 205V206H42ZM49 205H50V207H49ZM63 205V206H62ZM65 205V206H64ZM72 205V207H70V206ZM80 205V206H79ZM92 205V206H91ZM96 205V206H95ZM99 205V206H98ZM102 205H103V207H102ZM109 205V206H108ZM130 207H129V206ZM135 205V206H134ZM154 205V206H153ZM176 205V206H175ZM177 205H179V207L177 206ZM181 205V206H180ZM218 205V207H216ZM32 206V207H31ZM40 206H42L43 208H41ZM45 206V207H44ZM75 206V207H74ZM82 206H83V209H82ZM125 206V207H124ZM134 206V207H133ZM138 207V210L139 211H136L137 210V207ZM142 206V207H141ZM144 206V207H143ZM149 206H151L150 208V211H149V209H148V207ZM159 206V207H158ZM161 206V207H160ZM162 206H163V208H162ZM173 206V207H172ZM204 206V207H203ZM207 206H209V208L207 207ZM252 206H254V207H252ZM5 207H6V209H5ZM12 207H15V209L13 208H10ZM23 207H25L24 208V211L22 210L23 209ZM29 207H31L30 209H29ZM55 209H54V208ZM74 207V209H72ZM79 207V208H78ZM86 207V208H85ZM95 207V208H94ZM100 207V208H99ZM106 207V208H105ZM112 207V208H111ZM118 207V208H117ZM120 207V208H119ZM141 207V208H140ZM155 209V210H152L153 208ZM166 207V208H165ZM199 207V208H198ZM211 207H212V209H211ZM220 207V208H219ZM27 208V209H26ZM46 208V209H45ZM61 208V209H60ZM89 208L92 210L93 208V210H92V212L91 213H88V212H90L89 211ZM99 208V209H98ZM110 208V209H109ZM115 208V209H114ZM127 208V209H126ZM129 208H131V209H129ZM134 208H136V210L134 209ZM145 208V209H144ZM148 209V211H147V209ZM161 208H162V211L163 212H159V211H161ZM168 208H170V209H168ZM182 208V209H181ZM259 208V209H258ZM262 208H263V210H262ZM5 209V210H4ZM16 209H18V210H16ZM52 209V210H51ZM57 209H59L58 210V214L56 215L54 212H57ZM66 210L64 213H63V211L64 210ZM71 209V210H70ZM77 209H79L78 211H76ZM87 209V210H86ZM120 211H119V210ZM141 209V210H140ZM142 209H144V210H142ZM159 209V210H158ZM165 209H166V211H165ZM168 209V210H167ZM180 209V210H179ZM202 209V210H201ZM227 209V210H226ZM255 209V210H254ZM13 210H14V212H13ZM21 210H22V215H21ZM33 211V213H31L32 211ZM43 210V211H42ZM74 210V211H73ZM81 210V211H80ZM84 212H83V211ZM98 210H100V211H98ZM105 210V211H104ZM111 210V211H110ZM115 210H118L119 211V214H118V211H115ZM124 210V212H123V214H122V211ZM131 210H134V211H136V213H134V211H131ZM157 210H158V212H157ZM170 210V211H169ZM179 211L178 213H180V214H178L176 211ZM225 210H226V212H225ZM229 210V211H228ZM230 210H232V211H230ZM257 210V211H256ZM259 210V211H258ZM262 210V211H261ZM18 211H20V212H18V216H17V212ZM27 211H28V213H27ZM34 211H37V212H34ZM48 211V212H47ZM60 211V212H59ZM67 211H69V213L72 211V213H70V215H69V213L67 212ZM87 211V212H86ZM99 212V213H101V215H99V213H97V212ZM103 213H102V212ZM115 211V212H114ZM141 211V212H140ZM148 213H147V212ZM155 211V212H154ZM201 211V212H200ZM204 211V212H203ZM208 211V212H207ZM240 211H241V213H240ZM9 212V213H8ZM11 212H13V213H11ZM24 212V213H23ZM38 212H40V213H38ZM42 212H44V213H42ZM51 212V213H50ZM68 214H67V213ZM77 212V214H75L74 215V213H76ZM81 212V213H80ZM104 212H106V213H104ZM109 212V213H108ZM111 212V213H110ZM113 212V213H112ZM117 212V213H116ZM125 212H128V213H130V214H128V213H125ZM131 212H132V215H131ZM138 212V213H137ZM145 212V213H144ZM152 212H154V214H151ZM157 212V213H156ZM170 212V213H169ZM172 212V213H171ZM176 212V213H175ZM182 212V213H181ZM0 213V214H1ZM11 213V214H10ZM41 213H42V215L43 216H41ZM54 213V214H53ZM83 213V214H82ZM140 213V214H139ZM173 213L176 215H173ZM223 213V214H222ZM226 213V214H225ZM240 213V214H239ZM255 213V214H254ZM256 213H258V214H256ZM262 215H261V214ZM15 214V215H14ZM25 214H28V216L27 215H25ZM31 214V215H30ZM33 214V215H32ZM37 214V215H36ZM53 214V216H51ZM62 214V215H61ZM67 216H65V215ZM74 216H73V215ZM86 216H85V215ZM88 214H89V217L87 218V216H88ZM92 214V215H91ZM94 214H96V216L94 215ZM104 214V215H103ZM105 214H107V216L105 215ZM108 214H110V215H108ZM112 214V215H111ZM114 214H116L115 216H116V218H115V216H113ZM122 214V215H121ZM141 214H143L142 216H140ZM156 214H157V216H156ZM159 214H160V216H159ZM161 214H164V215H162L161 216ZM167 216H166V215ZM170 214V215H169ZM229 214V215H228ZM231 214V215H230ZM242 214V215H241ZM14 215V216H13ZM21 215V219H20V216ZM48 215H50V216H48ZM97 215H99V216H97ZM121 215V216H120ZM131 215V216H130ZM134 215V216H133ZM137 215H139V216H137ZM151 215H154V218L153 217H150L149 218V216H151ZM227 215V216H226ZM250 215H251V217H250ZM257 215V216H256ZM0 216H2V214L0 215ZM28 217L27 219H26V217ZM33 216V217H32ZM38 216H40V217H38ZM63 216V217H62ZM65 216V217H64ZM71 216V217H70ZM75 216H77L76 218H75ZM80 216V217H79ZM85 216V217H84ZM95 216V217H94ZM119 216L120 217H122V219L121 218H119ZM126 216H130V217H127L126 218ZM181 216V217H180ZM223 216V217H222ZM225 216V217H224ZM243 216V217H242ZM252 216H254L255 218H252ZM259 216V217H258ZM10 217H12V220L10 219ZM16 217H18L17 219H16ZM32 217V218H31ZM39 219H38V218ZM41 217H42V221H41ZM44 217V218H43ZM50 217V220H49V222H48V220L46 221V219L47 218H49ZM55 217H57V218H55ZM59 217H61V218H59ZM96 217H98L97 219H96ZM102 217H103V219H102ZM106 217H107V219H108V217L109 218H111L112 217V219H109V220H106ZM114 217V218H113ZM134 218V219H132V218ZM136 217H138L137 219H136ZM146 217H148L147 219H146ZM155 217H156V219H155ZM159 217V218H158ZM168 217V218H167ZM177 218V219H175V218ZM180 219H179V218ZM183 217V218H182ZM231 217V218H230ZM240 217V218H239ZM247 217V218H246ZM22 218H25L24 220L22 219ZM46 218V219H45ZM63 218H65V219H63ZM70 218V219H69ZM73 218V219H72ZM75 218V219H74ZM79 218H80V221H79ZM84 218V219H83ZM87 218V219H86ZM93 218V219H92ZM125 218H126V220H125ZM131 218V219H130ZM160 218H162V219H160ZM166 218V219H165ZM169 218H170V220H169ZM173 218V219H172ZM181 218H182V220H181ZM206 218H207V220H206ZM225 218H226V221H225ZM228 218V219H227ZM233 218V219H232ZM244 218H245V220H244ZM251 218H252V220H251ZM258 218V219H257ZM260 218V219H259ZM261 218H263V219H261ZM32 220V221H29V220ZM36 219H37V222H36ZM43 219H45V221L43 220ZM56 221H55V220ZM60 219V220H59ZM64 221H66V222H64ZM83 219V220H82ZM86 219V220H85ZM90 219H92V221L89 223V221H90ZM116 219H120L122 222H120V220L118 221V220H116ZM146 219V220H145ZM158 219V220H157ZM213 219V220H212ZM221 219V220H220ZM238 221H237V220ZM248 219V220H247ZM5 220V221H4ZM19 220H21V221H19ZM26 220V223L28 224V226H27V224L24 222ZM39 220V221H38ZM52 220V221H51ZM55 222H54V221ZM70 220V221H69ZM72 220H74V221H72ZM98 220V221H97ZM101 220V221H100ZM112 220H113V222H114V220H115V225L113 224L112 225ZM123 220H125V221H127L126 223H127V225H126V223H125V221H123ZM129 220V221H128ZM132 220V221H131ZM138 220H140V222L138 221ZM141 220H142V222H143V224H144V226H143V224H142V222H141ZM161 220V221H160ZM162 220H164V221H162ZM167 220V221H166ZM174 220H176V221H178V222H174ZM180 220V221H179ZM185 220V221H184ZM210 220V221H209ZM230 220V221H229ZM257 220V221H256ZM260 220H262V221H260ZM9 222V224H8V227H7V224L6 223H8ZM12 221H16L17 223L13 226L12 225V227L11 226H9L10 224H14V222L12 223ZM19 221V222H18ZM23 221V222H22ZM29 221V222H28ZM35 222V225H34V222ZM68 221V222H67ZM94 221V222H93ZM101 223H103V224H101ZM106 221V222H105ZM134 221V222H133ZM172 221V222H171ZM205 223H204V222ZM215 221V222H214ZM218 221H220V222H218ZM225 222V224H224V222ZM233 221H235V222H233ZM240 221V222H239ZM246 221V222H245ZM259 221H260V223H259ZM5 222V223H4ZM22 224H21V223ZM32 222V223H31ZM39 222V224H41V225H37V223ZM43 222V223H42ZM47 223V229H45L46 228V223ZM56 222H57V224H56ZM60 222V223H59ZM63 222V223H62ZM78 222H81V223H79L78 224ZM85 222V223H84ZM88 222V223H87ZM95 222H98V223H95ZM105 222V223H104ZM109 222H110V224H109ZM116 222H118L117 223V227H116ZM130 222V224H128ZM157 222V223H156ZM159 222V223H158ZM171 222V223H170ZM174 222V223H173ZM181 222H182V224H181ZM210 222V223H209ZM211 222H212V224H211ZM213 222H214V224H213ZM240 224V225H238V223ZM248 222L251 224H248ZM24 223L26 224V225H24ZM45 223V224H44ZM52 223V224H51ZM55 223V224H54ZM73 224V225H71V224ZM121 223H122V225H121ZM133 223V224H132ZM136 223H138V224H136ZM141 223V224H140ZM156 223V224H155ZM162 223V224H161ZM169 225H168V224ZM178 223V224H177ZM4 224V225H3ZM19 224H21L22 225V227H24L25 228V226H26V228H25V230H24V228H22ZM33 224L35 227H37V228H35L33 225V229H32V226L31 225ZM45 226H44V225ZM49 224H51L50 226H49ZM54 224V225H53ZM66 224H68V225H66ZM75 224H76V226H75ZM77 224L79 225V228H77ZM81 224H83V225H81ZM90 224V225H89ZM91 224H93V225H91ZM123 224H125V225H123ZM136 224V225H135ZM146 224V225H145ZM158 224V225H157ZM163 224H165V226L166 227H164V225ZM172 224V225H171ZM174 224H176V225H174ZM204 224V225H203ZM206 224H208L209 226H206ZM221 224H222V226H221ZM231 224V225H230ZM244 224V225H243ZM247 224V225H246ZM16 225H18L17 227H16ZM37 225V226H36ZM60 225V226H59ZM71 225V226H70ZM81 225V226H80ZM88 225H89V227L91 228V229H93V227H94V229L95 230H91L90 228H85V226H87L88 227ZM95 225H96V227H95ZM99 225H102L101 227L99 226ZM106 225H112V229H113V226L114 227H116V228H114V230L113 231H115L116 232V234H114L113 233V231H112V229H111V226L109 227V226H106ZM118 225H120V227L118 226ZM131 227H130V226ZM148 225V227H146ZM157 225V226H156ZM201 225V226H200ZM228 225V226H227ZM243 227H242V226ZM41 226V227H40ZM49 226V227H48ZM58 227V228H56V227ZM66 226V227H65ZM83 226V227H82ZM92 226V227H91ZM100 228H99V227ZM105 226V227H104ZM125 228H124V227ZM127 226V227H126ZM130 228H129V227ZM151 226V227H150ZM154 228H153V227ZM195 227V229H194V227ZM199 226V227H198ZM206 226V227H205ZM213 226V227H212ZM216 226V227H215ZM235 226V227H234ZM259 226V228H257ZM263 226V227H262ZM14 227H16V228H14ZM21 227V228H20ZM45 227V228H44ZM54 227V228H53ZM67 227H69V228H67ZM71 227V228H70ZM76 227V228H75ZM82 227V228H81ZM123 227V230H121L120 228H122ZM144 227V228H143ZM200 227H202L201 229H200ZM205 227V228H204ZM208 227V228H207ZM215 227V228H214ZM231 227V228H230ZM240 227H241V229L243 230H241L240 229ZM20 228V229H19ZM38 228L40 229V233L41 232H45L46 233V235L48 236V235H50V236H46L45 234H43V233H41V236H37V234L39 235V230H38ZM64 228H66V229H64ZM84 228V229H83ZM103 228H105V230L103 229ZM119 228V229H118ZM130 229V233L132 232V233H134L135 231L138 233V234H136V233H134L133 235H132V233L129 235L128 234V231H129V229ZM131 228H133V230L131 229ZM137 228V229H136ZM151 229L150 231H149V229ZM156 228V229H155ZM164 230H163V229ZM166 228V229H165ZM188 228H190V229H188ZM204 228V229H203ZM221 228V229H220ZM230 228V229H229ZM233 228V229H232ZM245 228V229H244ZM7 229H10V230H8L9 231V233H8V231H7V233H6V230ZM16 229H19L18 231L16 230ZM26 229H27V231H26ZM35 229L37 230V232L38 233H36V231H35ZM57 229V230H56ZM64 229V230H63ZM68 229H69V231H68ZM74 229H77V230H75V232H74ZM79 229V230H78ZM97 229H100V230H98V231H100V233L97 231ZM107 229H109V230H107ZM116 229V230H115ZM136 229V230H135ZM144 229V230H143ZM146 229V230H145ZM154 229V230H153ZM162 229V230H161ZM169 229V230H168ZM222 230V231H220V230ZM225 231H224V230ZM249 229H250V231H249ZM252 229H254V230H252ZM5 231V233L9 236H7L6 234H4V231ZM16 230V231H15ZM21 230H23V231H21ZM32 232H31V231ZM35 232H34V231ZM46 230V231H45ZM49 232H48V231ZM55 232H54V231ZM59 230H63V231H61V234H60V231ZM68 232H67V231ZM73 231V232H71L70 233V231ZM89 230H91V231H89ZM124 230H126V231H124ZM156 230V231H155ZM159 232H158V231ZM166 230V231H165ZM168 230V231H167ZM178 230V231H177ZM181 230V231H180ZM200 230V231H199ZM230 230H232V231H230ZM245 230V231H244ZM2 231V232H1ZM12 231V232H11ZM14 231V232H13ZM20 231H21V233H20ZM57 231H59V233L57 232ZM80 232L79 234H80V236H78L79 234L77 233V232ZM84 231V232H83ZM88 231V232H87ZM111 231V234L109 233ZM118 231V232H117ZM142 231V232H141ZM146 231H147V233H146ZM164 231V232H163ZM186 231V232H185ZM189 231H191V232H189ZM243 233V235L245 236H243L242 235V233ZM256 233H255V232ZM16 232H18V233H16ZM30 233V237L29 238H27V237H24V238H26V239H24L23 238V236H27L26 234H28L29 235V233ZM54 232V233H53ZM66 232V233H65ZM94 232V233H93ZM95 232H97V233H95ZM105 232H107V234H105ZM140 232V233H139ZM166 232V233H165ZM170 232V233H169ZM173 232V233H172ZM180 232V233H179ZM181 232H182V234H181ZM224 232V233H223ZM228 232V233H227ZM231 232V233H230ZM234 232H236V233H234ZM260 232V233H259ZM263 232V233H262ZM16 235H15V234ZM22 233H23V235H22ZM33 233H35V235L33 234ZM51 233V234H50ZM53 233V234H52ZM68 233H70V234H68ZM72 233H74V234H72ZM77 233V234H76ZM82 233H83V235H82ZM87 235H86V234ZM91 233H93L92 235H90ZM122 233H124L123 235V237H122ZM155 235H154V234ZM161 234L163 237H165V238H162L161 236H158L159 234ZM169 233V234H168ZM230 233V234H229ZM239 233V234H238ZM252 233H254V234H252ZM19 234V235H18ZM76 234V237L74 236ZM84 234H85V239H83L84 237ZM97 234V235H96ZM141 234H142V236H141ZM168 234V235H167ZM177 234V235H176ZM185 234V235H184ZM224 234H226L225 236H224ZM256 234V235H255ZM259 234V236H257ZM262 234V235H261ZM11 235H14V236H11ZM22 237H21V236ZM52 235H55V236H52ZM59 235V236H58ZM61 235H63V236H61ZM67 235V236H66ZM68 235H71V236H68ZM95 235L96 236H99L100 235V237H95ZM102 235H104V236H102ZM113 235V236H112ZM129 235V236H128ZM139 235V236H138ZM145 235V236H144ZM153 235V236H152ZM170 235V236H169ZM239 235H242V236H239ZM250 235V236H249ZM261 235V236H260ZM2 236H4V237H6V238H4V237H2ZM15 236H19L18 238L16 237L15 238ZM34 236V237H33ZM44 236V237H43ZM46 236V237H45ZM73 236V237H72ZM93 236V237H92ZM115 236V237H114ZM116 236H118V237H116ZM128 236V237H127ZM130 236H132V238L130 237ZM135 236H138V237H135ZM141 236V237H140ZM147 236H149L150 238H153V239H150V238H148ZM152 236V237H151ZM167 236V237H166ZM229 236V237H228ZM231 236V237H230ZM233 236V237H232ZM235 236H237L236 238H235ZM238 236H239V238H238ZM248 236V237H247ZM254 236H256L255 238H254ZM10 237H11V239H13V240H11L10 239ZM47 238V241H46V239L45 240H43L42 238ZM51 237V238H50ZM54 237V238H53ZM63 237V238H62ZM68 237V238H67ZM70 237V238H69ZM77 237H79V238H77ZM93 239H92V238ZM95 237V238H94ZM105 237H107L106 239H105ZM110 237H113V238H111L110 239ZM130 237V238H129ZM135 239H134V238ZM147 237V238H146ZM160 237V238H159ZM180 237V238H179ZM182 237V238H181ZM196 237H198L197 239H196ZM220 237V238H219ZM260 237V238H259ZM2 238V239H1ZM35 238V239H34ZM39 238V239H38ZM59 238V239H58ZM60 238H61V241H60ZM66 238V239H65ZM90 238L92 239V241L90 240ZM104 238V239H103ZM117 238H119V239H117ZM123 238V240H121ZM126 238H127V240H126ZM136 238H138V239H136ZM142 238V239H141ZM156 238H157V240H156ZM178 238H179V240H178ZM186 238V239H185ZM228 238V239H227ZM232 239V241H231V239ZM238 238V239H237ZM245 239V240H243V239ZM251 238L252 239H254V241H252L251 240ZM259 238V239H258ZM10 239V240H9ZM17 239H18V241H17ZM33 239V240H32ZM48 239H51L53 242H51V240L49 241ZM58 239V240H57ZM68 239V240H67ZM71 241H70V240ZM77 241H76V240ZM83 239V240H82ZM88 239V240H87ZM95 239V240H94ZM101 241H100V240ZM108 239V240H107ZM145 239H147L146 241H144ZM149 239V240H148ZM159 239V240H158ZM164 239H166V240H164ZM182 239V240H181ZM193 239H195V240H193ZM224 239H225V241H224ZM242 239V240H241ZM5 240H7V241H5ZM20 240H22V242L20 241ZM26 240V241H25ZM32 240V241H31ZM37 240V241H36ZM39 240V241H38ZM43 241V242H40V241ZM64 240H66L65 242H64ZM86 240V242H84ZM99 240V241H98ZM121 240V241H120ZM126 240V241H125ZM134 241L135 240V242H130V241ZM152 240V241H151ZM155 242H154V241ZM171 240H173V241H171ZM175 240V241H174ZM183 240H186V242L185 241H183ZM197 240H198V243H197ZM229 240V241H228ZM234 240V241H233ZM238 240V241H237ZM240 240L241 241H243V242H240ZM250 242H249V241ZM9 241V242H8ZM12 241V242H11ZM16 241V242H15ZM31 241V242H30ZM75 241H76V243H75ZM89 241H91V244H93V245H91L90 243H89ZM108 241V242H107ZM109 241H111V242H109ZM115 241H117V244H116V242ZM126 243H125V242ZM129 243H128V242ZM140 243H139V242ZM150 241V242H149ZM165 241V243H163ZM222 241V242H221ZM227 241V242H226ZM262 241H263V243H262ZM11 242V243H10ZM23 243V244H21V243ZM26 242V243H25ZM29 242V243H28ZM41 243V244H38V243ZM48 242V243H47ZM51 242V243H50ZM59 242H61V243H59ZM68 242H69V245L71 246H69L68 245ZM74 242V243H73ZM79 242V243H78ZM84 243V245H82L83 243ZM98 242V243H97ZM102 242H104V243H102ZM115 242V243H114ZM122 244H121V243ZM124 242V243H123ZM143 244H142V243ZM152 242V243H151ZM153 242H154V244H153ZM158 242V243H157ZM171 242H174L173 244L171 243ZM176 242H178V243H176ZM193 242V243H192ZM195 242V243H194ZM230 242H232V243H230ZM236 242H237V244H236ZM247 242V245L245 244V243ZM256 242V243H255ZM261 242V244H260V246H259V243ZM17 243V244H16ZM18 243H20V244H18ZM34 243H36V244H34ZM44 243V244H43ZM46 243V244H45ZM53 243V244H52ZM56 243V244H55ZM66 243V244H65ZM71 243V244H70ZM77 243L79 244V245H77ZM81 243V244H80ZM88 243H89V245H88ZM102 244V245H100V244ZM109 243V244H108ZM144 243H145V245H147V246H145L144 245ZM151 243V244H150ZM160 243V244H159ZM171 243V244H170ZM186 245V246H184V244ZM240 243H242V244H240ZM248 243H250V244H248ZM252 243H254V245H252ZM7 244H10V245H7ZM13 244V245H12ZM32 244H34V245H31ZM45 245V247L43 246V245ZM48 244H49V246H48ZM55 244V245H54ZM73 244V245H72ZM87 244V245H86ZM98 245V247L96 246V247H93V246H95V245ZM105 244V245H104ZM124 244L128 247H126V246H124ZM132 244H134L135 245V247H134V245H132ZM143 246H142V245ZM149 244H150V246H149ZM163 246H162V245ZM168 244H170V245H168ZM174 244L176 245V247L174 246ZM182 246H181V245ZM195 244H197V245H195ZM235 244V245H234ZM243 244H245V245H243ZM7 247H6V246ZM19 245V246H18ZM39 245V246H38ZM50 245H52V246H54L53 248H51L50 247ZM65 245H67V248H66V246ZM75 245V246H74ZM82 245V246H81ZM104 245V248H102V246ZM109 246V247H107V246ZM125 247V248H127L128 250H125V248L123 247V246ZM129 245H132L133 246V250H131V247L132 246H129ZM140 245V246H139ZM172 245V246H171ZM195 245V246H194ZM249 245V246H248ZM258 245V246H257ZM263 245V246H262ZM1 246H2V248H1ZM15 246V247H14ZM21 246V247H20ZM26 246V248L24 249V247ZM55 246H58V247H55ZM60 246V247H59ZM63 246V247H62ZM69 246V247H68ZM72 246H73V248L74 247H76V249L74 248V250H76V251H74L73 252V248H72ZM77 246L78 247H80V250H78L77 249ZM83 246H84V248H83ZM112 246V247H111ZM113 246H115L117 249H118V247H120V248H122L123 250H121L120 248V250H119V252H118V250L117 249H115V247H113ZM136 246H138V247H136ZM171 246V247H170ZM178 246V247H177ZM183 246H184V248H183ZM236 246V247H235ZM248 246V247H247ZM6 247V248H5ZM10 247V248H9ZM11 247H12V249H11ZM16 247H18V248H16ZM30 247V248H29ZM34 247H35V249H34ZM48 247V248H47ZM65 247V248H64ZM86 247H87V249H86ZM92 249H91V248ZM143 247V248H142ZM148 247V248H147ZM153 247L155 248V250L153 249ZM156 247H157V249H156ZM250 247V249L252 248V251L251 250H248V248ZM255 247H258V248H255ZM5 248V249H4ZM23 248V249H22ZM34 250H33V249ZM38 248H39V250H38ZM47 248V249H46ZM57 248H58V250H57ZM63 249V251H62V249ZM68 248H70L69 249V251H70V253L73 255H71L69 252H68ZM101 248H102V251H101ZM108 250H106V249ZM109 248V249H108ZM111 248V249H110ZM112 248H113V250L115 249V251H117V252H115V251H113L112 250ZM130 248V249H129ZM142 248V250H140V249ZM163 248H166V249H163ZM168 248V249H167ZM170 248H172L173 249V251H172V249H170ZM187 248H188V250H187ZM233 248H234V250H236V251H234L233 250ZM244 248V250H242ZM260 248V249H259ZM263 250H262V249ZM13 249H14V251H13ZM18 249V250H17ZM27 249V250H26ZM32 249V250H31ZM44 249V250H43ZM50 249V250H49ZM59 249L61 250V251H59ZM65 249V250H64ZM83 249V251H81ZM86 249V250H85ZM95 249V250H94ZM151 249H153L154 250V252H153V250H151ZM163 249V250H162ZM176 249H178L177 251H176ZM254 249H255V251H254ZM6 252H5V251ZM8 250H10V251H8ZM15 250H17L16 252H15ZM22 250V251H21ZM24 250V251H23ZM42 250V251H41ZM54 250H55V252L57 251V252H59V253H55L54 252ZM67 250V251H66ZM93 252H91V251ZM96 251L95 252V254H94V251ZM99 250V251H98ZM134 250H135V253H134ZM139 250H140V252H139ZM146 250V252L147 253H149V254H146V252H144ZM169 250H171L170 252H169ZM175 250V251H174ZM184 250V251H183ZM187 250V251H186ZM250 252H248V251ZM35 253H34V252ZM38 253H37V252ZM43 251H45V252H43ZM51 252V254H50V252ZM81 252V254H80V252ZM89 253H88V252ZM122 251V252H121ZM124 251H126V252H124ZM130 253H132V257H133V259H131V254H129V252ZM162 251V252H161ZM165 251L167 252L166 254H168V255H166L165 254ZM179 251V252H178ZM184 253H186V254H184ZM202 251H204V252H202ZM234 251V252H233ZM242 252V255H241V252ZM261 253H259V252ZM261 251H263V252H261ZM9 252V253H8ZM23 252V253H22ZM26 252V253H25ZM61 252H62V254H63V252L66 254H63L64 255V257L66 258V259H64V257H63V255L61 254ZM73 252V253H72ZM76 252V253H75ZM103 253V255L105 256L104 257V260L101 258V256H103L101 253ZM104 252H107V254L106 253H104ZM114 254H113V253ZM142 252H143V254H145V255H143L142 254ZM156 252H158V253H156ZM169 252V253H168ZM174 252V253H173ZM176 252V253H175ZM181 252V253H180ZM190 254H189V253ZM237 252V253H236ZM252 252V253H251ZM255 252V253H254ZM11 253V254H10ZM13 253H15V254H13ZM18 253H19V255H21V257L18 255ZM44 255V254H46L47 256H43L42 254ZM52 253H55V254H53L52 255ZM85 253H86V255H85ZM109 253V254H108ZM111 253V254H110ZM137 253H139V254H137ZM140 253H141V256H139L140 255ZM154 253V254H153ZM172 253V254H171ZM180 253V254H179ZM200 253V254H199ZM24 254V255H23ZM26 254V255H25ZM27 254H28V256H27ZM36 254V255H35ZM77 254V256H75ZM80 254V255H79ZM90 254V255H89ZM92 254H94V255H92ZM97 254V255H96ZM101 254V255H100ZM133 254H134V256H133ZM155 254H157L158 255V257H156V255ZM163 254V255H162ZM169 254H171V255H169ZM176 254V255H175ZM183 254V255H182ZM205 254V255H204ZM238 254V255H237ZM247 254V255H246ZM249 254V255H248ZM256 254V255H255ZM8 255V256H7ZM32 255V256H31ZM41 255V256H40ZM49 255H50V258H49ZM56 255V256H55ZM58 255V256H57ZM60 255V256H59ZM62 255V256H61ZM84 255V257H83V259H82V256ZM98 255H100V256H98ZM106 255H108V256H106ZM110 255V256H109ZM116 255H118V256H116ZM122 255V256H121ZM124 255V256H123ZM126 255V256H125ZM128 255H130V257H128ZM151 255V256H150ZM164 256V258L162 257V256ZM174 255L176 256V257H174ZM179 255V256H178ZM181 255V256H180ZM190 255V256H189ZM192 255V256H191ZM196 255V256H195ZM240 255V256H239ZM252 255H254V256H252ZM262 255V256H261ZM17 256V257H16ZM19 256V257H18ZM55 256V257H54ZM87 256V257H86ZM90 256H92V257H90ZM98 256V257H97ZM117 257L116 259L119 261H115L116 259H115V257ZM120 256V257H119ZM137 256V257H136ZM161 256V258H159ZM166 256V257H165ZM172 256V257H171ZM195 256V257H194ZM199 256V257H198ZM204 256V257H203ZM219 256V257H218ZM238 256V257H237ZM245 256H247V257H245ZM250 256V257H249ZM258 256V257H257ZM7 257V258H6ZM9 257H11L12 258V260H11V258H9ZM14 257V258H13ZM16 257V258H15ZM28 257V258H27ZM43 257H44V259H43ZM53 257V258H52ZM73 258V260H72V258ZM78 257H80V259L78 258ZM89 257V258H88ZM95 257V258H94ZM112 257V258H111ZM135 257V258H134ZM149 257V258H148ZM171 257V260L169 259ZM187 257H192L193 259L191 260L190 258H187ZM206 257V258H205ZM217 257V258H216ZM222 257V258H221ZM245 257V258H244ZM261 257V258H260ZM263 257V258H262ZM9 258V259H8ZM47 258V259H46ZM55 258H56V260H55ZM60 258H62V259H60ZM71 258V259H70ZM88 258V259H87ZM94 258V259H93ZM97 258V259H96ZM100 258V259H99ZM111 258V259H110ZM128 258V259H127ZM145 258V259H144ZM151 258V259H150ZM167 258V259H166ZM173 258V259H172ZM175 258V259H174ZM180 258V259H179ZM184 258V259H183ZM204 258V259H203ZM240 260H239V259ZM243 258V259H242ZM252 258H254V259H252ZM257 258V259H256ZM260 258V259H259ZM23 259H26L25 261L23 260ZM28 259V260H27ZM31 259V260H30ZM34 259V260H33ZM38 259H40V260H38ZM60 259V260H59ZM68 259V261H66ZM102 259V260H101ZM106 259H110L109 261H107ZM113 259V260H112ZM122 259V260H121ZM126 259V260H125ZM140 261H139V260ZM142 259H144V260H142ZM150 261H149V260ZM207 259V260H206ZM242 259V260H241ZM20 260V261H19ZM23 260V261H22ZM49 260V261H48ZM51 260V261H50ZM62 260V261H61ZM72 260V261H71ZM81 261V263L79 262V263H77V261ZM84 260H86L85 262H84ZM106 260V261H105ZM124 260V261H123ZM142 260V261H141ZM157 260V261H156ZM173 260V261H172ZM182 260V261H181ZM187 260V261H186ZM213 260L215 261L214 263H213ZM222 260V261H221ZM225 261V263H224V261ZM250 260V261H249ZM257 260V261H256ZM6 261V262H5ZM16 262V263H14V262ZM35 261V262H34ZM37 261H41V263L40 262H38V263H36ZM45 261V262H44ZM49 263H48V262ZM55 263H54V262ZM60 261V262H59ZM69 261H71V262H69ZM74 261V262H73ZM97 261V262H96ZM111 261H113V263L111 262ZM134 261V262H133ZM161 261V262H160ZM163 261V262H162ZM169 261V262H168ZM179 261H181V262H179ZM193 261V262H192ZM201 261V262H200ZM206 261H207V263H206ZM208 261H210V262H208ZM218 261V262H217ZM252 261V262H251ZM254 261H255V263H254ZM260 263H259V262ZM261 261H263V262H261ZM20 262H22V263H20ZM23 262H25V263H23ZM43 262V263H42ZM47 262V263H46ZM64 262V263H63ZM68 262V263H67ZM110 262V263H109ZM121 262V263H120ZM133 262V263H132ZM143 262V263H142ZM152 262V263H151ZM174 262V263H173ZM175 262H177V263H175ZM179 262V263H178ZM195 262V263H194ZM223 262V263H222ZM258 262V263H257ZM191 263H189V264H191ZM122 264H124V263H122Z\"/></svg>",
    "mask_w": 264,
    "mask_h": 264
},
{
    "label": "bare ground",
    "instance_id": "bare-ground-1",
    "mask_svg": "<svg viewBox=\"0 0 264 264\" xmlns=\"http://www.w3.org/2000/svg\"><path fill=\"white\" fill-rule=\"evenodd\" d=\"M19 1H20V0H11L10 5H11L12 3H14L13 5H15V3L19 2ZM23 1H24V0H23ZM33 1H35V0H33ZM39 1H40V0H39ZM63 1H64V0H63ZM67 1H68V0H67ZM74 1H75V0H74ZM76 1H77V0H76ZM81 1H82V0H81ZM81 1H80V2H81ZM84 1H85V0H84ZM90 1H91V0H90ZM92 1H93V0H92ZM92 1H91V2H92ZM95 1H96V0H95ZM95 1H94V2H95ZM102 1H103V0H102ZM107 1H108V0H107ZM119 1H120V0H119ZM144 1H146V0H144ZM158 1H159V0H158ZM175 1H176V0H175ZM182 1H183V0H182ZM199 1H200V0H199ZM202 1H203V0H202ZM206 1H207V0H206ZM215 1H216V0H215ZM231 1H232V0H231ZM258 1H259V0H258ZM9 2H10L9 0H3V1L0 0V8L9 9V8H10ZM27 2H28V1H27ZM27 2H26V4L28 5ZM35 2H36V1H35ZM53 2L55 3V1H53ZM110 2H111V1H110ZM114 2H115V1H114ZM117 2H118V0H117ZM137 2H138V1H137ZM167 2L170 3V1H167ZM167 2H165V3H167ZM178 2H179V1H178ZM196 2H197V1H196ZM211 2H212V1H211ZM221 2H222V1H221ZM221 2H220V4H221ZM225 2H226V1H225ZM229 2H230V0H229ZM237 2H238V1H237ZM237 2H236V3H237ZM242 2H243V0H242ZM251 2H252V0H251ZM255 2H256V1H255ZM262 2H263V1H262ZM21 3H22V2L20 1L19 4L21 5ZM29 3H30V2H29ZM31 3H32V2H31ZM36 3H37V2H36ZM63 3H64V2H63ZM73 3H74V2H73ZM78 3H79V2H78ZM82 3H83V1H82ZM86 3H87V1H86ZM86 3H85V5H86ZM107 3H108V2H107ZM112 3H113V2H112ZM112 3H111V4H112ZM121 3H122V5H123L124 2H121ZM141 3H142V2H141ZM145 3H146V2H145ZM161 3H162V0H161ZM174 3H175V2H174ZM174 3H173V4H174ZM197 3H199V2H197ZM200 3H201V2H200ZM206 3H207V2H206ZM206 3H204V5H205ZM240 3H241V2H240ZM246 3H247V2H246ZM252 3H254V2H252ZM259 3H261V2H259ZM19 4H17V5H19ZM23 4H24V3H23ZM38 4H39V3H37V5H38ZM44 4H45V3H44ZM48 4H49V2H48ZM61 4H62V3H61ZM83 4H84V3H83ZM83 4H82V6H83ZM95 4H96V3H95ZM99 4H100V3H99ZM103 4H104V3H103ZM117 4H119V3H117ZM117 4H116L115 7H117ZM143 4H144V3H143ZM143 4H142V6H143ZM149 4L151 5V3H149ZM192 4H193V3H192ZM217 4H218V3H217ZM220 4H219V5H220ZM223 4H224V3H223ZM229 4H230V3H229ZM237 4H238V3H237ZM244 4H245V3H244ZM247 4H248V3H247ZM257 4H258V3H257ZM13 5H12V7H14ZM24 5H25V4H24ZM24 5H23V6H24ZM30 5H31V4H29V6H30ZM66 5H68V4H66ZM96 5H97V4H96ZM126 5H127V4H125L124 6H126ZM129 5H132V4L130 3ZM135 5H136V4L134 3V7H135ZM140 5H141V4H139V6H140ZM213 5H214V2H213ZM224 5H225V4H224ZM234 5H235V4H234ZM259 5H260V4H259ZM261 5H262V4H261ZM261 5H260V6H261ZM34 6H36V5L33 4V8H34ZM41 6H43V5H41ZM54 6H55V5H54ZM62 6H63V4H62ZM68 6H69V5H68ZM80 6H81V5H80ZM80 6H79V7H80ZM92 6H93V5H92ZM109 6H110V5H109ZM132 6H133V5H132ZM139 6H138L137 9H141V8H139ZM147 6H148V5H146V7H147ZM197 6H198V5H197ZM235 6H236V5H235ZM243 6H244V5H243ZM243 6H242V7H243ZM246 6H247V5H246ZM254 6H256V5H254ZM12 7H11V8H12ZM16 7L20 9L21 6H16ZM16 7H15V9H16ZM39 7H40V5H39ZM48 7H49V6H48ZM70 7H71V8H68V10H72V6H70ZM85 7H86V6H85ZM95 7H96V6H95ZM98 7H99V5L97 6V8H98ZM101 7H102V6H101ZM126 7H127V6H126ZM134 7H133V8H134ZM136 7H137V5H136ZM136 7H135V8H136ZM205 7H206V6H205ZM220 7H221V6H220ZM220 7H219V8H220ZM224 7H225V6H223L222 8H224ZM248 7H249V6H248ZM11 8H10V9H11ZM21 8H22V7H21ZM41 8H44V7H41ZM53 8H54V7H53ZM77 8H78V7H77ZM80 8H81V7H80ZM83 8H84V7H83ZM83 8H82V9H83ZM87 8H88V7H87ZM87 8H86V9H87ZM90 8H91V7H89V9H90ZM112 8H113V6H112ZM147 8H148V7H147ZM158 8H159V7H158ZM169 8H170V7H169ZM171 8H172V6H171ZM203 8H204V7H203ZM215 8H216V7H215ZM215 8H212V9L215 10ZM233 8H234V7H233V5H232V9H233ZM239 8H241V7L239 6ZM239 8H238V9H239ZM245 8H246V7H245ZM245 8H243L244 11H245ZM249 8H250V7H249ZM249 8H248V10H249ZM252 8H254V7H252ZM255 8H256V7H255ZM15 9H14V11H15ZM19 9H17V10H19ZM24 9H26V8H24ZM29 9H30V8H29ZM31 9H32V8H31ZM35 9H36V8H35ZM35 9H34V11H36ZM55 9H56V8H55ZM55 9H54V10H55ZM57 9H58V8H57ZM59 9H61V8H60V4H59ZM59 9H58V10H59ZM65 9H66V8H65ZM74 9H76V8H74ZM74 9H73V10H74ZM82 9H81V11H82ZM95 9H96V8H95ZM99 9H100V8H99ZM103 9H104V8H103ZM105 9H106V8H105ZM107 9H108V7H107ZM128 9H129V8H128ZM137 9H135L136 11H135V10H134V11L137 12ZM144 9H145V8H144ZM159 9H160V8H159ZM199 9H200V8H199ZM205 9H206V8H205ZM205 9H204V10H205ZM235 9H236V8H235ZM256 9H257V8H256ZM263 9H264V8H263ZM1 10H2V9H1ZM32 10H33V9H32ZM32 10H31V11H32ZM44 10H47L46 7H45ZM48 10H49V8H48ZM62 10H64V8H63ZM78 10H79V9H78ZM92 10H94V9H92ZM157 10H158V9H157ZM167 10H168V9H167ZM200 10L203 11V9H200ZM207 10H209V9H207ZM220 10H222V9H220ZM223 10H224V9H223ZM226 10H227V8H226ZM233 10H234V9H233ZM233 10H231V11H233ZM240 10H241V9H240ZM246 10H247V9H246ZM261 10H262V9H261ZM10 11H12V10H10ZM20 11H21V10H20ZM27 11H29V10H27ZM42 11H43V10H42ZM55 11H56V10H55ZM55 11H54V12H55ZM100 11H101V10H100ZM109 11H110V10H109ZM112 11H113V10H112ZM132 11H133V10H132ZM134 11H133V12H134ZM205 11H206V10H205ZM259 11H260V10H259ZM262 11H263V10H262ZM2 12H3V11H1L0 14H1ZM4 12H5V11H4ZM6 12H7V11H6ZM6 12H5V13H6ZM15 12H16V11H15ZM17 12H18V11H17ZM23 12H24V11H23ZM36 12H37V11H36ZM54 12H53V9H52V12H51V13H54ZM68 12H69V11H68ZM71 12H73V11H71ZM89 12H90V11H88V13H87V12H86V13L89 14ZM91 12H92V11H91ZM104 12H105V11H104ZM113 12H114V11H113ZM209 12H210V11H209ZM214 12H215V11H214ZM217 12H218V11H217ZM225 12H226V11H225ZM225 12H224V13H225ZM240 12H241V11H240ZM240 12H237L236 14H238V13H240ZM249 12H250V11H249ZM252 12H254V10H252ZM252 12H251V13H252ZM9 13H10V12H9ZM9 13H8V14H9ZM11 13H12V12H11ZM21 13H22V12H21ZM21 13H18V15L20 14V16H22ZM41 13H42V12H41ZM44 13H45V12H44ZM48 13H50V11H49ZM55 13H56V12H55ZM64 13H65V12H64ZM64 13L62 12L61 14H64ZM80 13H82V12H80ZM105 13H106V12H105ZM110 13H111V11H110ZM124 13H125V12H124ZM154 13H155V12H154ZM160 13H161V12H160ZM166 13H167V12H166ZM211 13H212V11H211ZM218 13H219V12H218ZM222 13H223V11H222ZM230 13H231V12H230ZM254 13H255V12H254ZM262 13H263V12H262ZM3 14H4V13H3ZM14 14H15V13H14ZM14 14H13V15H14ZM23 14H24V13H23ZM29 14H30V13H29ZM32 14H33V12H32ZM37 14H40V13H37ZM37 14L35 13V15H36L35 18H37ZM57 14H58V13H57ZM59 14H60V12H59ZM59 14H58V15H59ZM65 14H66V13H65ZM65 14H64V15H65ZM67 14H68V13H67ZM70 14H71V16H73V17L75 16V15H73V13H70V12H69V16H70ZM74 14H75V13H74ZM84 14H85V13L83 12V14H81V15H84ZM87 14H86V15H87ZM106 14L108 15V13H106ZM132 14H133V13H132ZM156 14H157V13H156ZM198 14H199V13H198ZM227 14H228V13H227ZM242 14H243V13H242ZM256 14H257V13H256ZM6 15H7V13H6ZM33 15H34V14H33ZM33 15H31V17H32ZM52 15H53V14H52ZM52 15H51V16H52ZM81 15H80V16H81ZM91 15H92V14H91ZM101 15H102V14H101ZM113 15H114V14H113ZM115 15H116V13H115ZM118 15H119V13H118ZM133 15H134V14H133ZM135 15H137V14H135ZM135 15H134V16H135ZM138 15H139V12H138ZM154 15H155V14H154ZM158 15H160V14H158ZM161 15H162V13H161ZM163 15H164V14H163ZM165 15H166V14H165ZM194 15H195V14H193V16H194ZM239 15H240V14H239ZM245 15H246V14H245ZM261 15H262V14H261ZM261 15H260V17H261ZM0 16H1V15H0ZM2 16H3V15H2ZM8 16H9V15H8ZM11 16H12V15H11ZM15 16H16V15H15ZM26 16H28V14H26ZM39 16H40V15H39ZM51 16H50V17H51ZM105 16H106V15H105ZM122 16H123V15H122ZM126 16H127V13H126ZM130 16H131V15H130ZM155 16H156V15H155ZM181 16H182V14H181ZM199 16H200V15H199ZM214 16H215V14H214ZM214 16H213V17H214ZM216 16H217V15H216ZM218 16H219V15H218ZM223 16H224V15H223ZM237 16H238V15H237ZM242 16H243V15H242ZM248 16H249V14H248ZM9 17H10V16H9ZM23 17H25V16H23ZM28 17H29V16H28ZM31 17H30V18H31ZM33 17H34V16H33ZM41 17H43V16H41ZM44 17H45V16H44ZM47 17H48V16H47ZM65 17H67V16H65ZM73 17H72V18H73ZM83 17H84V16H83ZM91 17H92V16H91ZM91 17H90V18H91ZM106 17H107V16H106ZM120 17H121V16H120ZM132 17H133V16H132ZM148 17H149V16H148ZM148 17H146V18L148 19ZM150 17H151V16H150ZM159 17H163V16H159ZM178 17H180V16H178ZM229 17H230V16H229ZM235 17H236V16H235ZM244 17H245V16H244ZM249 17H251V16H249ZM255 17H256V16H255ZM257 17H258V16H257ZM17 18H18V17H17ZM21 18H22V17H21ZM35 18H34V19H35ZM57 18H58V17H57ZM59 18H60V17H59ZM67 18H68V17H67ZM76 18H79V17L76 16ZM86 18H87V17H85V18H83V19H86ZM90 18H89V19H90ZM104 18H105V17H104ZM108 18H109L110 22H112L111 19H110L111 17L109 16V17H107L106 19H108ZM116 18H117V17H116ZM118 18H119V17H118ZM166 18H168V17H166ZM175 18H176V17H175ZM180 18H181V17H180ZM193 18H194V17H193ZM198 18H199V17H198ZM240 18H241V17H240ZM251 18H252V17H251ZM3 19H5V18H3ZM24 19H25V18H24ZM31 19H32V18H31ZM46 19H47V18H46ZM46 19H45V20H46ZM53 19L55 20V18H53ZM60 19H61V18H60ZM92 19H93V18H92ZM92 19H91V20H92ZM96 19H98V17H97ZM112 19H113V18H112ZM150 19H151V18H150ZM150 19H149V20H150ZM163 19L165 20V18H163ZM163 19H162V21H164ZM200 19H201V18H200ZM206 19H207V18H206ZM224 19H225V18H224ZM235 19H236V18H235ZM238 19H239V18H238ZM241 19H242V18H241ZM245 19H246V18H245ZM248 19H249V18H248ZM256 19H257V18H256ZM0 20H1V19H0ZM6 20H7V18H6ZM8 20H9V19H8ZM11 20H13V18H11ZM11 20H9V21L11 22ZM14 20H15V18H14ZM18 20H19V19H18ZM18 20H17V21H18ZM22 20H23V18H22ZM22 20L20 19L19 21H22ZM26 20H28V18H27ZM58 20H59V19H58ZM68 20H69V19H68ZM72 20H73V19H72ZM91 20H90V22H91ZM100 20H101V19H100ZM100 20H98V21H100ZM113 20H114V19H113ZM116 20L118 21V19H116ZM119 20H120V19H119ZM166 20H167V19H166ZM185 20H186V19H185ZM185 20H184V21H185ZM187 20H188V19H187ZM197 20H198V19H197ZM226 20H227V19H226ZM251 20H252V19H251ZM258 20H259V18H258ZM2 21H3V20H1V22H2ZM9 21H8V22H9ZM17 21H16V22H17ZM19 21H18V22H19ZM24 21H25V20H24ZM24 21H22V23H23ZM42 21H43V20H42ZM64 21H65V20H64ZM75 21H76V19H75ZM78 21L80 22L79 19L77 20V23H78ZM102 21H103V20H102ZM104 21H106V20L104 19ZM144 21H145V19H144ZM146 21H148V20H146ZM151 21H153V20H151ZM168 21H169V19H168ZM170 21H171V20H170ZM184 21H182L183 24H185ZM193 21H194V20H193ZM228 21H229V19H228ZM228 21H226V22H228ZM242 21H243V20H242ZM246 21H247V20H246ZM259 21H260V20H259ZM18 22H17V23H18ZM36 22H38V21H36ZM43 22H44V21H43ZM46 22H47V21H46ZM56 22H57V21H56ZM56 22H55V24H56ZM58 22H59V21H58ZM62 22H63V21H62ZM62 22H61V23H62ZM70 22H71V21H70ZM70 22L67 21V24L70 23ZM96 22H97V20H96ZM154 22H155V21H154ZM154 22H152V23H154ZM165 22H166V21H165ZM165 22H164V23H165ZM173 22H174V21H173ZM231 22H232V21H231ZM236 22H237V21H236ZM238 22L240 23L241 21H238ZM257 22H258V21H255V22H252V23L255 24V23H257ZM260 22H261V21H260ZM263 22H264V21H263ZM17 23H16V24H17ZM22 23H19V24H22ZM32 23H33V22H32ZM47 23H48V22H47ZM50 23H52V21H51ZM50 23H49V24H50ZM61 23L59 22V24H61ZM71 23H72V22H71ZM73 23H74V22H73ZM77 23H76V25H77ZM82 23H83V22H82ZM82 23H81V25H82ZM99 23H100V22H99ZM102 23H103V22H102ZM112 23H113V22H112ZM138 23H139V22H138ZM162 23H163V22H162ZM164 23H163V26L165 27ZM179 23H180V20H179ZM200 23H202V22H200ZM229 23H230V22H229ZM5 24H6V22H5ZM13 24H15V22H14ZM13 24H12V26H14ZM24 24H25V23H24ZM26 24H28V23L26 22ZM34 24H35V23H34ZM38 24H40V22H38ZM41 24H42V23H41ZM64 24H65V23H64ZM64 24L62 23V25H64ZM87 24H88V23H87ZM96 24H97V23H96ZM104 24H106V23H104ZM108 24H109V23H108ZM139 24H140V23H139ZM142 24H143V23H142ZM150 24H151V22H150ZM195 24H196V23H195ZM203 24H204V23H203ZM250 24H251V22H250ZM0 25H1V23H0ZM30 25H31V23H30ZM45 25H46V24H45ZM53 25H54V23H53ZM53 25H52V26H53ZM56 25H57V24H56ZM68 25H69V24H68ZM109 25H111V24H109ZM151 25H152V24H151ZM155 25H156V23H155ZM158 25H159V24H158ZM168 25H169V24H168ZM168 25H167V26H168ZM197 25H198V24H197ZM229 25H230V24H229ZM237 25H238V24H237ZM240 25H241V24H240ZM256 25H257V24H256ZM12 26H10V27H12ZM17 26H18V24H17ZM21 26H22V25H21ZM31 26H32V25H31ZM31 26H29V27H31ZM33 26H34V25H33ZM58 26H60V25H58ZM74 26H75V25H74ZM87 26H88V25H87ZM89 26H91V25H89ZM93 26H94V25H92V27H93ZM96 26H97V25H96ZM96 26H95V27H96ZM99 26H101V25H99ZM103 26H104V25H103ZM115 26H116V25H115ZM140 26H141V25H140ZM172 26H173V25H172ZM175 26H176V25H175ZM175 26H174V27H175ZM209 26H211V25H209ZM232 26H233V25H232ZM232 26H231V27H232ZM242 26H243V25H242ZM257 26H258V25H257ZM259 26H260V25H259ZM2 27H4V25H3ZM6 27H7V26H6ZM37 27H41V26H37ZM37 27H36V28H37ZM48 27H49V25H47V30H49ZM70 27H71V26H70ZM77 27H78V26H77ZM83 27H84V26H83ZM95 27H93V29H94ZM117 27L119 28V26H117ZM138 27H139V26H138ZM138 27H137V28H138ZM143 27L146 28L147 26H143ZM143 27H141V28H143ZM161 27H162V26H161ZM161 27H160V29H161ZM174 27H173V29H175ZM177 27H178V26H177ZM194 27H195V26H194ZM204 27H205V25H204ZM219 27H220V26H219ZM221 27H223V26H221ZM221 27H220V28H221ZM231 27H230V28H231ZM236 27H238V26H236ZM236 27H235V28H236ZM244 27L246 28V26H244ZM249 27H250V26H249ZM8 28H9V27H8ZM13 28H14V27H13ZM17 28H19V27H17ZM22 28H23V29H22ZM22 28H21V29L24 31V27H22ZM25 28H27V27H25ZM49 28H50V27H49ZM51 28H52V27H51ZM56 28H57V26H56ZM62 28H63V27H62ZM67 28H69V27H67ZM78 28H79V27H78ZM87 28H88V27H87ZM101 28H103V27L101 26ZM101 28L98 29V30H101V31L103 30V32H104L105 30L107 31V29L104 30V29H101ZM106 28H107V27H106ZM113 28H114V27H113ZM148 28H149V27H148ZM150 28H151V29H150L151 31H152V29H153V30L155 29V28H152V27H150ZM157 28H158V27H157ZM178 28H179V27H178ZM200 28H201V27H200ZM205 28H206V27H205ZM241 28H243V27H241ZM255 28H256V27H255ZM260 28H261V27H260ZM260 28H259V29H260ZM262 28H263V27H262ZM3 29H4V28H3ZM21 29H20V30H21ZM32 29H35V28H32ZM39 29H40V28H39ZM41 29H42V27H41ZM43 29H44V28H43ZM70 29H71V28H70ZM73 29L75 30V28H73ZM73 29H72V30H73ZM81 29H82V28H81ZM81 29H80V30H81ZM85 29H86V28H85ZM88 29H89V28H88ZM111 29H112V27H111ZM111 29H110V30H111ZM116 29H117V28H115L113 32H116ZM121 29H123V28H121ZM125 29H127V28H125ZM162 29H163V28H162ZM167 29H168V28H167ZM183 29H184V28H183ZM193 29H194V28H193ZM237 29H238V28H237ZM1 30H2V29H0V32L2 33ZM5 30L7 31V29H4V31H5ZM9 30H10V29H9ZM12 30H14V29H12ZM35 30H36L37 32L39 31V30H37V29H35ZM45 30H46V29H45ZM47 30H46V31H47ZM53 30H54V28H53ZM53 30H49V31L52 32ZM56 30H57V29H56ZM68 30H69V29H68ZM110 30H109V31H110ZM144 30H145V29H144ZM144 30H143V31H144ZM175 30H177V29H175ZM179 30H180V29H179ZM191 30H192V29H191ZM194 30H195V29H194ZM201 30H202V28H201ZM222 30H223V29H222ZM224 30H225V29H224ZM228 30H229V29H228ZM230 30H231V29H230ZM238 30H239V29H238ZM240 30H241V29H240ZM254 30H255V29H254ZM256 30H258V29H256ZM6 31H5V32H6ZM16 31H18V29H17ZM23 31H22V32H23ZM28 31H29V29H28ZM60 31H62V30H59V33H60ZM78 31H79V30H78ZM87 31H88V30H87ZM90 31H92V30H90ZM94 31H96V30H94ZM101 31H100V33H101ZM125 31H126V30H125ZM177 31H178V30H177ZM187 31H188V30H187ZM199 31H200V30H199ZM199 31H198V32H199ZM234 31H236V30H234ZM263 31H264V29H263ZM33 32H34V31H33ZM37 32H36V34H37ZM42 32H43V30H42ZM54 32H55V31H54ZM63 32H64V31H63ZM65 32H66V30H65ZM68 32H69V31H68ZM76 32H77V31H76ZM76 32H75V33H76ZM79 32H80V31H79ZM110 32H111V31H110ZM120 32H121V31H120ZM122 32H124V31H122ZM141 32H142V31H141ZM145 32H146V31H145ZM155 32H156V30H155ZM169 32H170V31H169ZM180 32H181V31H180ZM185 32H186V31H185ZM219 32H221V31H219ZM228 32H229V31H228ZM244 32H245V31H244ZM248 32H249V31H248ZM251 32H252V31H251ZM255 32H256V31H255ZM259 32H260V30H259ZM1 33H0V35H1ZM17 33H18V32H17ZM19 33H20V32H19ZM24 33H25V32H24ZM28 33H32V32H28ZM39 33H40V31H39ZM39 33H38V34H39ZM44 33H45V31H44ZM57 33H58V32H57ZM57 33H56V34H57ZM59 33H58V34H59ZM66 33H67V32H66ZM70 33H71V32H70ZM82 33H84V32L82 31ZM93 33H95V32H93ZM100 33H99V34H100ZM107 33H108V32H107ZM147 33H148V32H147ZM147 33H146V34H147ZM150 33H151V32H150ZM161 33H162V32H161ZM161 33H159V34H161ZM165 33H166V32H164V34H165ZM171 33H172V32H171ZM175 33L178 34L177 32H175ZM175 33H174V34H175ZM188 33H189V32H188ZM195 33H196V32H195ZM231 33H232V32H231ZM233 33H234V32H233ZM242 33H243V31H242ZM245 33H246V32H245ZM252 33H254V32H252ZM256 33H257V32H256ZM261 33H262V32H261ZM261 33H260V35H261ZM2 34H3V33H2ZM5 34H6V33H5ZM9 34H10V33H9ZM15 34H16V32L14 33V35H15ZM22 34H23V33H22ZM36 34H34V35L36 36ZM52 34H54V33H51V35H52ZM56 34H54V35H56ZM60 34H61V33H60ZM62 34H63V33H62ZM64 34H65V33H64ZM72 34H73V37H74V32H73ZM87 34H88V33H87ZM99 34H98V35H99ZM101 34H102V33H101ZM112 34H113V33H112ZM124 34H127V33H124ZM141 34H142V33H141ZM141 34H140V35H141ZM144 34H145V33H144ZM152 34H153V33H152ZM157 34H158V33H157ZM168 34H169V33H168ZM176 34H175V35L172 34V35H173V36H177ZM186 34H187V33H186ZM186 34H185V35H186ZM204 34H205V33H204ZM237 34H238V33H237ZM250 34H251V33H250ZM262 34H264V33H262ZM16 35H18V34H16ZM19 35H20V34H19ZM40 35H41V34H40ZM43 35H44V34H43ZM47 35H48V33H47ZM54 35H53V37H55ZM76 35H77V34H76ZM82 35H83V34H82ZM82 35H80V36H82ZM84 35H85V33H84ZM84 35H83V36H84ZM96 35H97V34H96ZM114 35H115V34H114ZM128 35H129V34H128ZM172 35H171V36H172ZM179 35L181 36V34H179ZM194 35H195V34H194ZM198 35H199V34H198ZM213 35H214V34H213ZM215 35H216V34H215ZM218 35H219V34H218ZM226 35H227V34H226ZM243 35H244V34H243ZM243 35H242V36H243ZM2 36H3V35H2ZM4 36H5V35H4ZM4 36H3V37H4ZM7 36H9V35H7ZM22 36H24V35H22ZM27 36H29V35H27ZM27 36H25V37H27ZM58 36H59V35H57L56 37L58 38ZM69 36H70V35L67 36V39H69V38H68ZM86 36H87V35H86ZM88 36H90V35H88ZM104 36H105V35H104ZM121 36H122V35H121ZM125 36L127 37V35H125ZM130 36L133 37L134 35H130ZM130 36H129V37H130ZM135 36H136V35H135ZM138 36H139V35H138ZM138 36H137V38H138ZM142 36H143V35H142ZM145 36H148V35H145ZM145 36H144V37H145ZM149 36H150V35H149ZM154 36H155V35H154ZM162 36H163V34H162ZM200 36H204V35H203V34H202V35L200 34ZM237 36H240V34L237 35ZM256 36L258 37V35H256ZM3 37H2V38H3ZM38 37H39V35H38ZM63 37H64V36H62V38H63ZM70 37H71V36H70ZM75 37H77V36H75ZM84 37H85V36H84ZM92 37H96V36H92ZM98 37L101 38L100 36H98ZM102 37H103V36H102ZM109 37H110V36H109ZM123 37H124V35H123ZM126 37H125V38H126ZM132 37H130V38H132ZM144 37H143V39H144ZM152 37H153V35H152ZM159 37H160V35H159ZM165 37H166V36H165ZM167 37H168V36H167ZM181 37H182V36H181ZM181 37H180V38H181ZM185 37H187V36H185ZM208 37H210V36H208ZM221 37H222V36H221ZM259 37H260V36H259ZM259 37H258V38H259ZM8 38H9V37H8ZM19 38H20V37H19ZM57 38H56V39H57ZM82 38H83V37H82ZM99 38H98V39H99ZM107 38H108V37H107ZM111 38H112V36H111ZM113 38L116 39L117 37L115 36V37H113ZM118 38H119V34H118ZM137 38H136V39H137ZM154 38H155V37H154ZM157 38H158V37H157ZM176 38H177V37H176ZM176 38H174V39H176ZM180 38H178L179 41L181 40ZM183 38H184V37H183ZM190 38H191V37H190ZM192 38H194V37H192ZM262 38H264V37H262ZM0 39H1V36H0ZM13 39H14V38H13ZM20 39H21V38H20ZM37 39H38V38H37ZM45 39H46V38H45ZM48 39H49V38H48ZM54 39H55V38H54ZM67 39H66V40H67ZM70 39L72 40L73 38H70ZM85 39H86V38H85ZM85 39H84V40H85ZM90 39H91V38H90ZM90 39H89V40H90ZM126 39H127V38H126ZM139 39L141 40V36H140ZM149 39H151V38H149ZM149 39H148V40H149ZM155 39H156V38H155ZM158 39H159V38H158ZM162 39H163V38H162ZM174 39H173V40H174ZM187 39H189V38L187 37ZM195 39H196V38H195ZM211 39H212V38H211ZM218 39H219V38H218ZM245 39H246V38H245ZM248 39H249V38H248ZM248 39H247V40H248ZM260 39H261V38H260ZM6 40H7V39H6ZM11 40H12V39H11ZM17 40L19 41L18 38H17ZM23 40H24V38H23ZM25 40H26V39H25ZM33 40L35 41V40H36V37H35V39H33ZM38 40H39V39H38ZM43 40H44V39H43ZM43 40H41V41L44 42ZM46 40H47V39H46ZM46 40H45V41H46ZM58 40H59V39H58ZM61 40H62V39H61ZM74 40H75V39H74ZM74 40H73V41H74ZM82 40H83V39H82ZM86 40H87V39H86ZM96 40H97V39H96ZM100 40H101V39H100ZM109 40H110V39H109ZM127 40H128V39H127ZM133 40H134V37H133ZM144 40H145V39H144ZM148 40H147V41H148ZM164 40H165V39H164ZM167 40H169V39H167ZM206 40H207V38H206ZM263 40H264V39H263ZM1 41H3V40H1ZM8 41H9V40H8ZM14 41H15V40H14ZM14 41H13V42H14ZM18 41H17V42H18ZM26 41H27V44H28V42H29L30 40L28 41V39H27ZM34 41L32 42L33 45H34ZM36 41H37V40H36ZM36 41H35V43H36ZM39 41H40V40H39ZM41 41H40V43H41ZM52 41H54L53 38H52ZM55 41H56V40H55ZM64 41H65V40H63V42H64ZM79 41H80V40H79ZM92 41H93V40H92ZM92 41H91V42H92ZM102 41H104V39H103ZM111 41H114V40H111ZM117 41H118V40H117ZM120 41L122 42V40H120ZM128 41H130V40H128ZM128 41H127V42H128ZM138 41H139V40H138ZM149 41H151V40H149ZM158 41H159V40H158ZM169 41H172V39L169 40ZM174 41H175V40H174ZM176 41H177V40H176ZM196 41H197V40H196ZM196 41H195V42H196ZM238 41H239V40H238ZM242 41H243V38H242ZM252 41H254V40H252ZM257 41H258V39H257ZM257 41H256V42H257ZM19 42H20V41H19ZM48 42H49V40H48ZM99 42H100V41H99ZM99 42H98V43H99ZM107 42H108V44H109L108 39H107ZM107 42H105V43H107ZM115 42H116V41H115ZM124 42H125V41H124ZM130 42H131V41H130ZM134 42H135V41H134ZM136 42H137V40H136ZM140 42H141V41H140ZM140 42H137V44L140 43ZM143 42H145V41H143ZM154 42H155V41H154ZM161 42H163V41L161 40ZM164 42H166V40H165ZM167 42H168V41H167ZM186 42H187V41H186ZM197 42H198V41H197ZM207 42H208V40H207ZM207 42H206V43H207ZM240 42H241V41H240ZM240 42H239V43H240ZM249 42H250V41H249ZM261 42H263V41L261 40L260 43H261ZM14 43H15V42H14ZM40 43H39V44H40ZM44 43H47V41L44 42ZM53 43H55V42H53ZM64 43H65V42H64ZM74 43H75V42H74ZM83 43H84V42H83ZM102 43H103V42H102ZM110 43H111V42H110ZM113 43H114V42H113ZM131 43H133V42H131ZM149 43H150V42H149ZM151 43H152V42H151ZM151 43H150V44H151ZM156 43H157V42H156ZM172 43H173V41H172ZM239 43H238V44H239ZM252 43H254V42H252ZM252 43H251V44H252ZM257 43H258V42H257ZM1 44H2V43H1ZM10 44H11V43H10ZM23 44H25V43H23ZM37 44H38V43H37ZM37 44H36V45H37ZM41 44H42V43H41ZM49 44H50V43H49ZM68 44H69V43H68ZM75 44H76V43H75ZM89 44H90V43H89ZM89 44H88V45H89ZM116 44L118 45V44H120V43H116ZM124 44H125V43H124ZM133 44H134V43H133ZM135 44H136V43H135ZM142 44H143V43H142ZM147 44H148V43H147ZM163 44H164V43H163ZM169 44H171V43H169ZM175 44H176V43H175ZM190 44H191V42H190ZM204 44H205V43H204ZM207 44H209V43H207ZM241 44H242V43H241ZM241 44H240V45H241ZM243 44H244V43H243ZM2 45L4 46V43H3ZM11 45H12V44H11ZM15 45H16V44H15ZM36 45H35V46H36ZM44 45H45V44H44ZM44 45H42V46H44ZM51 45H53V44L51 43ZM54 45H55V44H54ZM58 45H60V42L58 43ZM83 45H84V44H83ZM102 45H103V44H102ZM102 45H101V46H102ZM105 45H106V44H105ZM110 45H112V44H110ZM110 45H107V46H109V48H110ZM117 45H116V47H117ZM131 45H132V44H131ZM138 45H139V44H138ZM144 45H146V44L144 43ZM164 45H165V44H164ZM164 45H163V46L160 45V46L164 47ZM201 45H202V44H201ZM240 45H239V46L237 45L238 48L240 47ZM244 45H245V44H244ZM255 45H256V43H255ZM257 45H258V44H257ZM0 46H1V45H0ZM3 46H2V49L5 48V47H3ZM13 46H14V45H13ZM74 46H75V45H74ZM86 46H87V45H86ZM97 46H98V45H97ZM101 46H100V47H101ZM103 46H104V45H103ZM112 46H114V45H112ZM119 46H121V45H119ZM125 46H126V45H125ZM128 46H129V44H128ZM134 46H137V45H134ZM134 46H133V47H134ZM151 46H154V47H155V45H153V44H151ZM166 46H168V45L166 44ZM166 46H165V47H166ZM172 46H173V44H172ZM172 46H170L169 48L171 49ZM177 46H179V45L177 44ZM188 46H191V45L188 44ZM6 47H7V45H6ZM9 47H11V46H9ZM20 47H22V46L20 45ZM24 47H25V46H24ZM26 47H27V46H26ZM69 47H70V46H69ZM87 47H88V46H87ZM87 47H86V48H87ZM100 47H98V48H100ZM114 47H115V46H114ZM123 47H124V46H123ZM131 47H132V46H130V48H131ZM133 47H132V48H133ZM137 47H138V46H137ZM139 47H141V44L139 45ZM174 47H175V45H174ZM194 47H196V46H194ZM201 47H202V46H201ZM244 47H245V46H244ZM13 48H14V47H13ZM15 48H16V47H15ZM22 48H23V47H22ZM39 48H40V47H39ZM39 48H38V49H39ZM63 48H64V45H63ZM63 48H60V49H63ZM77 48H79V47H77ZM89 48H90V46H89ZM93 48H94V46H93ZM107 48H108V47H107ZM118 48H119V47H118ZM120 48H121V47H120ZM130 48H129V49H130ZM134 48H136V47H134ZM144 48H145V47H144ZM157 48H158V47H157ZM175 48H176V47H175ZM175 48H174V49H175ZM179 48H180V47H179ZM181 48H183V47H181ZM205 48H206V47H205ZM242 48H243V46H242ZM261 48H262V47H261ZM263 48H264V47H263ZM7 49H8V47H7ZM20 49H21V48H20ZM20 49H19V50H20ZM23 49H24V48H23ZM27 49H28V48H26V50H27ZM29 49H30V48H29ZM34 49H35V47H34ZM34 49H33V50H34ZM38 49H36V50L39 51ZM40 49H41V48H40ZM57 49H58V48H56V50H57ZM64 49H65V48H64ZM70 49H76V48H72V47H71ZM80 49H83V48H81V46H80ZM103 49H104V47H103ZM124 49H125V48H124ZM129 49H128V51H129ZM139 49H140V48H139ZM139 49H138V50L136 49V50L139 51ZM145 49H146V48H145ZM159 49H160V48H159ZM187 49H188V48H187ZM195 49H196V48H195ZM195 49H194V50H195ZM198 49H199V48H198ZM234 49H237V48H235V46H234ZM234 49H233V51H234ZM247 49H248V48H247ZM255 49L257 50V48H255ZM0 50H1V49H0ZM9 50H10V49H9ZM13 50H14V49H13ZM13 50H12L11 52H13ZM31 50H32V47H31ZM36 50H35V51H36ZM45 50H46V49H45ZM47 50H50V49H47ZM53 50H54V49H53ZM66 50H67V48H66ZM90 50H92V49H90ZM94 50H96V49H94ZM111 50H112V49H111ZM115 50H116V49H115ZM117 50H118V49H117ZM119 50H120V49H119ZM119 50H118V51H119ZM122 50H123V49H121L120 51H122ZM143 50H144V49H143ZM149 50H150V49H149ZM160 50H161V49H160ZM171 50H172V49H171ZM183 50H184V49H183ZM185 50H186V49H185ZM188 50H189V49H188ZM194 50H193V51H194ZM196 50H197V49H196ZM240 50H241V48H240ZM262 50H263V49H262ZM3 51H4V50H3ZM43 51H44V50H42V52H43ZM71 51H72V50H71ZM74 51H77V50H74ZM78 51H79V50H78ZM104 51H105V49H104ZM131 51H132V50H131ZM144 51H145V50H144ZM146 51H147V50H146ZM146 51H145V52H146ZM150 51H152V50H150ZM150 51H149V52H150ZM163 51H164V50H163ZM180 51H181V50H180ZM190 51H191V50H190ZM199 51H200V50H199ZM236 51H237V50H236ZM259 51H260V48H259ZM8 52H9V51H8ZM16 52H20V51H16ZM30 52H31V51H30ZM30 52H29V53H30ZM39 52H40V51H39ZM39 52H38V54H40ZM54 52H55V51H54ZM54 52H53V54H54ZM58 52H59V51H58ZM58 52H57V53H58ZM61 52H62V51H61ZM64 52H65V50H64ZM72 52H73V51H72ZM81 52H82V50H81ZM85 52H86V51H84V53H85ZM101 52H103L102 49H101ZM116 52H117V51H116ZM132 52H133V51H132ZM132 52H131V53H132ZM134 52H135V50H134ZM152 52H153V51H152ZM152 52H151V53H152ZM161 52H162V51H161ZM184 52H185V51H184ZM184 52H183V53H184ZM234 52H235V51H234ZM243 52H244V51H243ZM248 52H249V51H248ZM252 52H254V51H252ZM255 52H256V51H255ZM261 52H262V51H261ZM261 52H260V53H261ZM6 53H7V52H6ZM20 53H21V52H20ZM31 53H33V52H31ZM31 53H30V54H31ZM47 53H48V52H47ZM51 53H52V52H51ZM51 53H50V54H51ZM67 53H69V52H67ZM84 53H82V54H84ZM98 53H100V52H98ZM108 53H109V52H107V54H108ZM113 53L116 54L114 51H113ZM154 53H159V54L163 55V54L160 53V52H154ZM164 53H167V52H164ZM172 53H175V52H171L170 54H172ZM176 53H177V51H176ZM236 53H237V52H236ZM240 53H241V52H240ZM244 53H245V52H244ZM244 53H243V54H244ZM1 54H2V53H1ZM1 54H0V55H1ZM4 54H5V53H4ZM11 54H13V53H11ZM22 54H23V53H22ZM26 54H27V51H26ZM26 54H25V55H26ZM34 54L36 55L35 52H34ZM34 54H33V55H34ZM41 54H43V53H41ZM45 54H46V52L44 51V55H45ZM71 54L75 55V52H74V53H71ZM76 54H77V53H76ZM110 54H111V53H110ZM114 54H113V55H114ZM120 54H121V53H120ZM124 54H125V53H124ZM134 54H135V53H134ZM136 54H137V53H136ZM141 54H142V53H141ZM143 54H144V53H143ZM152 54H153V53H152ZM152 54H151V56H152ZM168 54H169V53H168ZM191 54H192V53H191ZM193 54H194V53H193ZM238 54H239V53H238ZM238 54H237V55H238ZM250 54H252V53H250ZM262 54H264V52H262ZM14 55H15V52H14ZM54 55H55V54H54ZM54 55H53V56H54ZM62 55H64V54H62ZM73 55H70V56H72V57H76V56H77V55H76V56H73ZM88 55H89L88 58L90 59V55H91V54L89 53ZM118 55H119V54H118ZM118 55H116V56H118ZM122 55H123V52H122ZM139 55H140V54H139ZM147 55L149 56L148 52H147V54H146L145 56H147ZM165 55H167V54H165ZM183 55H184V54H183ZM246 55H247V54H246ZM254 55H257V54L254 53ZM258 55H259V54H258ZM4 56H5V55H4ZM7 56H9V55L7 54ZM39 56H40L39 58H42L41 55H39ZM68 56H69V55H68ZM68 56H67V57H68ZM79 56H80V53H79ZM85 56H87V55L85 54ZM96 56H97V55H96ZM96 56H94V57H96ZM100 56H101V55H100ZM106 56H107V55H106ZM125 56H126V55H125ZM129 56H131V55H129ZM142 56H143V55H142ZM156 56H157V55H156ZM163 56H164V55H163ZM185 56H186V55H185ZM191 56H192V55H191ZM197 56H198V55H197ZM215 56H216V55H215ZM241 56H242V55H241ZM241 56H240V57H241ZM250 56H251V55H250ZM261 56H262V55H261ZM261 56H260V57H261ZM10 57H12V56H10ZM10 57H9V58H10ZM20 57L22 58V56H20ZM23 57H24V55H23ZM34 57H35V56H34ZM46 57H48V56H46ZM46 57H45V58H46ZM59 57H61V56H59ZM64 57H66V56H64ZM64 57H63V58H64ZM97 57H99V55H98ZM97 57H96V59H97ZM114 57H115V56H113L111 59H113ZM123 57H124V56H123ZM134 57H135V56H134ZM158 57H159V56H158ZM161 57H162V56H161ZM164 57H165V56H164ZM164 57H163V58H164ZM169 57H170V56H169ZM200 57H201V56H200ZM217 57H219V56H217ZM242 57H243V56H242ZM256 57H257V56H256ZM258 57H259V56H258ZM17 58H18V56H17ZM48 58H49V57H48ZM52 58H53V57H52ZM55 58H58L57 55H56ZM91 58H92V57H91ZM103 58H104V56H103ZM107 58H108V57H107ZM127 58H128V57H127ZM141 58H142V57H141ZM144 58H145V57H144ZM147 58H148V57H147ZM150 58H151V57H150ZM154 58H155V57H154ZM156 58H157V57H156ZM177 58L179 59V57H177ZM189 58H190V57H189ZM191 58H192V57H191ZM198 58H199V57H198ZM246 58H247V57H245L244 59H246ZM4 59H5V57H4ZM12 59H13V58H12ZM12 59H10V60H12ZM15 59H16V57H15ZM27 59H29V58H27ZM34 59H35V58H34ZM61 59H62V58H61ZM61 59H60V61H61ZM66 59H67V58H66ZM81 59H83V58H81ZM84 59H85V57H84ZM89 59H88V60H89ZM96 59H95V60H96ZM99 59H100V58H99ZM131 59H132V58H131ZM139 59H140V58H139ZM139 59H138L137 61H139ZM151 59H152V58H151ZM169 59H170V58H169ZM172 59H173V58H172ZM187 59H188V58H187ZM255 59H256V58H255ZM257 59H258V58H257ZM262 59H263V58H262ZM7 60H8V58H7ZM47 60H48V59H47ZM52 60H53V59H52ZM52 60H51V61H52ZM58 60H59V59H58ZM69 60H70V59H69ZM86 60H87V58H86ZM90 60H91V59H90ZM101 60H102V59H101ZM104 60H105V59H103V61H104ZM108 60L110 61V59H108ZM114 60H115V59H114ZM122 60H123V59H122ZM140 60H142V59H140ZM143 60H144V59H143ZM146 60H147V59H146ZM155 60H156V59H155ZM165 60H166V59H165ZM180 60H181V59H180ZM180 60H179V61H180ZM183 60H184V58H183ZM194 60H195V58H194ZM249 60H250V57H249ZM258 60H260V59H258ZM16 61H17V60H16ZM20 61H22V60H20ZM20 61H19V58H18V62H20ZM23 61H24V60H23ZM26 61H28V60H26ZM35 61H36V60H35ZM35 61H34V62H35ZM54 61H55V60H54ZM73 61H75V63H76V59L73 60ZM91 61H92V60H91ZM97 61H99V60H97ZM103 61H102V62H103ZM150 61H151L153 64L155 63V62H153L152 60H150ZM150 61H149V63H150ZM161 61H162V60H161ZM169 61H170V60H169ZM174 61H175V59H174ZM177 61H178V60H177ZM177 61H176V62H177ZM196 61H197V60H195V62H196ZM201 61H202V60H201ZM247 61H248V59H247ZM252 61H254V60H252ZM252 61H251V62H252ZM3 62H6V61L4 60ZM42 62H43V61H42ZM42 62L40 61V64H38L40 67H42L41 64H44V63H42ZM44 62H45V64L47 63L45 60H44ZM49 62H50V60H49ZM49 62H48V63H49ZM55 62H56V61H55ZM55 62L53 63L54 65H55ZM66 62H67V60H66ZM77 62H78V60H77ZM84 62H85V61H84ZM89 62H90V61H89ZM92 62H93V61H92ZM92 62H91V64H92ZM100 62H101V61H100ZM107 62H108V61H107ZM107 62H106V64H107ZM111 62H113V61H110V63H111ZM129 62H130V61H129ZM132 62H133V61H132ZM132 62H131V63H132ZM134 62H135V61H134ZM142 62H143V61H142ZM145 62H147V61H144L143 63H145ZM167 62H168V61H166L165 64H166ZM193 62H194V61H193ZM198 62H199V61H198ZM222 62H223V61H222ZM225 62H226V61H225ZM249 62H250V61H249ZM251 62H250V63H251ZM259 62H260V61H259ZM15 63H16V62H15ZM28 63H30V61H29ZM28 63H26V64L28 65ZM31 63H32L33 66H31V67L29 66L30 69L36 65V64H35V65L33 64V61H31ZM56 63H58V62H56ZM82 63H83V61H82ZM95 63H96V62H95ZM95 63H94V64H95ZM104 63H105V62H104ZM110 63H109V64H110ZM116 63H117V62H116ZM124 63H125V62H124ZM127 63H128V62H127ZM135 63H136V62H135ZM147 63H148V62H147ZM160 63H161V62H160ZM160 63H159V64H160ZM183 63H184V62H183ZM189 63H190V62H189ZM205 63H206V62H205ZM205 63H204V64H205ZM207 63H208V62H207ZM220 63H221V62H220ZM262 63H263V62H262ZM0 64H2V63H0ZM3 64H4V63H3ZM7 64H8V61H7ZM10 64H11V62H10ZM10 64H9V65H10ZM20 64H22V63H20ZM45 64L43 65V67L45 66L44 68H46V67L48 66L47 64H46V65H45ZM64 64H65V63H64ZM83 64H84V63H83ZM99 64H100V63H98V65H99ZM112 64H114V63H112ZM112 64H110V67H111ZM118 64H120V63H118ZM118 64H117V65H118ZM121 64H122V63H121ZM150 64H151V63H150ZM155 64H156V63H155ZM155 64H154V65H155ZM173 64H174V63H173ZM173 64H172V66H173ZM175 64H176V63H175ZM181 64H182V63H181ZM181 64H180V65H181ZM187 64H188V63H187ZM190 64H192V63H190ZM190 64H189V67L192 66V65L190 66ZM194 64H195V63H194ZM196 64H197V63H196ZM222 64H223V63H222ZM9 65H8V66H9ZM23 65H25V64H23ZM51 65H52V64H51ZM51 65H50V66H51ZM56 65H57V64H56ZM61 65H62V63H61ZM67 65H69V63H67ZM70 65H71V64H70ZM79 65H80V63H79ZM84 65H85V64H84ZM96 65H97V64H96ZM96 65H95V66H96ZM107 65H108V64H107ZM122 65H123V64H122ZM122 65H121V68H122ZM162 65H163V64H162ZM177 65H178V63H177ZM183 65H184V64H183ZM198 65H199V64H198ZM198 65H197V66H198ZM262 65H264V64H262ZM25 66H26V65H25ZM58 66H59V65H58ZM62 66H63V65H62ZM62 66H61V67H62ZM72 66H74V65L72 64ZM75 66H76V65H75ZM82 66H83V65H82ZM101 66H102V65H101ZM101 66H99V67L101 68ZM115 66H116V65H115ZM126 66H127V65H126ZM126 66H124V67H126ZM128 66H129V64H128ZM145 66H146V65H145ZM152 66H153V65H152ZM157 66H158V65H157ZM200 66H201V65H200ZM252 66H254V65H252ZM1 67H2V66H1ZM6 67H7V65H6ZM52 67H53V65H52ZM65 67H66V66H65ZM69 67H70V66H69ZM76 67H77V66H76ZM79 67H80V66H79ZM85 67H87V64H86V66L82 67V69L85 68ZM93 67H94V66H93ZM102 67H103V66H102ZM105 67H106V66H105ZM113 67H114V66H113ZM113 67H112V69H113ZM129 67H130V66H129ZM134 67H135V65H134ZM149 67H150V66H149ZM155 67H156V66H155ZM181 67H183V66H181ZM194 67H195V66H194ZM219 67H220V66H219ZM224 67H225V66H224ZM227 67H228V65H227ZM258 67H259V66H258ZM3 68H5L4 65H3ZM9 68H10V66H9ZM14 68H15V67H14ZM14 68H12V69H14ZM21 68H22V67H21ZM37 68H38V67H37ZM44 68H43V71H42V70H41V71L39 70V72L44 73ZM50 68H51V67H50ZM56 68H57V67H56ZM62 68H63V67H62ZM67 68H68V66H67ZM77 68H78V67H77ZM94 68H95V67H94ZM108 68H109V65H108ZM116 68H118V67H116ZM144 68H145V67H143V69H144ZM184 68L186 69L185 65H184ZM206 68H207V67H206ZM261 68H262V66H261ZM0 69H1V68H0ZM24 69H25V68H24ZM24 69H23V70L20 69V70H21V71H24ZM27 69H28V68H27ZM27 69H25V70H27ZM35 69H36V67H35ZM38 69H39V68H38ZM38 69H37V70H38ZM53 69H54V68H52V73H53ZM72 69L74 70V67H73ZM79 69H81V68H79ZM101 69H102V68H101ZM101 69H100V70H101ZM105 69H107V68H105ZM109 69H110V68H109ZM119 69H120V67H119ZM131 69H133V68H131ZM141 69H142V68H141ZM150 69H151V68H150ZM154 69H155V68H154ZM170 69H171V68H170ZM188 69H189V68H188ZM193 69H195V68H193ZM197 69H198V67H197ZM208 69L210 70V68H208ZM225 69H226V68H225ZM230 69H231V68H230ZM242 69H243V67H242ZM252 69H255V68H252ZM31 70H32V69H31ZM47 70H48V69H47ZM63 70H64V69H63ZM63 70H61V71H63ZM67 70H69V68H68ZM75 70H76V69H75ZM77 70H78V69H77ZM77 70H76V71H77ZM83 70H84V69H83ZM87 70H88V69H87ZM96 70H97V69H96ZM103 70H104V69H103ZM114 70H115V67H114ZM127 70H128V69H127ZM148 70H149V69H147V71H148ZM161 70H162V69H161ZM161 70L158 71V72H161ZM177 70H178V69H177ZM191 70H192V69H191ZM191 70H190V71H191ZM195 70H196V69H195ZM205 70H206V69H205ZM256 70H258V68H257ZM260 70H261V69H260ZM1 71H2V70H1ZM6 71H7V70H6ZM8 71H9V70H8ZM16 71H17V70H16ZM29 71H30V70H29ZM34 71H36V70H34ZM54 71H55V70H54ZM61 71H60V72H61ZM70 71H72V70H70ZM70 71H68V72H70ZM76 71H75V72H76ZM79 71H80V70H79ZM84 71H86V70H84ZM101 71H102V70H101ZM104 71L106 72L107 70H104ZM109 71H111V70H109ZM121 71H122V69H121ZM129 71H130V70H129ZM129 71H126V72H129ZM139 71H140V70H139ZM139 71H137V73H138ZM142 71H143V70H142ZM170 71H171V70H170ZM183 71H184V70H183ZM186 71H187V70H186ZM196 71H197V70H196ZM217 71H218V70H217ZM227 71H228V70H227ZM231 71H232V70H231ZM234 71H235V70H234ZM243 71H244V70H243ZM261 71H262V70H261ZM263 71H264V70H263ZM2 72H3V71H2ZM17 72H18V71H17ZM17 72H16V73H17ZM31 72H32V71H31ZM57 72L60 73L58 70H57ZM68 72H66V73H68ZM88 72H90V68H89V71H88ZM91 72H92V71H91ZM91 72H90V73H91ZM97 72H98V71H97ZM105 72H104V73H105ZM132 72H133V71H132ZM132 72H131V73H132ZM134 72H136V71H134ZM151 72L153 73V70H152ZM163 72H165V71H163ZM173 72H175V71L173 70ZM176 72H177V71H176ZM180 72H181V71H180ZM202 72H203V71H202ZM207 72H208V71H207ZM219 72H220V71H219ZM223 72H226V71L224 70ZM229 72H230V71H229ZM257 72H258V71H257ZM16 73H15V74H16ZM25 73H28V72L25 71ZM29 73H30V72H29ZM32 73H34V74L36 75V77L34 76L35 78H37V75L39 76V74L36 73V72H32ZM45 73H46V71H45ZM72 73H73V72H72ZM93 73H95V72H93ZM98 73H99V72H98ZM106 73H108V72H106ZM106 73H105V74H106ZM109 73H110V72H109ZM109 73H108V75H110ZM113 73H114V71H113ZM113 73H112V74H113ZM115 73H116V72H115ZM117 73H118V72H117ZM119 73H120V72H119ZM167 73H168V71H167ZM170 73H171V72H170ZM182 73H184V72H182ZM234 73H235V72H234ZM234 73H233V74H234ZM2 74H3V73H2ZM8 74H9V73H8ZM12 74H13V73H12ZM12 74H9V75H12ZM18 74H20V73H18ZM22 74H23V73H22ZM53 74L56 75L55 72H54ZM77 74H78V72H77ZM81 74H82V73H81ZM81 74H80V76H81ZM99 74H100V73H99ZM102 74H103V73H101V75H102ZM125 74H126V73H125ZM142 74H144V73H142ZM145 74H146V73H145ZM150 74H151V73H150ZM150 74H149V75H150ZM155 74H157V73L155 72ZM188 74H190V73H188ZM188 74H187V75H188ZM194 74H195V73H194ZM197 74H199V72H198ZM197 74H196V75H197ZM207 74H208V73H207ZM209 74H210V73H209ZM213 74H214V73H213ZM221 74H222V73H221ZM221 74H220V75H221ZM24 75H25V74H24ZM40 75H41V74H40ZM42 75H43V74H42ZM47 75H48V73H46V77H47ZM49 75H51V74H49ZM54 75H53V77H55ZM70 75H71V74H70ZM85 75H86V74H85ZM89 75H90V74H89ZM89 75H87V76H89ZM91 75H92V74H91ZM94 75H96V73H95ZM103 75H104V74H103ZM121 75H123V74H121ZM127 75H128V74H127ZM129 75L131 76V74H129ZM151 75H152V74H151ZM159 75H160V74H159ZM173 75H174V73H173ZM192 75H193V74H192ZM226 75H227V74H226ZM228 75H229V74H228ZM241 75H242V74H240V76H241ZM15 76H16V75H15ZM22 76H23V75H22ZM29 76H30V75H29ZM56 76H57V75H56ZM60 76H61V75H60ZM63 76L65 77V75L62 74V77H63ZM76 76L78 77L79 75H76ZM106 76H107V75H106ZM116 76H117V75H116ZM130 76H129V78H130ZM136 76H137V75H136ZM145 76H147V75H145ZM177 76H178V75H177ZM190 76H191V75H190ZM193 76H194V75H193ZM204 76H205V75H204ZM209 76H210V75H209ZM212 76H213V75H212ZM223 76H224V75H223ZM234 76H235V74H234ZM1 77H3V76H1ZM1 77H0V78H1ZM7 77H8V76H7ZM9 77H10V76H9ZM40 77H41V76H40ZM42 77H43V76H42ZM62 77H61V78H62ZM68 77H69V74H68ZM81 77H84V76H81ZM90 77H91V76H90ZM99 77H100V75H99ZM104 77H105V76H104ZM111 77H112V76H111ZM114 77H115V76H114ZM117 77H119V76H117ZM117 77H115V78H117ZM127 77H128V76H127ZM133 77H134V76H133ZM143 77H144V76H143ZM154 77H156V76H154ZM154 77H153V78H154ZM235 77H236V76H235ZM241 77H242V76H241ZM244 77H245V76H244ZM4 78H5V76H4ZM28 78H29V77H28ZM28 78H26V79L28 80ZM38 78H39V77H38ZM91 78H93V77H91ZM97 78H98V77H97ZM105 78H106V77H105ZM122 78H123V77H122ZM131 78H132V77H131ZM134 78H135V77H134ZM145 78H146V77H145ZM207 78H208V77H207ZM210 78H211V77H210ZM239 78H240V77H239ZM242 78H243V77H242ZM8 79H9V78H8ZM10 79H11V78H10ZM10 79H9V80H10ZM13 79H14V81H15V78H13ZM13 79H11V81H13ZM20 79H22V78H20ZM20 79H19V80H20ZM30 79H31V78H30ZM44 79H45V78H44ZM67 79H68V78H67ZM67 79H66V81H67ZM78 79L80 80L79 77H78ZM83 79H84V78H83ZM83 79H82V80H83ZM88 79H89V78H88ZM102 79H103V78L101 77L100 80H102ZM111 79H113V78H111ZM120 79H121V78H120ZM123 79H124V78H123ZM140 79H141V78H140ZM148 79H149V78H148ZM229 79H231V78H229ZM233 79H235V78H233ZM4 80H5V79H4ZM9 80H8V81H9ZM16 80H17V79H16ZM33 80H34V79H33ZM36 80H37V79H36ZM39 80H40V79H39ZM39 80H38V81H39ZM46 80H47V79H46ZM48 80H49V77H48ZM54 80L57 81V79H54ZM71 80H73V79H71ZM74 80H75V79H74ZM114 80H116V79H114ZM114 80H113V81H114ZM127 80H128V79H127ZM137 80H138V79H137ZM143 80H144V79H143ZM145 80H147V79H145ZM154 80H155V79H154ZM156 80H157V79H156ZM231 80H232V79H231ZM242 80H244V79H242ZM23 81H24V80H23ZM38 81H37V82H38ZM43 81H45V80H43ZM56 81H55V82H56ZM61 81L63 82V80H61ZM84 81H85V80H84ZM86 81H87V80H86ZM95 81L100 82V81H99V78H98V80L95 79ZM123 81H124V80H123ZM130 81H131V80H130ZM139 81H140V80H139ZM158 81H159V80H158ZM225 81H226V80H225ZM2 82H4V84H5V81H2ZM9 82H10V81H9ZM15 82H16V81H15ZM24 82H26V81H24ZM40 82H41V81H40ZM40 82H39V83H40ZM52 82H54V81H51V83H52ZM58 82H59V81H58ZM62 82H61V83H62ZM64 82H65V81H64ZM67 82H68V81H67ZM69 82H70V81H69ZM74 82H75V81H74ZM98 82H97V83H98ZM102 82H103V81H102ZM118 82H120V81H118ZM126 82H127V81H126ZM134 82L136 83L135 79H134ZM146 82H147V81H146ZM156 82H157V81H156ZM159 82H161V81H159ZM229 82H231V81H229ZM10 83H11V82H10ZM16 83H17V82H16ZM20 83H21V82H20ZM29 83H30V82H29ZM43 83H44V82H43ZM45 83H46V82H45ZM51 83H46V84H51ZM59 83H60V82H59ZM72 83H73V82H72ZM110 83H113V82H110ZM116 83H117V80H116ZM127 83H128V82H127ZM127 83H124V82H123V84H126L127 87H128V84H127ZM135 83H134V84H135ZM138 83H139V82H138ZM140 83H141V82H140ZM157 83H158V82H157ZM7 84H8V83H7ZM12 84H13V83H12ZM12 84H11V85H12ZM21 84H22V83H21ZM24 84H25V83H24ZM24 84H22V85H24ZM27 84H28V83H27ZM34 84H35V82H34ZM56 84L58 85V83H56ZM64 84H65V83H64ZM66 84H67V83H66ZM88 84H89V83H88ZM90 84H91V83H90ZM93 84H94V82H93ZM103 84H104V83H103ZM158 84H159V83H158ZM161 84H163V83L161 82ZM237 84H238V83H237ZM237 84H236V85H237ZM19 85H20V84H19ZM22 85H21V87H22ZM39 85H40V84H39ZM52 85H53V84H52ZM52 85H51V86H52ZM61 85H63V84H61ZM61 85H60V86H61ZM75 85H76V84H75ZM81 85H82V84H81ZM81 85H80V86H81ZM83 85H84V84H83ZM91 85H92V84H91ZM108 85H109V84H108ZM120 85H121V84H120ZM130 85H131V83H130ZM139 85H140V84H139ZM143 85H144V83H143ZM223 85H224V84H223ZM223 85H222V86H223ZM248 85H249V84H248ZM16 86H18V85L16 84ZM32 86H33V84L31 85V87H32ZM34 86H35V85H34ZM42 86H43V85H42ZM44 86H45V84H44ZM46 86H47V85H46ZM53 86H55V85H53ZM63 86H64V85H63ZM67 86H68V85H67ZM70 86H71V85H70ZM73 86H74V84H73L71 87H73ZM80 86H78V87H80ZM84 86H85V85H84ZM98 86H99V84H98ZM104 86H106V85H104ZM112 86H113V85H112ZM112 86H111V87H112ZM115 86H116V85H115ZM118 86H119V85H118ZM132 86H133V85H132ZM135 86H136V85H135ZM144 86H145V85H144ZM195 86H196V85H195ZM241 86H242V85H241ZM241 86H240V88H241ZM0 87H1V86H0ZM7 87H8V86H7ZM14 87H15V86H12V87H10V88H14ZM23 87H24V86H23ZM26 87H27V86H26ZM37 87H38V86H37ZM39 87H40V86H39ZM65 87H66V86H65ZM65 87H63V88H65ZM68 87H69V86H68ZM82 87H83V86H82ZM86 87H87V86H86ZM86 87H85V89H86ZM94 87H95V86H94ZM100 87H101V86H100ZM121 87H122V86H121ZM127 87H126V88H127ZM129 87H130V86H129ZM147 87H149V85H148ZM242 87H243V86H242ZM246 87H247V86H246ZM16 88L19 89V87H16ZM24 88H25V87H24ZM28 88H29V87H28ZM34 88H35V87H34ZM44 88H45L44 90H46V87H44ZM51 88H52L53 90L55 89V88H53V87H51ZM51 88H49V89H51ZM58 88H59V87H58ZM74 88H75V87H74ZM76 88H77V87H76ZM95 88H96V87H95ZM103 88H105V87H103ZM106 88H107V87H106ZM106 88H105V89H106ZM112 88H113V87H112ZM138 88H139V87H138ZM140 88H141V87H140ZM145 88H146V87H145ZM150 88H151V87H150ZM160 88H161V87H159V89H160ZM1 89H2V88H0V90H1ZM3 89H4V88H3ZM3 89H2V90H3ZM17 89H16V90H17ZM32 89H33V88H32ZM36 89H39V90H40L41 88H36ZM36 89H35V90H36ZM42 89H43V88H42ZM42 89H41V90H42ZM47 89H48V88H47ZM65 89H66V88H65ZM68 89H69V88H68ZM82 89H83V88H82ZM89 89H90V88H89ZM100 89H101V88H100ZM100 89H99V91H100ZM113 89H114V88H113ZM118 89L120 90V88H118ZM118 89H115V90H118ZM122 89H123V88H122ZM134 89H136V88H134ZM151 89H152V88H151ZM198 89H199V88H198ZM228 89H229V88H228ZM242 89H243V88H242ZM249 89H250V88H249ZM256 89H257V87H256ZM9 90H10V89H9ZM9 90H8V91H9ZM24 90H25V89H21V91L25 92ZM27 90H28V89H27ZM33 90H34V89H33ZM53 90H52V91H53ZM59 90H60V89H59ZM72 90H73V89H72ZM79 90H80V88H79ZM94 90H95V89H94ZM107 90H109V89H106V91H104V92H107ZM111 90H112V89H111ZM123 90H124V89H123ZM126 90H127V89H126ZM144 90H145V89H142V91H144ZM225 90H226V89H225ZM258 90H259V89H258ZM11 91H12V90H11ZM14 91H15V90H14ZM18 91H19V90H18ZM46 91H48V90H46ZM52 91H51V92H52ZM77 91H78V90H77ZM97 91H98V90H97ZM99 91H98V92H99ZM102 91H103V90H102ZM130 91H131V90H130ZM132 91H133V90H132ZM137 91H138V90H137ZM142 91H141V92H142ZM149 91H150V90H149ZM182 91H183V90H182ZM198 91H199V90H198ZM198 91H197V92H198ZM200 91H201V90H200ZM233 91H234V90H233ZM1 92H2V91H1ZM30 92H31V91H30ZM41 92H44V91H41ZM48 92H50V90H49ZM48 92H47V93L45 92V93L48 94ZM53 92H54V91H53ZM57 92H59V91H56V93H57ZM62 92H64V90H63ZM75 92H76V91H75ZM83 92H84V90H83ZM87 92H88V91H87ZM100 92H101V91H100ZM108 92H109V91H108ZM110 92H111V91H110ZM115 92H116V91H115ZM115 92H114L113 94H115ZM120 92L122 93V91H120ZM123 92H124V91H123ZM133 92H134V91H133ZM138 92H139V91H138ZM145 92H147V91H145ZM158 92H159V91H158ZM158 92H157V93H158ZM167 92H169V91H167ZM185 92H186V91H185ZM195 92H196V91H195ZM201 92H202V91H201ZM205 92H206V91H205ZM225 92H226V91H225ZM240 92H241V91H240ZM5 93H6V91H5ZM21 93H22V92H21ZM25 93H26V92H25ZM25 93H24V94H25ZM33 93H35V92H33ZM36 93H38V92H36ZM45 93H44V94H45ZM56 93H55V94H56ZM66 93H67V91H66ZM77 93H78V92H77ZM93 93H94V92H93ZM102 93H103V92H102ZM117 93H118V92H117ZM134 93H135V92H134ZM139 93H140V92H139ZM142 93H143V92H142ZM149 93H150V95H151V92H149ZM157 93H156V96H157ZM164 93H165V91H164ZM175 93H176V92H174V94H175ZM229 93H230V92H229ZM235 93H236V91H235ZM237 93H238V92H237ZM241 93H242V92H241ZM258 93H259V92H258ZM258 93H257V95H258ZM260 93H261V91H260ZM6 94H7V93H6ZM6 94H4V95H6ZM10 94H11V93H10ZM10 94H8V95H10ZM12 94H13V91H12ZM12 94H11V95H12ZM22 94H23V93H22ZM39 94H41L40 91H39ZM39 94H38V95H35L36 98H37V96L39 97ZM46 94H45V95H46ZM50 94H51V93H50ZM50 94H49V95H50ZM69 94H70V92H69ZM71 94H72V93H71ZM79 94H80V93H79ZM79 94H78V95H79ZM81 94H82V93H81ZM85 94H87V93H85ZM105 94H106V93H105ZM111 94H112V92H111ZM123 94H124V93H123ZM128 94H129V92H128ZM136 94H137V93H136ZM136 94H135V95H136ZM147 94H148V93H147ZM162 94H163V93H162ZM174 94H173V95H174ZM179 94H181V93L179 92ZM182 94H183V93H182ZM205 94H206V93H205ZM220 94H221V93H220ZM227 94H228V93H227ZM239 94H240V93H239ZM246 94H247V93H246ZM16 95H17V96L19 95L18 92H16ZM27 95H29V94H27ZM52 95H54V93H52ZM78 95H77V96H78ZM94 95H95V94H94ZM124 95L126 96V94H124ZM137 95H138V94H137ZM139 95H141V94H139ZM152 95H154V94H152ZM163 95H164V94H163ZM163 95H162V96H163ZM168 95H169V94H168ZM176 95H177V94H176ZM176 95H175V96H176ZM185 95H186V94H185ZM221 95H222V94H221ZM225 95H226V94H225ZM240 95H241V94H240ZM240 95H239V96H240ZM1 96L3 97V95H1ZM12 96H13V95H12ZM17 96H15V97H17ZM22 96H23V95H22ZM22 96H21V94H20V96H18V97L21 98ZM32 96H33V95H32ZM32 96H31V97H32ZM41 96H42V95H41ZM41 96H40V97H41ZM57 96H58V95H57ZM61 96H62V94H61ZM73 96H74V94H73ZM82 96H83V95H82ZM100 96H102V95L100 94ZM107 96H108V94H107ZM118 96H119V95H118ZM158 96H159V95H158ZM169 96H170V95H169ZM175 96H174V97H175ZM183 96H184V95H183ZM183 96L180 95V97H183ZM234 96H235V94H234ZM251 96H252V94H251ZM262 96H263V94H262ZM5 97H6V96H5ZM27 97H28V96H27ZM42 97H44V96H42ZM75 97H76V96H75ZM121 97H124V96L121 95L120 98H121ZM130 97H131V96H130ZM133 97H134V96H132V98H133ZM137 97H141V96H137ZM137 97H135V98H137ZM148 97H149V96H148ZM148 97H147V98H148ZM174 97H173V98H174ZM178 97H179V96H178ZM180 97H179V99H180ZM184 97H185V96H184ZM205 97L207 98V96H205ZM245 97H246V95H245ZM248 97H249V96H248ZM254 97H256V95H255ZM6 98H8V97H6ZM12 98H13V97H12ZM23 98H24V96H23ZM33 98H34V97H33ZM50 98H51V96H50ZM50 98H49V99H50ZM52 98H53V97H52ZM56 98H57V97H56ZM67 98H68V97H67ZM72 98H73V97H72ZM77 98H79V97H77ZM88 98H89V97H88ZM93 98H94V97H93ZM93 98H92V100H93ZM98 98H99V97H98ZM101 98H102V97H101ZM105 98H107V97H105ZM108 98H109V97H108ZM108 98H107V99H108ZM113 98H114V97H113ZM144 98H146V97H144ZM144 98H143V99H144ZM163 98H166V94H165V97L163 96ZM176 98H177V96H176ZM185 98H186V97H185ZM208 98H209V97H208ZM213 98H214V97H213ZM227 98H228V97H227ZM227 98H226V99H227ZM235 98H236V97H235ZM257 98H258V96H257ZM3 99H4V97H3L1 100H3ZM14 99H17V98H14ZM43 99H44V98H43ZM47 99H48V96H47ZM61 99H62V98H61ZM68 99H69V98H68ZM70 99H71V98H70ZM81 99H82V97H81ZM86 99H87V98H86ZM102 99H103V98H102ZM111 99H112V98H111ZM126 99H127V98H126ZM126 99H125V100H126ZM128 99H130V98H128ZM128 99H127V100H128ZM141 99H142V98H141ZM141 99H140V100H141ZM151 99H153V98H151ZM155 99H156V98H155ZM158 99H159V97H158ZM170 99H171V98H170ZM215 99H216V98H215ZM215 99H214V100H215ZM218 99L220 100V98H218ZM241 99H242V98H241ZM244 99H245V98H244ZM246 99H247V98H246ZM252 99H254V98H252ZM252 99H251V100H252ZM259 99H260V98H259ZM261 99H262V98H261ZM1 100H0V101H1ZM12 100H13V99H12ZM19 100H20V99H18V101H16V102H19ZM30 100H31V99H30ZM38 100H39V99H38ZM44 100H46V99H44ZM59 100H60V98H59ZM82 100H84V99H82ZM87 100L89 101V99H87ZM105 100H106V99H105ZM119 100H120V99H119ZM131 100H133V99H131ZM160 100H161V99H160ZM167 100H168V99H167ZM175 100H176V99H175ZM181 100H182V98H181ZM187 100H188V99H187ZM190 100H192V99L190 98ZM190 100H189V101H190ZM251 100L249 101V103L251 102ZM256 100H257V99H256ZM3 101H4V100H3ZM5 101H7V100H5ZM5 101H4V102H5ZM9 101H11V100H9ZM14 101H15V100H14ZM22 101H23V100H22ZM25 101H26V100H25ZM25 101H24V102H25ZM27 101H28V100H27ZM33 101H34V100H33ZM39 101H42L41 98H40ZM53 101H54V99H53ZM53 101H52V100L50 101V103H51V108H52V105L55 104V103L52 104ZM55 101H57V100H55ZM65 101H66V100H65ZM77 101H78V100H77ZM79 101H81V100L79 99ZM84 101H85V100H84ZM88 101H87V102H88ZM93 101H94V100H93ZM93 101H92V102H93ZM117 101H118V99H117ZM117 101H116V102H117ZM134 101H135V100H134ZM144 101H146V100H144ZM150 101H151V100H150ZM152 101H153V100H152ZM182 101H183L182 104L185 105L186 102L184 103V99H183ZM197 101H198V100H197ZM199 101H200V100H199ZM261 101H262V100H261ZM263 101H264V100H263ZM263 101H262L261 103H263ZM12 102H13V101H12ZM12 102H11V103H12ZM24 102H23V103H24ZM43 102L45 103V101H43ZM43 102H42V103H43ZM48 102H49V101H48ZM58 102H59V101H58ZM61 102H63V99H62ZM61 102H59V103L61 104ZM67 102H68V101H67ZM67 102H66V103H67ZM73 102H74V101H73ZM96 102H97V98H96ZM98 102H99V101H98ZM129 102H130V101H129ZM132 102H133V101H132ZM159 102H160V101H159ZM167 102H168V101H167ZM180 102H181V101H180ZM194 102L196 103V101H194ZM203 102H204V101H203ZM210 102H211V101H210ZM217 102H218V101H217ZM217 102H216V103H217ZM245 102H246V100H245ZM259 102H260V101H259ZM1 103H2V102H1ZM9 103H10V102H9ZM14 103H15V102H14ZM23 103H21V104L23 105ZM31 103H32V102H31ZM46 103H47V100H46ZM59 103H58V104H59ZM66 103L64 102V104H66ZM68 103H69V102H68ZM123 103H124V102H123ZM136 103H137V101H136ZM138 103H139V102H138ZM141 103H142V102H141ZM160 103H161V102H160ZM160 103H159V105H160ZM178 103H179V102H178ZM190 103H191V102H190ZM200 103H201V102H200ZM261 103H260V104H261ZM5 104H7V103H5ZM5 104H4V105H5ZM24 104H25V103H24ZM29 104H30V102H29ZM60 104H59V106H60ZM69 104H70V103H69ZM72 104H74V103H72ZM75 104H76V103H75ZM75 104H74V105H75ZM81 104H82V103H81ZM83 104H84V103H83ZM83 104H82V105H83ZM93 104H94V103H93ZM93 104H92V106H94ZM96 104H97V103H96ZM104 104H106V103H104ZM104 104H101V105L103 106ZM113 104H114V103H113ZM113 104H111V105L109 104V107L112 106ZM120 104H122V102L119 103V107H120ZM125 104L127 105V103H125ZM129 104H130V103H129ZM143 104H144V103H143ZM145 104H147V103H145ZM148 104H149V103H148ZM151 104H152V103H151ZM156 104L158 105V103H156ZM156 104H154L153 106H155ZM161 104H162V103H161ZM165 104H166V103H165ZM168 104H169V102H168ZM172 104H173V103H172ZM196 104H197V103H196ZM213 104H214V103H213ZM245 104H246V103H244V105H245ZM258 104H259V103H258ZM263 104H264V103H263ZM10 105H11V104H10ZM13 105H14V104H13ZM18 105H19V104H18ZM22 105H21V106H22ZM37 105H38V103H37ZM40 105H41V104H40ZM47 105L50 106L49 104H47ZM56 105H57V104H55V106H56ZM62 105H63V103H62ZM67 105H68V104H67ZM82 105H80V106H82ZM86 105H87V104H86ZM98 105H99V104H98ZM101 105H99V106H101ZM115 105H116V104H115ZM135 105H136V104H134V106H135ZM159 105H158V106H159ZM173 105H176V104L174 103ZM187 105H188V104H187ZM202 105H203V104H202ZM204 105H205V103H204ZM207 105H208V104H207ZM249 105H250V104H249ZM249 105H248V106H249ZM256 105H257V104H256ZM0 106H1V104H0ZM15 106H16V105H15ZM23 106H24V105H23ZM30 106H31V104H30ZM43 106L45 107V105L43 104V105H42V108H41V107H40V108H41V109H45V108H43ZM55 106H54V107H55ZM59 106H58V109H59ZM63 106H64V105H63ZM71 106H72V105H71ZM75 106H76V105H75ZM80 106H79V107H80ZM88 106H89V105H88ZM107 106H108V104H107ZM128 106H129V105H128ZM139 106H141V105H139ZM139 106H138V107H139ZM146 106H147V105H146ZM170 106H171V105H170ZM188 106H189V105H188ZM199 106H200V105H199ZM209 106H210V105H209ZM212 106H213V105H212ZM248 106H247V107H248ZM252 106H255V105H252ZM252 106H251V107H252ZM257 106H258V105H257ZM54 107H53V108H54ZM73 107H74V106H73ZM82 107H83V106H82ZM84 107H85V106H84ZM114 107H116V106H114ZM144 107H145V106H144ZM144 107H143V108H144ZM150 107H151V106H150ZM150 107H149V108H150ZM161 107L163 108V106H161ZM161 107H159V109H160ZM166 107H167V106H166ZM174 107H175V106H174ZM176 107H177V106H176ZM213 107H214V106H213ZM220 107H221V106H220ZM262 107H263V105H262ZM0 108H1V107H0ZM6 108H7V107H6ZM6 108H5V109H6ZM9 108H10V107H9ZM21 108H22V107H21ZM28 108H29V107H28ZM32 108L34 109V107H32ZM32 108H31V109H32ZM35 108H36V107H35ZM51 108H50V110H51ZM53 108H52V109H53ZM61 108H62V106H61ZM61 108H60V109H61ZM64 108H65V106H64ZM64 108H62V109H64ZM71 108H72V107H71ZM77 108H78V106H77ZM77 108H76V109H77ZM85 108H86V107H85ZM110 108H111V107H110ZM129 108H130V107H129ZM140 108H142V107H140ZM146 108H147V107H146ZM146 108H144V109L146 110ZM170 108H171V107H170ZM192 108H193V107H192ZM197 108H198V107H197ZM202 108H203V107H202ZM211 108H212V107H211ZM255 108H256V107H255ZM258 108H259V107H258ZM260 108H261V107H260ZM2 109H4V108H2ZM17 109H19V108H16V110H17ZM41 109H40V110H41ZM66 109H68V107H67ZM72 109H73V108H72ZM80 109H81V108H80ZM94 109H95V108H94ZM97 109H98V108H97ZM113 109H114V108H113ZM113 109H112V110H113ZM117 109H118V108H117ZM117 109H116V110H117ZM120 109H121V108H120ZM120 109H119V110H120ZM133 109H134V108H133ZM138 109H139V108H138ZM150 109H152V108H150ZM150 109H149V110H150ZM157 109H158V108H157ZM157 109H153V110L156 111ZM164 109H165V108H164ZM167 109H169V108H167ZM187 109H189V108L187 107ZM205 109H206V108H205ZM214 109H215V108H214ZM217 109H218V108H217ZM217 109H216V110H217ZM219 109H220V108H219ZM248 109H249V108H248ZM251 109H252V108H251ZM6 110L8 111L9 109H6ZM21 110H22V109H21ZM26 110H27V109H26ZM26 110L24 109V111H26ZM50 110H49V109L46 110V113H45V110H44L43 112L45 113V115H47V114L49 113L48 111H50ZM64 110H65V109H64ZM64 110H62V111H64ZM90 110H92V109H90ZM90 110H88V111H90ZM98 110H99V109H98ZM102 110H103V109H102ZM127 110H128V109H127ZM145 110H144V111H145ZM174 110H175V109L173 108V111H174ZM177 110H180V109H177ZM183 110H184V109H183ZM198 110H199V109H198ZM216 110H214V111H216ZM258 110H260V109H258ZM0 111H1V110H0ZM4 111H5V110H4ZM7 111H5L4 113H6ZM9 111H10V110H9ZM11 111H12V110H11ZM29 111H30V110H29ZM31 111H32V110H31ZM31 111H30V112H31ZM34 111H35V110H34ZM53 111H54V110H53ZM55 111H58V110L55 109ZM59 111H60V110H59ZM70 111H74V112H75L74 109H73V110L70 109ZM70 111H69V112H70ZM77 111H78V110H77ZM88 111H87V113H89ZM95 111H97V110L95 109ZM114 111H115V110H114ZM136 111H138V110H137V107H136ZM139 111H140V110H139ZM141 111H142V110H141ZM166 111H167V110H166ZM181 111H182V110H181ZM184 111H187V110L185 109ZM191 111H192V110H191ZM202 111H203V110H202ZM206 111L208 112V110H206ZM212 111H213V110H212ZM218 111H219V110H218ZM247 111H248V110H247ZM250 111H251V110H250ZM18 112H20V109H19ZM38 112H39V111H37V113H38ZM40 112H41V111H40ZM84 112H85V111H84ZM91 112H92V111H91ZM91 112H90V114H92ZM102 112H104V111H102ZM102 112H101V114H102ZM106 112H107V111H106ZM108 112L111 113V110L108 111ZM123 112H124V109H123ZM151 112H152V111H151ZM160 112H161V111H160ZM177 112H178V111H177ZM179 112H180V111H179ZM195 112H197V111H195ZM207 112H206V113H207ZM209 112H210V111H209ZM225 112H226V111H225ZM229 112H230V111H229ZM4 113H3V114H4ZM27 113H28V112H27ZM33 113H34V112H33ZM60 113H61V112H60ZM60 113H59V114H60ZM75 113H76V112H75ZM95 113H96V112H95ZM118 113H120V112H118ZM142 113H143V112H142ZM146 113H147V112H145L144 115H145ZM153 113H154V112H153ZM163 113H164V111H163ZM172 113H173V112H172ZM181 113H182V112H181ZM181 113H180V114H181ZM183 113H184V112H183ZM200 113H202V112H200ZM221 113H222V112H221ZM249 113H250V112H249ZM258 113H259V112H258ZM258 113H257V114H258ZM52 114H53V112H52ZM56 114H57V116H58V113H56ZM56 114H54V116H56ZM66 114H67V112H66ZM66 114H65V116H66ZM104 114H107V113H104ZM104 114H103V115H104ZM112 114H114V113H112ZM112 114H111V115H112ZM130 114H131V113H130ZM136 114H137V113H136ZM168 114H169V113H168ZM168 114H167V115H168ZM175 114H176V113H175ZM178 114H179V113H178ZM189 114H190V113H189ZM198 114H199V113H198ZM203 114H204V113H203ZM207 114H210V113H207ZM213 114H214V112H213ZM215 114H216V112H215ZM215 114H214V115H215ZM232 114H233V112H232ZM252 114H254V113H252ZM6 115H7V114H6ZM8 115H10V112H9ZM8 115H7V116H8ZM17 115H18V114H17ZM17 115H16V116H17ZM22 115H24V114H22ZM36 115H37V114H36ZM61 115H63V114H61ZM61 115H60V116H61ZM68 115H69V113H68ZM70 115H71V114H70ZM75 115H76V114H75ZM84 115H85V114H84ZM94 115H95V114H94ZM97 115H98V113H97ZM128 115H129V114H128ZM133 115H134V114H133ZM138 115H139V114H138ZM156 115H157V114H156ZM171 115H172V114H171ZM184 115H185V114H184ZM200 115H201V114H200ZM214 115H213V116H214ZM216 115H218V112H217ZM216 115H215V116H216ZM229 115H230V114L228 113L227 116H229ZM235 115H236V114H235ZM263 115H264V114H263ZM7 116H6V117H7ZM16 116H13V117L15 118ZM26 116H27V115H26ZM29 116H30V115H29ZM33 116H34V115H33ZM47 116H49V115H47ZM47 116H46V117H47ZM50 116H52V115L50 114ZM50 116H49V117H50ZM76 116H77V115H76ZM79 116H81V114H80ZM88 116H89V115H88ZM99 116H101V115H99ZM104 116L106 117V115H104ZM117 116H118V115H117ZM122 116H123V115H122ZM129 116H130V115H129ZM135 116H136V115H135ZM139 116H140V115H139ZM139 116H138V117H139ZM141 116H142V115H141ZM147 116H148V115H147ZM175 116H176V115H175ZM178 116H179V115H178ZM180 116H182V114H181ZM189 116H190V115H189ZM202 116H204V115H202ZM202 116H199V117H202ZM215 116H214V117H215ZM219 116H220V115H219ZM18 117H19V116H18ZM20 117H21V116H20ZM30 117H31V116H30ZM42 117H43V116L39 117V119L42 118ZM49 117H48V118H49ZM63 117H64V116H63ZM66 117L69 118V116H66ZM73 117H74V116H73ZM90 117H91V116H90ZM93 117H94V116H93ZM111 117H113V116H111ZM124 117H126V116H124ZM132 117H134V116H132ZM136 117H137V116H136ZM158 117H160V116H158ZM173 117H174V116H173ZM183 117H184V116H183ZM187 117H188V116H187ZM191 117H192V116H191ZM205 117H206V116H205ZM220 117H221V116H220ZM230 117H231V116H230ZM250 117H251V116H250ZM254 117H255V116H254ZM262 117H263V116H262ZM1 118H3V117H1ZM1 118H0V119H1ZM24 118H25V116H24ZM26 118H27V117H26ZM32 118H33V117H32ZM37 118H38V117H37ZM43 118H44V117H43ZM43 118H42V119H43ZM48 118H47V119H48ZM51 118H52V117H50V119H51ZM58 118H59V117H58ZM61 118H62V117H61ZM70 118H71V117H70ZM82 118H83V117H82ZM86 118H89V117H84V119H86ZM100 118H102V117H100ZM114 118H115V117H114ZM114 118H113V119H114ZM117 118H118V117H117ZM121 118H122V117H121ZM140 118H141V117H140ZM143 118H144V117H143ZM146 118H147V117H146ZM146 118H145V119H146ZM148 118H149V117H148ZM150 118H151V116H150ZM150 118H149V119H150ZM155 118H156V116H155ZM161 118H162V117H160V119H161ZM166 118H167V117H166ZM174 118H175V117H174ZM209 118L212 119V114H211V117H209ZM225 118H226V117H225ZM232 118H233V117H232ZM260 118H261V117H260ZM7 119H8V118H7ZM9 119H10V118H9ZM9 119H8V120H9ZM11 119H13V118H11ZM11 119H10V120H11ZM20 119H21V118H20ZM28 119H29V117H28ZM45 119H46V118H45ZM45 119H44V120H45ZM47 119H46V120H47ZM50 119H49V120H50ZM54 119H55V117H54ZM54 119L52 118L51 120L54 121ZM59 119H60V118H59ZM59 119H58V120H59ZM64 119H65V118H64ZM75 119H77V118H75ZM75 119H74V120H75ZM96 119H97V118H96ZM115 119H116V118H115ZM122 119H123V118H122ZM122 119H121V121H122ZM138 119H139V118H138ZM160 119H159V120H160ZM169 119H170V117H169ZM179 119H180V118H179ZM194 119H195V118H194ZM194 119H191V120H194ZM196 119L198 120L197 117H196ZM196 119H195V121H196ZM199 119H200V118H199ZM203 119H204V118H203ZM207 119H208V118H207ZM222 119H224V117H223ZM3 120H4V119H3ZM5 120H6V118H5ZM10 120H9V121H10ZM14 120H15V119H14ZM30 120H32V119H30ZM35 120H36V119H35ZM40 120H41V119H40ZM49 120H47V121L49 122ZM65 120H66V119H65ZM65 120H64V121H65ZM67 120H68V119H67ZM74 120H73L74 123H75V122H78V121H74ZM78 120H79V118H78ZM81 120H82V119H81ZM87 120H88V119H87ZM87 120H86L85 122H88ZM89 120H90V119H89ZM117 120H118V119H117ZM119 120H120V119H119ZM123 120H125V119H123ZM142 120H143V119H142ZM159 120H158V121H159ZM162 120H163V119H162ZM166 120H167L166 122H168V118H167ZM180 120H181V119H180ZM183 120H184V119H183ZM6 121H7V120H6ZM55 121H57V120L55 119ZM59 121H60V120H59ZM59 121H58V122H59ZM61 121H62V120H61ZM61 121H60V122H61ZM64 121H62V122H63V125H64V123H65ZM70 121H71V119H70ZM82 121H83V120H82ZM103 121H104V120H103ZM121 121H120V123L122 124ZM128 121H130V120H128ZM148 121H149V120H148ZM148 121H146V122H148ZM151 121H152V120H151ZM154 121H157V120L154 119ZM163 121H164V120H163ZM163 121H162V123H163ZM174 121H175V119H174ZM178 121H179V120H178ZM188 121H190V120H188ZM195 121H194V122H195ZM262 121H263V120H262ZM2 122H3V121H2ZM4 122H5V121H4ZM10 122H11V121H10ZM90 122H91V123L94 122V125H95V121H90ZM90 122H89V123H90ZM108 122H109V121H108ZM115 122H117V121H115ZM133 122H134V120H133ZM143 122H144V120H143ZM146 122H145V123H146ZM159 122H161V121H159ZM172 122H173V121H172ZM176 122H177V121H176ZM176 122H175V123H176ZM181 122H182V121H181ZM186 122H187V121H186ZM190 122H191V121H190ZM194 122H193V123H194ZM232 122H233V121H232ZM234 122H235V121H234ZM7 123L9 124V122H7ZM7 123H6V124H7ZM15 123H16V122H15ZM19 123H20V121H19ZM24 123L27 124L28 122H27V123L24 122ZM24 123H23V126H25ZM33 123H34V122H33ZM33 123H31V124H33ZM36 123H37V122H35V124H36ZM38 123H40V122H38ZM55 123H56V122H55ZM55 123H53V124H55ZM74 123H73V126L67 125V129H69L70 127H74ZM80 123H81V122H80ZM91 123H90V124H91ZM96 123H97V121H96ZM111 123H112V119H111ZM113 123H114V122H113ZM113 123H112V124H113ZM131 123H132V122H131ZM141 123H142V122H141ZM150 123H151V122H150ZM154 123H156V122H154ZM162 123H161V124H162ZM168 123H169V122H168ZM168 123H167V124H168ZM182 123H183V122H182ZM187 123H188V122H187ZM187 123H186V124H187ZM198 123H199V121H198ZM1 124H2V123H1ZM4 124H5V123H4ZM8 124H7V125H8ZM17 124H18V123H17ZM31 124H30V125H31ZM40 124H41V123H40ZM44 124H46V123H44ZM48 124H49V123H48ZM48 124H47V125H48ZM51 124H52V123L50 122V124H49V128H48V129H45L46 131L48 130V132H49V129L52 127V126H50ZM60 124H61V123H59V125H60ZM68 124H69V122H68ZM78 124H79V123H78ZM82 124H84V123H82ZM82 124H81V125H82ZM85 124H86V123H85ZM85 124H84V125H85ZM97 124H98V123H97ZM97 124H96V125H97ZM107 124H108V123H107ZM109 124H110V123H109ZM126 124H127V123H126ZM126 124H125V125H126ZM164 124H165V123H164ZM167 124H166V125H167ZM171 124H172V123H171ZM171 124H170V125H171ZM231 124H232V123H231ZM241 124H242V123H241ZM21 125H22V124H21ZM37 125H38V124H37ZM57 125H58V123H57ZM57 125H55V126H57ZM102 125H105V124H102ZM117 125H118V124L116 123V126H117ZM128 125H129V124H128ZM135 125H136V124H135ZM141 125H142V124H141ZM141 125H140V129H141ZM146 125H147V124H146ZM158 125L160 126V124H158ZM172 125H173V124H172ZM172 125H171V126H172ZM178 125H179V123H178ZM194 125H195V124H194ZM233 125H234V124H233ZM237 125H238V124H237ZM0 126H1V125H0ZM4 126H5V125H4ZM8 126H9V125H8ZM26 126H29V124H27ZM26 126L24 127V129L27 130L28 128H26ZM34 126H35V125H34ZM40 126H41V125H40ZM42 126H43V122H42ZM44 126H45V125H44ZM69 126H70V127H69ZM82 126H83V125H82ZM113 126H114V125H113ZM113 126H112V127H113ZM148 126H149V125H148ZM148 126H147V127H148ZM153 126H155V124H153ZM164 126H165V125H164ZM180 126H181V125H180ZM182 126H183V124H182ZM185 126H186V125H185ZM263 126H264V124H263ZM18 127H19V125H18ZM18 127H17V128H18ZM20 127H21V126H20ZM20 127H19V128H20ZM29 127H30V126H29ZM47 127H48V126H47ZM68 127H69V128H68ZM84 127H85V126H83L82 128H84ZM86 127H87V126H86ZM92 127H93V126H92ZM102 127H103V126H102ZM122 127H123V126H122ZM132 127H133V126H132ZM147 127H146V128H147ZM151 127H152V126H151ZM151 127H150V128H151ZM155 127H157V125H156ZM218 127H220V126H218ZM238 127H239V126H238ZM241 127H243V126H241ZM261 127H262V126H261ZM15 128H16V126H15ZM15 128H14V129H15ZM34 128H35V127H34ZM34 128H33V129H34ZM37 128H38V126L36 127V131L38 130ZM39 128H40V130H41V127H39ZM44 128H46V126L43 127V130H44ZM55 128H56V127H55ZM55 128H53V129L51 128L50 131L54 130ZM57 128L59 129V127H57ZM57 128H56V129H57ZM64 128H66V124H65L64 127H62V128L60 127V129H64ZM78 128H79V127H78ZM125 128H126V127H125ZM136 128L138 129V127H136ZM144 128H145V126H144ZM161 128H162V127H161ZM161 128H160V129H161ZM166 128H168V127H166ZM171 128H172V127H170V129H171ZM179 128H180V127H179ZM229 128H230V127H229ZM229 128H228V129H229ZM231 128H232V127H231ZM233 128H234V127H233ZM243 128H247V129H248L247 126H246V127H243ZM8 129H9V128H8ZM11 129H13V128H11ZM21 129H22V127H21ZM24 129H23V130H24ZM30 129H32V128L30 127ZM58 129H57V130H58ZM60 129H59V131H61ZM67 129H65L66 132H67V131H70V130H67ZM70 129H71V128H70ZM72 129H74V128H72ZM76 129H77V128H76ZM89 129H90V128H89ZM91 129H92V128H91ZM93 129H94V128H93ZM95 129H96V128H95ZM100 129H101V127H100ZM110 129H112V128H110ZM117 129H118V128H117ZM120 129H121V128H120ZM120 129H118V130H120ZM137 129H136L135 131H138ZM142 129H143V128H142ZM154 129H155V128H154ZM154 129H153V130H154ZM156 129H159V128H156ZM163 129H164V128H163ZM172 129H173V128H172ZM177 129H178V126H177V128H176V132H177ZM228 129H227L226 131H228ZM237 129H238V128H237ZM247 129H246V131H247ZM263 129H264V127H263ZM2 130H3V131H1V129H0L1 132H4V131H5L4 129H2ZM17 130H19V129H17ZM17 130H16V131H17ZM23 130H21V131H23ZM26 130H25V131H26ZM34 130H35V129H34ZM43 130H42V131H39V130H38V131H39V132H42V134H43ZM83 130H84V129H83ZM97 130H98V129H97ZM145 130H146V129H145ZM165 130H166V129H165ZM167 130L169 131V129H167ZM238 130H239V129H238ZM252 130H254V129L252 128ZM16 131H15L14 133H16ZM31 131H32V130H31ZM59 131H58V132H59ZM78 131H79V130H78ZM78 131H77V132H78ZM80 131H81V130H80ZM87 131H88V127H87ZM89 131H90V130H89ZM120 131H121V130H120ZM122 131H123V130H122ZM122 131H121V132H122ZM132 131H134V130H132ZM132 131H131V132H132ZM146 131H147V130H146ZM148 131H149V130H148ZM158 131H159V130H158ZM162 131H163V130H162ZM173 131H174V130H173ZM217 131H218V130H217ZM217 131H216V129H215V132H217ZM243 131H244V130H243ZM243 131H242V133H243ZM249 131H250V128H249ZM7 132H8V131H7ZM9 132H10V130H9ZM9 132H8V133H9ZM11 132H13V130H12ZM26 132H27V131H26ZM28 132H29V131H28ZM52 132H53V131H52ZM52 132H51V134H52ZM54 132H56V131L54 130ZM62 132L65 133L64 131H62ZM62 132H60V133L62 134ZM98 132H99V130H98ZM103 132H104V131H103ZM109 132H110V131H109ZM112 132H114V130H113ZM116 132H117V131H116ZM116 132H115V133H116ZM126 132H127V131H126ZM128 132H129V130H128ZM138 132H139V131H138ZM159 132H160V131H159ZM169 132L174 133V132H172V131H169ZM169 132H168V133H169ZM229 132H231V130H230ZM234 132H235V131H234ZM244 132H245V131H244ZM250 132H251V131H250ZM250 132H249V133H250ZM254 132H255V130H254ZM4 133H5V132H4ZM14 133H13V134H14ZM21 133H22V132H21ZM21 133H20V134H21ZM23 133H24V132H23ZM34 133H36V132H34ZM44 133L47 134L46 132H44ZM56 133H57V132H56ZM74 133H75V130H74L72 136L74 135ZM89 133H90V132H89ZM96 133H97V132H96ZM104 133H105V132H104ZM115 133H114V134H115ZM122 133H123V132H122ZM135 133H136V132H135ZM140 133H141V132H140ZM152 133H153V132H152ZM162 133H163V132H162ZM168 133H167V134H168ZM177 133H178V132H177ZM177 133H176V134H177ZM188 133H189V132H188ZM188 133H187V134H188ZM193 133H194V132H193ZM213 133H214V132H213ZM219 133H220V132H219ZM219 133H217V134L219 135ZM232 133H233V132H232ZM246 133L248 134V132H246ZM259 133H260V132H259ZM261 133H262V132H261ZM263 133H264V132H263ZM5 134H7V133H5ZM10 134H11V133H10ZM10 134H9V135H10ZM32 134H33V133H32ZM39 134H41V133H39ZM45 134H44L43 138L45 137ZM53 134H54V133H53ZM58 134H59V133H57V136H58ZM61 134H60V135H61ZM75 134H77L78 136H81L83 133H82V134H81V133H79V134H78V133H75ZM80 134H81V135H80ZM86 134H87V133L85 132V135H86ZM109 134H110V133H109ZM109 134H108V135H109ZM112 134H113V133H112ZM124 134H125V133H124ZM129 134H131V133H129ZM138 134H139V133H138ZM146 134H149V135H150V132H149V133H146ZM174 134H175V133H174ZM187 134H186V137H187ZM200 134H201V133H200ZM244 134H245V133H244ZM257 134H258V133H257ZM11 135H12V134H11ZM16 135H19L18 132L16 133ZM16 135H14V136H15L16 139H17V136H16ZM25 135H27V134L25 133ZM49 135H50V133H49ZM69 135H70V134H69ZM77 135H76V136H77ZM91 135H92V134H91ZM97 135H98V134H97ZM103 135H104V134H103ZM106 135H107V134H106ZM119 135H120V134H119ZM121 135H122V134H121ZM135 135H136V134H135ZM153 135H155V134H152L151 136H153ZM157 135H158V134H157ZM157 135H155V136H157ZM160 135H161V134H160ZM172 135H173V134H172ZM183 135H185V134H183ZM196 135H197V134H196ZM198 135H199V134H198ZM228 135H229V134H228ZM239 135H240V134H239ZM252 135H254V134H252ZM255 135H256V134H255ZM1 136H2V134H1ZM5 136H6V135H5ZM14 136H13V137H14ZM22 136H23V135H22ZM22 136H21V137H22ZM32 136H33V135H32ZM34 136H36V135H34ZM53 136H54V135H53ZM53 136H51V137H53ZM55 136H56V135H55ZM55 136H54V137H55ZM64 136H66V133H65V135L63 134V137H64ZM70 136H71V135H70ZM70 136H69V137H70ZM76 136H75V137H76ZM82 136H84V134H83ZM82 136H81V137H82ZM88 136H89V135H88ZM93 136H96V134H93ZM111 136H114V135H111ZM115 136H116V135H115ZM117 136H118V135H117ZM117 136H116V137H117ZM124 136H125V135H124ZM132 136L134 137V134H133ZM145 136H146V135H145ZM151 136H150V138H151ZM169 136H171V134H170ZM176 136H177V135H176ZM194 136H195V135H194ZM201 136H202V135H201ZM216 136H217V135H216ZM216 136H215V137H216ZM230 136H231V134H230ZM234 136H235V134H234ZM241 136H242V135H240V137H241ZM244 136H245V135H244ZM247 136H248V135H247ZM250 136H251V135H250ZM256 136H257V135H256ZM259 136H260V135H259ZM2 137H3V136H2ZM9 137H10V136H9ZM13 137H12V139H13ZM18 137H20V135H19ZM27 137H28V136H27ZM48 137H49V136H48ZM51 137H50V138H51ZM54 137H53V138H54ZM97 137H98V136H96V139H97ZM100 137H101V135L99 136V138H100ZM125 137H127V136H125ZM125 137H124V138H125ZM135 137H136V136H135ZM139 137H140V136H139ZM153 137H154V136H153ZM157 137H159V136H157ZM157 137H156V138H157ZM166 137H167V135H166ZM178 137H179V136H178ZM181 137H182V136H181ZM186 137H185V138H186ZM190 137H191V136H190ZM199 137H200V136H199ZM199 137L197 136V137H195V138H199ZM208 137H209V136H208ZM213 137H214V134H213ZM215 137H214V138H215ZM228 137H229V136H228ZM248 137H249V136H248ZM263 137H264V136H263ZM263 137H262V138H263ZM23 138L26 139L25 136H24ZM28 138H29V137H28ZM36 138H37V137H35V140H37L38 143H39V141H41V142L43 141V140H39V139H36ZM45 138H46V137H45ZM50 138H49V139H50ZM53 138H52V140H55V139H53ZM56 138H57V137H56ZM59 138H60V136H59ZM66 138H67V140L69 139L68 137H66ZM73 138H74V137H73ZM73 138L70 137V139H72V140H73ZM79 138H80V137H78L76 140H79ZM87 138H90V139L92 140L91 137H87V136H86V139H87ZM94 138H95V137H93V141L96 142V140H95ZM102 138H103V137H102ZM104 138H105V137H104ZM121 138H122V137H121ZM121 138H120V140H121ZM128 138H129V137H128ZM128 138H127V139H128ZM130 138H131V137H130ZM136 138H137V137H136ZM140 138H141V137H140ZM145 138H146V137H145ZM159 138H160V137H159ZM168 138H169V137H168ZM172 138H173V137H172ZM200 138H201V137H200ZM200 138H199V139H200ZM257 138H260V137H257ZM41 139H42V138H41ZM57 139H58V138H57ZM57 139H56V141H57ZM60 139H62V137H61ZM70 139H69V140H70ZM74 139H75V138H74ZM80 139L82 140V139H84V137H83V138H80ZM90 139H88V140H90ZM106 139H107V138H106ZM115 139H116V138H115ZM154 139H155V138H154ZM154 139H153V140H154ZM169 139H170V138H169ZM176 139H177V138H176ZM176 139H175V140H176ZM179 139H180V137H179ZM186 139H187V138H186ZM190 139H191V138H190ZM199 139H198V140H199ZM203 139H204V137H203ZM206 139H209V138H206ZM227 139H228V138H227ZM229 139H230V138H229ZM229 139H228V140H229ZM231 139H232V138H231ZM231 139H230V140H231ZM236 139H237V138H236ZM247 139H248V138H247ZM254 139H256V138L254 137ZM263 139H264V138H263ZM0 140L2 141V139H0ZM9 140H10V139H9ZM13 140H14V139H13ZM23 140H24V139H23ZM23 140H22V141H23ZM31 140H32V139H31ZM38 140H39V141H38ZM44 140H45V139H44ZM52 140H51V141H52ZM64 140H65V139H64ZM64 140H62V142H63ZM81 140H80V142H81V144H82V141H81ZM108 140L110 141V139H108ZM108 140H106V141H108ZM113 140H114V139H113ZM117 140H118V139H117ZM125 140H126V139H125ZM132 140H133V139H132ZM137 140H138V138H137ZM145 140H146V139H145ZM148 140H149V139H148ZM160 140H161V139H160ZM160 140L158 139V141H160ZM165 140H166V139H165ZM165 140H164V141H165ZM167 140H168V139H167ZM172 140H173V139H172ZM180 140H181V139H180ZM180 140H179V141H180ZM187 140H189V139H187ZM225 140H226V139H225ZM228 140H227V141H228ZM240 140H241V139H240ZM256 140H257V139H256ZM258 140H259V139H258ZM261 140H262V139H261ZM3 141H4V140H3ZM19 141L21 142V144H23L25 140L23 141V143H22V141H21L20 139H19ZM51 141H50V142L48 141V143H50V144L52 145ZM56 141H54V142H56ZM70 141H71V140H70ZM74 141H75V140H74ZM85 141H86V140H85ZM104 141H105V140H104ZM104 141L101 140L100 142H103V143H104ZM111 141H112V140H111ZM111 141H110V142H111ZM122 141H123V139L121 140V142H122ZM130 141H131V140H130ZM140 141H141V139H140ZM143 141H144V140H143ZM149 141H151V140H149ZM156 141H157V140H156ZM162 141H163V140H162ZM183 141H184V139H183ZM200 141H201V140H200ZM204 141L206 142V140H204ZM209 141H210V140H209ZM212 141H213V140H212ZM214 141H215V139H214ZM231 141H232V140H231ZM234 141H235V140H234ZM244 141H245V139H244ZM262 141H263V140H262ZM4 142H5V141H4ZM14 142H15V141H14ZM14 142H13V143H14ZM16 142H18V141H16ZM20 142H19V143H20ZM28 142H29V141H28ZM34 142H35V141H34ZM34 142H33V143H34ZM43 142H44V141H43ZM52 142H53V141H52ZM57 142L59 143V140H58ZM66 142H67V141H66ZM71 142H72V141H71ZM83 142H84V141H83ZM88 142H89V141H88ZM98 142H99V141H98ZM100 142L97 143V144H101ZM128 142H129V140H128ZM141 142H142V141H141ZM144 142H145V141H144ZM177 142H178V141H177ZM181 142H182V141H181ZM205 142H204V143H205ZM207 142H208V140H207ZM216 142H218V140H216ZM219 142H220V141H219ZM236 142H239V140H238V141L236 140ZM246 142H247V141H246ZM5 143H6V142H5ZM30 143H31V142H30ZM45 143H46V141H45ZM58 143H57V144H58ZM68 143H69V141H68ZM72 143H73V142H72ZM75 143L77 144L76 141H75ZM75 143H74V145H75ZM78 143H79V142H78ZM84 143H85V142H84ZM116 143H117V142H116ZM118 143H119V142H118ZM124 143L127 144V142H124ZM132 143H133V142H132ZM145 143H146V142H145ZM149 143H150V142H149ZM153 143H154V142H153ZM172 143H173V141L171 142V145H172ZM175 143H176V142H175ZM179 143H180V142H179ZM204 143H203V145H204ZM208 143H209V142H208ZM208 143H207V144H208ZM214 143H215V142H214ZM226 143H227V142H226ZM226 143H224V144H226ZM239 143H240V142H239ZM244 143H245V142H244ZM244 143H243V144H244ZM249 143H250V142H249ZM2 144H3V143H2ZM9 144H10V143H9ZM9 144H7V147H9ZM24 144H26V142H25ZM24 144H23V145H24ZM57 144H54V145L57 146ZM65 144H67V143H65ZM65 144L63 143V145H65ZM69 144L71 145V143H69ZM90 144H91V142H90ZM94 144H95V143H94ZM94 144H93V145H94ZM108 144H109V143H108ZM112 144H113V143H112ZM119 144H120V143H119ZM122 144H123V142H122ZM158 144H159V143H158ZM164 144H165V143H164ZM209 144H210V143H209ZM215 144H216V143H215ZM228 144H229V143H228ZM231 144H232V143H231ZM236 144H237V143H236ZM236 144H235V145H236ZM252 144L255 145V143H252ZM252 144H250V145H252ZM19 145H20V144H19ZM19 145L17 144L16 146L18 147ZM41 145L45 147L46 144L44 145V143H42ZM47 145H48V144H47ZM59 145H60V144H59ZM61 145H62V144H61ZM70 145H69V147H70ZM83 145H85V144H83ZM86 145H87V143H86ZM101 145H104V144H101ZM110 145H111V144H110ZM120 145H121V144H120ZM123 145H124V144H123ZM128 145H130V144H128ZM128 145H127V146H128ZM132 145L135 146V144H132ZM137 145H138V143H137ZM139 145L142 146L141 144H139ZM143 145H144V144H143ZM151 145H152V144H151ZM151 145H150V146H151ZM160 145H161V144H159V146H160ZM167 145H168V144H167ZM175 145H176V144H175ZM181 145H182V144H181ZM212 145H213V144H212ZM233 145H234V144H233ZM235 145H234V146H235ZM238 145H239V144H238ZM241 145H242V144H241ZM241 145H240V146H241ZM254 145H252V146H254ZM258 145H259V143H258ZM262 145H263V144H262ZM2 146H5V145H2ZM26 146L29 147L28 144L25 145V147H26ZM31 146H32V145H31ZM42 146H41V148H42ZM52 146H53V145H52ZM52 146H49V147H52ZM65 146H66V145H65ZM65 146H62V148H65ZM72 146H73V145H72ZM72 146H71V147H72ZM81 146H82V145H81ZM81 146H80V147H81ZM89 146H90V145H89ZM89 146H88V148H89ZM96 146H97V145H96ZM104 146H105V145H104ZM104 146L102 147L103 150H104ZM124 146H125V145H124ZM124 146H123V147H124ZM146 146H147V144H146ZM161 146H163V145H161ZM179 146H180V145H179ZM184 146H186V145L184 144ZM213 146H215V145H213ZM222 146H224V145H221V147H222ZM226 146H228V145H226ZM246 146H247V145H246ZM7 147H5L4 149H6ZM22 147H23V146H22ZM27 147H26V149H27ZM37 147H39V146H37ZM37 147H36V148H37ZM44 147H43V149H44ZM49 147H47V148H48L49 151H50L51 148H49ZM57 147H58V146H57ZM82 147H83V146H82ZM82 147H81V148H82ZM84 147H85V146H84ZM100 147H101V146H100ZM100 147H99V148H100ZM114 147H115V145L113 146V148H114ZM116 147H117V146H116ZM116 147H115V148H116ZM118 147H119V146H118ZM121 147H122V146H121ZM136 147H137V146H136ZM138 147H139V146H138ZM153 147H154V146H153ZM166 147H167V146H166ZM177 147H178V146H177ZM180 147H181V146H180ZM205 147H206V146H205ZM218 147H219V146H218ZM242 147H243V146H242ZM2 148H3V147H2ZM9 148L12 150V148H15V146H14V147H13V146L11 147V145H10ZM30 148H31V147H30ZM36 148H34V149L36 150ZM55 148H56V147H55ZM58 148H59V147H58ZM62 148H60V150H59L61 153H63L61 150H64V149H62ZM67 148H68V146H67ZM74 148H76V147L74 146V147L72 148L73 151H74ZM77 148H78V147H77ZM88 148H87V149H88ZM113 148H112V149H113ZM130 148H131V147H130ZM148 148H149V146H148ZM151 148H152V147H151ZM156 148H158V147H156ZM156 148H155V149H156ZM162 148H163V147H162ZM170 148H172V147H170ZM184 148H185V147H184ZM208 148H209V147H208ZM214 148H215V147H214ZM219 148H220V147H219ZM224 148H225V147H224ZM238 148H239V147H238ZM254 148H255V146H254ZM19 149H20V148H19ZM21 149H22V148H21ZM28 149H29V148H28ZM34 149H31V150H34ZM79 149H80V148H79ZM79 149H77V150L80 152ZM91 149H92V150H91V153H90V154H97V153H98V152H97V153H95V152L92 153L93 148H91ZM95 149H96V147H95ZM100 149H101V148H100ZM107 149H108V148H107ZM110 149H111V148H110ZM118 149H120V148H118ZM126 149H129V148H126ZM126 149H125V150H126ZM133 149H134V147H133ZM175 149H176V151H177V148H175ZM228 149H231V148H228ZM256 149H257V148H256ZM259 149H260V147H259ZM259 149H258V150H259ZM261 149H262V148H261ZM15 150H16V149H15ZM38 150H39V148H38ZM96 150H98V147H97ZM101 150H102V149H101ZM103 150L101 151V155L103 154ZM105 150H106V148H105ZM114 150H115V149H114ZM130 150H131V149H130ZM136 150L138 151L137 148H136ZM142 150H144V149H142ZM153 150H154V149H153ZM158 150H160V149L158 148ZM158 150H157V151H158ZM171 150H172V149H171ZM181 150H184V149H181ZM201 150H202V149H201ZM206 150H207V149H206ZM206 150H205V151H206ZM209 150H210V149H209ZM209 150H208V152H210ZM211 150H212V149H211ZM232 150H233V148H232ZM235 150H236V149H235ZM244 150H245V149H244ZM0 151H1V149H0ZM5 151H6V150H5ZM12 151H13V150H12ZM16 151H17V150H16ZM29 151H30V150H29ZM44 151H45V150H44ZM49 151H48V153H49ZM51 151H52V150H51ZM51 151H50V152H51ZM53 151H55V152H53V153H56L57 149H56V150L54 149ZM66 151L69 152V150H66V149H65L64 152L66 153ZM73 151H72V152H73ZM78 151H77V152H78ZM82 151H84L83 148L81 149V153H83ZM88 151H89V149H88ZM107 151H108V150H107ZM120 151H121V150H120ZM122 151L124 152L123 148H122ZM122 151H121V153H123ZM131 151H132V150H131ZM131 151H129V152H131ZM133 151H134V154H135V153H136L135 150H133ZM133 151H132V152H133ZM148 151H149V150H148ZM163 151H164V150H163ZM174 151H175V150H174ZM176 151H175V153H176ZM212 151H213V150H212ZM242 151H243V150H242ZM3 152H4V151H3ZM6 152H7V151H6ZM23 152H24V149H23ZM27 152H28V151H27ZM27 152H26V153H27ZM37 152H38V151H36L35 153H37ZM57 152H58V151H57ZM72 152H71V149H70V152H69V153L72 154ZM74 152H75V151H74ZM79 152H78V153H79ZM99 152H100V151H99ZM105 152H106V151H105ZM109 152H111V151H109ZM109 152H108V153H109ZM125 152H126V151H125ZM129 152H128V153H129ZM132 152H131L130 154H132ZM141 152H142V151H141ZM143 152H144V151H143ZM154 152H156V150H154ZM154 152H153V153H154ZM166 152H167V151H166ZM168 152H169V151H168ZM172 152H173V151H172ZM172 152H171V153H172ZM201 152H203V150H202ZM220 152H221V151H220ZM233 152H235V151H233ZM239 152H240V149H239ZM14 153H15V152H14ZM30 153H32V152H30ZM30 153H29V154H30ZM40 153H42L41 150H40ZM40 153H39V154H40ZM45 153H46V152H45ZM48 153H47V154H48ZM58 153H59V152H58ZM85 153H86V152H85ZM108 153H107V154H108ZM115 153H116V154H117V153L119 154V152H116V151H115ZM121 153H120V155H121ZM145 153H146V151H145ZM149 153H150V151H149ZM153 153H152V154H153ZM163 153L165 154V151H164ZM169 153H170V152H169ZM199 153H200V152H199ZM235 153H236V152H235ZM235 153H234V154H235ZM4 154L6 155V153H4ZM12 154H13V153H12ZM15 154H16V153H15ZM19 154H20V153H19ZM22 154H23V153H22ZM33 154H34V153H33ZM42 154H44V153H42ZM49 154H51V153H49ZM56 154H57V153H56ZM66 154H67V153H66ZM66 154L61 155V156H65ZM74 154H77V153H74ZM90 154H89V155H90ZM107 154H106V155H107ZM110 154H114L113 151H112V153H110ZM161 154H162V152H161ZM215 154H216V152H215ZM218 154H220V153H218ZM236 154H237V153H236ZM236 154H235V155H236ZM243 154H244V153H243ZM0 155H1V154H0ZM5 155H4V156H5ZM7 155H8V154H7ZM24 155H25V154H24ZM24 155H23V156H24ZM31 155H32V154H31ZM57 155H59V154H57ZM72 155H73V154H72ZM83 155L85 156V155H88V154H83ZM83 155L80 154V156H83ZM89 155H88V156H89ZM103 155H104V154H103ZM106 155H104V156H106ZM165 155H166V154H165ZM172 155H173V154H172ZM197 155H198V151H197V153H196V156H197ZM232 155H233V154H232ZM238 155H239V153H238ZM245 155H246V154H245ZM2 156H3V155H2ZM4 156H3V157H4ZM8 156H10V155H8ZM19 156H20V157H19ZM26 156H27V155H26ZM36 156H38V154H37ZM41 156H42V155H41ZM52 156H56V155L54 154V155H52ZM52 156H51V157H52ZM59 156H60V155H59ZM59 156H58V158H59ZM74 156H75V155H74ZM88 156H87L86 158H88ZM98 156H99V155H98ZM117 156H118V155H117ZM117 156L115 157V155H114L115 158H117ZM126 156H127V155H126ZM148 156H149V154H148ZM155 156H156V155H155ZM161 156H162V155H161ZM163 156H164V155H163ZM243 156H244V155H243ZM0 157H1V156H0ZM11 157H12V156H11ZM11 157H10V158H11ZM14 157H15V156H14ZM17 157L21 158V155L16 156V158H17ZM29 157H31V156H29ZM32 157H33V156H32ZM42 157H43V156H42ZM45 157H46V156H45ZM49 157H50V156H49ZM66 157H69V156L67 155ZM66 157H63V158H66ZM71 157H73V156H71ZM71 157H70V159H71ZM91 157H92V155H91ZM93 157H95V156H93ZM96 157H97V156H96ZM102 157H103V156H102ZM108 157H109V156H108ZM128 157H129V155L126 157V159H127ZM130 157H131V156H130ZM133 157H136V156H133ZM139 157H140V156H139ZM141 157H142V155H141ZM145 157H147V156H145ZM151 157H152V155H151ZM157 157H158V155H157ZM178 157H179V156H178ZM180 157H181V156H180ZM198 157H199V156H198ZM200 157H202V156H200ZM236 157H237V155H236ZM34 158H36V157L34 156ZM39 158H40V156H39ZM47 158H48V155H47ZM47 158H46V160H47ZM61 158H62V157H61ZM78 158H79V157H78ZM81 158H85V157H81ZM98 158H99V157H98ZM111 158H112V156H111ZM111 158H110V160H111ZM120 158L122 159V157H120ZM148 158H149V157H148ZM152 158H153V157H152ZM167 158H168V156H167L165 159H167ZM171 158H173V157H171ZM171 158H170V159H171ZM196 158H197V157H196ZM241 158H244V157H242V154H241ZM0 159H1V158H0ZM21 159H22V158H21ZM27 159H28V158H27ZM29 159H30V158H29ZM40 159H41V158H40ZM40 159H39V160H40ZM42 159H43V158H42ZM44 159H45V158H44ZM44 159H43V161H44ZM51 159H52V158H50L49 161H50ZM75 159H76V158H75ZM94 159H95V158H94ZM104 159H105V158H104ZM107 159H108V158H107ZM107 159H106V160H107ZM117 159H118V158H117ZM121 159H120V160H121ZM124 159H125V157H124ZM129 159H131V158H129ZM133 159H134V158H133ZM140 159H141V158H140ZM146 159H147V158H146ZM168 159H169V158H168ZM178 159H179V158H178ZM228 159H229V158H228ZM228 159H227V161H230V160H228ZM230 159H231V158H230ZM12 160L14 161L13 158H12ZM15 160H16V159H15ZM17 160H18V158H17ZM22 160H23V159H22ZM46 160H45V161H46ZM59 160H60V159H59ZM59 160L56 158L57 164H60V163H58V162H60ZM71 160H73V159H71ZM79 160H81V159H79ZM79 160H76V161H77L78 163H80ZM84 160H85V159H84ZM89 160H91V159L89 158ZM89 160L86 159L85 161H87V163H88ZM97 160H98V159L96 158L95 161H97ZM102 160H103V158H102ZM141 160H142V159H141ZM148 160H149V159H148ZM148 160H147V162H148ZM179 160H180V159H179ZM179 160H178V161H179ZM199 160H200V159H199ZM238 160H239V159H238ZM0 161H1V160H0ZM8 161H10V160L8 159ZM29 161H30V160H29ZM34 161H35V160H34ZM51 161H52V160H51ZM54 161H55V160H54ZM74 161H75V160H74ZM81 161H82V162H81L82 164L85 163V161H84V162H83V160H81ZM98 161H100V160H98ZM104 161H105V160H104ZM111 161H112V160H111ZM111 161H109V163H110ZM123 161H124V160H123ZM123 161H122L121 163H123ZM127 161H129V160H127ZM130 161H131V160H130ZM136 161H137V158H136ZM142 161H143V160H142ZM174 161H175V160H174ZM182 161H183V160H182ZM194 161H195V158H194L193 161H191V162H194ZM2 162H3V161H2ZM15 162H16V161H15ZM30 162H31V161H30ZM46 162H47V161H46ZM52 162H53V161H52ZM65 162H66V161H64V163H65ZM77 162H76V164L78 165ZM134 162H135V159H134ZM134 162H133V166H134ZM140 162H141V161H140ZM143 162H144V161H143ZM155 162H156V159H155ZM168 162H169V161H168ZM6 163H7V162H6ZM10 163H11V162H10ZM10 163H9V165H10ZM40 163H41V162H40ZM44 163H45V162H44ZM50 163H51V162H49V164H48V162H47L48 165H50ZM53 163H54V162H53ZM73 163H74V162H73ZM92 163H93V162L91 161V164H92ZM96 163H99V164H100V162H96ZM96 163H93V164L96 165ZM109 163H108V164H109ZM115 163H116V162H115ZM115 163H113V164H115ZM131 163H132V162H131ZM144 163H146V160H145ZM152 163H153V162H152ZM152 163H151V164H152ZM156 163H157V162H156ZM158 163H159V162H158ZM170 163H171V162H170ZM172 163H173V162H172ZM180 163H181V162H180ZM14 164H15V163H14ZM17 164H18V163H17ZM20 164H21V163H20ZM20 164H19V165H20ZM22 164H23V163H22ZM30 164H31V163H30ZM33 164H34V163H33ZM37 164H38V162H37ZM57 164L55 163V166H57ZM65 164H66V163H65ZM65 164H64V165H65ZM91 164H90V165H91ZM101 164H102V166H103V161H102ZM106 164H107V162H106ZM111 164H112V163H110V165H111ZM117 164H118V163H117ZM135 164H136V163H135ZM137 164H138L137 166H140L139 163H137ZM149 164H150V163H149ZM153 164H154V163H153ZM161 164H162V163H161ZM163 164H164V162H163ZM165 164H166V162H165ZM165 164H164V165H165ZM174 164H175V162H174ZM184 164H185V163H184ZM189 164H190V163H189ZM2 165H3V164H2ZM6 165H7V164H6ZM9 165H8V166H9ZM11 165H12V164H11ZM11 165H10V166H11ZM23 165H24V164H23ZM38 165H39V164H38ZM48 165H45V166L48 167ZM51 165H52V164H51ZM53 165H54V164H53ZM53 165H52V166H53ZM60 165H61V164H60ZM77 165H75V166L77 167ZM86 165H87V164H85V166H86ZM146 165L148 166V163H146ZM156 165H159V164H156ZM156 165H154V166H156ZM178 165H179V163H178ZM25 166H26V165H25ZM36 166H37V165H36ZM52 166H51V168H52ZM55 166H54V167H55ZM62 166H63V165H62ZM71 166H73V165L71 164ZM80 166L83 167L84 165H83V166L80 165ZM88 166H89V163H88ZM97 166H98V165H97ZM102 166H101V167H102ZM105 166H106V165H105ZM118 166H119V167H122L121 165H118ZM118 166H117V167H118ZM124 166H127V165H124ZM147 166H146V167H147ZM149 166H150V165H149ZM149 166H148V167H149ZM154 166H153V167H154ZM165 166H166V165H165ZM165 166H163V167H165ZM176 166H177V164H176ZM176 166H175V167H176ZM189 166H190V165H189ZM0 167H2V166H0ZM11 167H12V166H11ZM16 167H17V166H16ZM31 167H32V165H31ZM41 167H42V165H41ZM41 167H40V168H41ZM65 167H66V165L64 166V168H65ZM81 167H80V168H81ZM95 167H96V166H95ZM98 167H99V166H98ZM98 167H97V168H98ZM106 167H107V166H106ZM148 167H147V168H148ZM151 167H152V166H151ZM151 167H150V168H151ZM161 167H162V166H161ZM173 167H174V166H173ZM2 168H3V167H2ZM21 168H22V167H21ZM26 168H27V167H26ZM28 168H29V165H28ZM45 168H46V167H45ZM45 168L43 167V169H45ZM55 168H56V167H55ZM60 168H61V167H60ZM68 168H69V167H68ZM74 168H75V167H74ZM86 168H87V167H86ZM88 168H93V166L91 165V167H88ZM88 168H87V169H88ZM108 168H109V166H108ZM111 168H112V166H111ZM131 168H132V166H131ZM134 168H136V167H134ZM134 168H133V170H135ZM137 168H138V167H137ZM141 168H143V167H141ZM150 168H149V169H150ZM168 168H169V167H168ZM168 168H167V169H168ZM182 168L184 169V167H182ZM188 168H189V167H188ZM6 169H8V168H6ZM11 169H12V168H11ZM19 169H20V168H19ZM46 169H48V168H46ZM49 169H50V168H49ZM56 169H57V168H56ZM58 169H59V168H58ZM71 169L73 170V168H71ZM75 169H76V168H75ZM75 169H74V170H75ZM87 169H86V170H87ZM98 169H99V168H98ZM98 169L95 170V169L93 168V172H94V171H97ZM106 169H107V168H106ZM106 169H105V171H106ZM114 169H115V167H114ZM118 169H120V168H118ZM123 169H124V171H125V169L127 170L128 168L125 167V168H123ZM152 169H153V168H152ZM163 169H165V168H163ZM163 169H162V170H163ZM167 169H166V170H167ZM174 169H175V168H174ZM180 169H181V168H180ZM185 169H186V168H185ZM185 169H184V170H185ZM12 170H15V169H12ZM24 170H26V169H24ZM27 170H28V169H27ZM27 170H26V171H27ZM40 170H42V169H40ZM53 170H55V169L53 168ZM65 170H66V169H65ZM68 170H69V169H68ZM80 170H81V169H80ZM80 170L78 169L77 171L79 172ZM82 170H83V169H82ZM99 170H100V169H99ZM102 170H103V167H102ZM116 170H117V169H116ZM120 170H121V169H120ZM120 170H119V171H120ZM143 170H144V169H143ZM156 170H157V169H156ZM158 170H159V168H158ZM162 170H161V171H162ZM2 171H3V170H2ZM20 171H21V170H20ZM20 171H18V172H20ZM38 171H39V170H38ZM57 171H58V170H57ZM75 171H76V170H75ZM89 171H90V170H89ZM89 171H87V172L89 173ZM110 171H114V170H110ZM145 171L147 172V170H145ZM150 171H152V170L150 169ZM150 171H148V172H150ZM153 171H154V170H153ZM167 171H168V170H167ZM171 171H172V170H171ZM171 171H170V172H171ZM187 171H189V170H187ZM191 171H193V170H191ZM7 172H8V170H7ZM12 172H13V171H11V173H12ZM18 172H17V173H18ZM49 172H50V171H49ZM49 172H47V173H49ZM54 172H55V171H54ZM61 172H62V171H61ZM65 172H66V171H65ZM73 172H74V171H72V173H71V172H70V173L73 174ZM80 172H81V171H80ZM80 172H79V174H77L78 176H80ZM82 172H84V171H82ZM82 172H81V173H82ZM93 172H92V173H93ZM99 172H100V171H99ZM116 172H117V171H116ZM120 172H122V170H121ZM120 172H117V173L122 175V173H120ZM128 172H129V171H128ZM136 172H137V169H136ZM139 172H140V169H139ZM141 172H142V170H141ZM163 172H164V171H163ZM163 172H162V173H163ZM179 172H180V171H179ZM182 172H183V170H182ZM8 173H10V171H9ZM17 173H15V175H16ZM22 173H23V172H22ZM28 173H29V172H28ZM42 173H43V171L41 172V174H42ZM44 173H45V170H44ZM52 173H53V172H52ZM59 173H60V172H59ZM68 173H69V172H68ZM85 173H86V171H85ZM88 173H87V174H88ZM90 173H91V171H90ZM104 173H105V172H103V173H101V174H103V175H107V174H108V173H106V174H104ZM110 173H111V172H110ZM126 173H127V171H126ZM152 173H153V172H152ZM159 173H160V172H159ZM176 173H177V172H176ZM180 173H181V172H180ZM180 173H179V174H180ZM183 173H184V172H183ZM189 173H190V171H189ZM189 173H188V174H189ZM193 173H194V171H193ZM193 173H191V174H193ZM203 173H204V172H203ZM3 174H5V172H4ZM3 174H2V175H3ZM29 174H30V173H29ZM35 174L37 175V174H39V172H38V173H35ZM50 174H51V173H50ZM50 174H48V175H50ZM53 174H54V173H53ZM55 174H56V172H55ZM55 174H54V175H55ZM83 174H84V173H83ZM83 174H82V175H83ZM87 174H84V175H86V176H85L86 178H87ZM94 174H95V173H94ZM97 174H98V173H96L95 176L92 177V178H95V177L97 176ZM101 174L99 173V174H98V177H99ZM112 174H113V173H112ZM123 174H125V173H123ZM131 174H133V173H131ZM141 174H143V173H141ZM149 174H150V173H149ZM154 174H157V173H154ZM165 174H166V172H165ZM174 174H175V173H174ZM200 174H201V173H200ZM5 175H6V174H5ZM12 175H13V174H12ZM12 175H11L10 178H12ZM15 175H13V176L16 177ZM19 175H21V173H19ZM26 175H27V173H26ZM57 175H59V174H57ZM60 175H63V174H60ZM60 175H59V176H60ZM64 175H66V174H64ZM67 175H68V174H67ZM69 175H70V174H69ZM69 175H68V176H69ZM75 175H76V174H75ZM77 175H76V177H77ZM91 175H92V174H91ZM91 175L88 176V179H89V177H91ZM125 175H126V174H125ZM125 175H123L122 177H124ZM134 175H136V174H134ZM138 175H140V174H138ZM157 175H158V174H157ZM159 175H160V174H159ZM175 175H176V174H175ZM186 175H187V174H186ZM206 175H207V173H206ZM7 176H10V175H7ZM24 176H25V175H24ZM24 176H23V178H27V176H26V177H24ZM30 176H31V175H30ZM30 176H28V177H30ZM46 176H47V175H46ZM50 176H51V175H50ZM59 176H58V177H59ZM71 176H72V175H71ZM92 176H93V175H92ZM109 176H110V175H109ZM112 176H113V175H111V177H112ZM117 176H119V175H117ZM128 176H129V175H128ZM136 176H137V175H136ZM136 176H135V177H136ZM145 176H147V175H145ZM149 176H151V175H149ZM164 176H165V175H164ZM169 176H170V174H169ZM178 176H179V175H178ZM0 177H1V176H0ZM2 177H4V180H2V181H5V178H6V177H5V176H2ZM17 177H18V176H17ZM39 177H41V176H39ZM39 177H38V178H39ZM51 177H52V176H51ZM51 177H50V178H51ZM58 177H57V178H58ZM62 177H63V176H62ZM76 177L74 176V178H76ZM82 177H83V176H82ZM98 177H97V178H98ZM111 177H110V178H111ZM114 177H115V179H116V175H114ZM114 177H113V178H114ZM119 177H120V176H119ZM139 177H140V176H139ZM153 177H154V176H153ZM157 177H158V176H157ZM157 177H156V178H157ZM170 177L173 178L172 175H171ZM176 177H177V175L175 176V178H176ZM180 177H181V175H180ZM184 177H185V176H184ZM193 177L196 178V176H193ZM199 177H200V176H199ZM204 177H206V176L204 175ZM204 177H203V178H204ZM8 178H9V177H7L6 179L9 180ZM30 178H31V177H30ZM34 178H35V177H34ZM36 178H37V177H36ZM48 178H49V177H48ZM50 178H49V179H50ZM74 178H73V180H74ZM78 178H79V177H78ZM99 178H100V177H99ZM105 178H106V177H105ZM107 178H108V177H107ZM113 178H112V180H113ZM127 178H128V177H127ZM141 178H142V176L140 177V179H141ZM151 178H152V177H151ZM156 178H155V179H156ZM160 178H161V177H160ZM162 178H163V176H162ZM175 178H174V179H175ZM182 178H183V177H182ZM185 178H186V177H185ZM189 178H191V177H189ZM206 178L208 179V177H206ZM1 179H3V178H0V181H1ZM14 179H15V178H14ZM14 179H12V181H13ZM31 179H32V178H31ZM43 179H44V178H43ZM63 179H64V178H63ZM80 179H81V181H84V180H82V178H80ZM83 179H84V178H83ZM95 179H96V178H95ZM108 179H109V178H108ZM108 179H106V180H108ZM124 179H125V178H124ZM124 179H123V180H124ZM129 179H130V178H129ZM143 179H145V178H142V180H143ZM164 179H165V178H164ZM170 179H171V178H170ZM179 179H180V178H179ZM204 179H205V178H204ZM19 180H20V179H19ZM27 180H29V179H27ZM50 180H51V179H50ZM65 180H66V179H65ZM71 180H72V179H71ZM71 180H70V181H71ZM76 180L78 181V179H76ZM92 180L95 181L94 179H92ZM92 180H91V181H92ZM96 180H97V179H96ZM112 180L109 179V181H111V184H112V182H115V181H116V180H115V181H112ZM120 180H121V178H120ZM149 180H150V178H149ZM156 180H157V179H156ZM165 180H166V179H165ZM165 180H164V181H165ZM172 180H173V179H172ZM176 180H177V179H176ZM188 180H189V179H188ZM196 180H198V179H196ZM196 180H195V181H196ZM202 180H203V179H202ZM202 180H201L202 183L200 182L201 184H203V181H202ZM10 181H11V179L8 181V183H10ZM12 181H11V183H12ZM36 181H38V179H37ZM36 181H35V183H36ZM43 181H44V180H43ZM43 181H42V182H43ZM51 181H54V179L51 180ZM61 181H62V180H61ZM67 181H68V180H67ZM81 181H79V182L81 183ZM86 181H90V180H86ZM91 181H90V182H91ZM98 181H99V180H98ZM103 181H104V180H102V182L100 181V183L102 184ZM118 181H119V180H118ZM136 181H137V180H136ZM136 181H135V182H136ZM143 181H146V179L143 180ZM143 181H142V182H143ZM150 181H151V180H150ZM150 181H149V182H150ZM166 181H167V180H166ZM173 181H174V180H173ZM21 182H22V181H20V183H21ZM33 182H34V181H33ZM33 182H32V183H33ZM42 182H41V183H42ZM45 182H47V181L45 180ZM84 182H85V181H84ZM84 182H82V183H84ZM104 182H105V181H104ZM107 182H108V181H106L105 183H107ZM125 182H126V181H125ZM125 182H123L122 184H124ZM129 182H130V181H129ZM133 182H134V180H133ZM155 182H157V181H155ZM160 182H162V181H160ZM167 182H170V181H167ZM175 182H176V181H175ZM183 182H185V180H184ZM183 182H182V183H183ZM197 182H198V181H197ZM1 183H4V182H1ZM1 183H0V184H1ZM16 183H17V182H16ZM23 183H25V182H23ZM32 183H31V184H32ZM61 183H62V182H61ZM63 183H64V182H63ZM80 183H79V184H80ZM82 183H81V185H82ZM86 183H87V182H85V184H86ZM92 183H93V185L95 186V184L97 183V181H96L95 183H94V182H92ZM109 183H110V182H109ZM115 183H116V182H115ZM130 183H131V182H130ZM130 183H129V184H130ZM143 183H144V182H143ZM153 183H154V181H153ZM157 183H158V182H157ZM162 183H163V182H162ZM172 183H173V182H172ZM179 183H181V182H179ZM179 183H178V184H179ZM198 183H199V182H198ZM5 184H6V181H5ZM12 184H13V183H12ZM17 184H19V183H17ZM17 184H15V185L17 186ZM29 184H30V182H29ZM48 184H49V182L47 183V185H48ZM57 184H58V183H57ZM75 184H76V183H75ZM79 184H78V185H79ZM97 184H98V183H97ZM97 184H96V186H97ZM103 184H104V183H103ZM117 184H118V183H117ZM119 184H120V183H119ZM119 184H118V186H119ZM126 184H127V183H126ZM126 184H125V186H126ZM163 184H165V183H163ZM174 184H176V183H174ZM174 184H171V185L175 186ZM185 184H186V183H185ZM185 184L183 183L182 186H184ZM190 184H191V182H190ZM193 184H194V182H193ZM201 184H200V185H201ZM205 184H206V183H205ZM205 184H204V185H205ZM208 184H210V183H208ZM23 185H24V184H23ZM35 185H36V184H35ZM50 185H51V184H49V186H50ZM72 185H73V184H72ZM81 185H80V186H81ZM93 185H92V186H93ZM106 185H107V184H106ZM113 185L116 186V184H114V183H113ZM127 185H128V184H127ZM131 185H132V184H130L129 186H131ZM140 185H141V184H140ZM156 185H159V184H156ZM167 185H168V184H167ZM180 185H181V184H180ZM186 185H187V184H186ZM204 185H202V186H204ZM218 185H219V184H218ZM0 186L3 187V184L0 185ZM7 186H8V185L6 184L4 187H7ZM9 186H10V184H9ZM11 186H12V185H11ZM25 186H26V185H25ZM25 186H24V187H25ZM32 186H33V184H32ZM41 186H42V185H41ZM41 186H40V188H41ZM49 186H46L47 188H45V190L48 189ZM59 186H61V184H60ZM67 186H68V185H67ZM70 186H71V185H70ZM80 186H78V188H79ZM82 186L84 187V185H82ZM82 186H81V189H82ZM87 186H88V184H87ZM89 186H91V185L89 184ZM92 186H91V187H92ZM96 186H95V187H96ZM129 186H128V187H129ZM133 186H135V185H133ZM133 186H132V187H133ZM147 186H148V185H147ZM153 186H154V185H153ZM161 186H162V185H161ZM177 186H178V185H177ZM192 186H193V185H192ZM43 187H44V186H43ZM52 187H53V185H52ZM63 187H64V186H63ZM63 187H62V188H63ZM73 187H74V186H73ZM85 187H86V186H85ZM95 187H92V188L94 189ZM98 187H99V185H98ZM109 187H110V186H109ZM121 187H122V186H121ZM126 187H127V186H126ZM132 187H131V188H132ZM137 187H139V186H137ZM142 187H143V186H142ZM142 187H140V188L142 189ZM145 187H146V186H145ZM145 187H144V188H145ZM165 187H167V186H165ZM170 187H171V186H170ZM170 187H169V188H170ZM186 187H187V186H186ZM9 188H10V187H9ZM19 188H20V187H19ZM21 188H22V187H21ZM34 188H37V187L35 186ZM59 188H60V187H59ZM59 188H58V190H59ZM64 188H65V187H64ZM71 188H72V186H71ZM75 188H77V186H76ZM78 188H77V189H78ZM87 188H88V187H87ZM89 188H90V187H89ZM101 188H102V187H101ZM103 188H104V186H103ZM110 188H111V187H110ZM113 188H114V187H113ZM122 188H123V187H122ZM154 188H155V186H154ZM154 188H153V189H154ZM169 188H168V189H169ZM181 188H185V187H181ZM188 188H190V186H189ZM194 188H195V187H194ZM215 188H216V187H215ZM2 189H4V188H2ZM15 189H16V188H15ZM55 189H56V186H55ZM73 189H74V188H73ZM77 189H76V190H77ZM85 189H86V188H85ZM85 189H84V190H85ZM96 189H98V188H96ZM104 189H106V187H105ZM114 189H115V188H114ZM118 189H119V188H118ZM120 189H121V188H120ZM145 189H146V188H145ZM148 189H149V188H148ZM155 189H156V188H155ZM157 189H159V188L157 187ZM174 189H175V187H174ZM178 189H180V188H178ZM186 189H187V188H186ZM198 189H200V187H198ZM207 189H208V188H207ZM210 189H212L211 186H210ZM210 189H209L208 192H211ZM216 189H217V188H216ZM216 189H215V190H216ZM221 189H222V187H221ZM13 190H14V189H13ZM34 190H35V189H34ZM34 190H33V191H34ZM42 190H43V189H42ZM51 190H52V188H51ZM58 190H56V191H58ZM65 190H67V189H65ZM71 190H72V189H71ZM74 190H75V189H74ZM78 190H79V189H78ZM84 190H83V191H84ZM86 190H88V189H86ZM100 190H101V189H100ZM107 190H108V189H107ZM125 190H126V189H125ZM127 190H128V189H127ZM127 190H126V192H127ZM129 190H130V188H129ZM131 190H132V189H131ZM171 190H172V189H171ZM182 190H184V189H182ZM182 190H181V193H182ZM195 190H196V189H195ZM219 190H220V189H219ZM2 191H3V190H2ZM4 191H6V190H4ZM27 191H28V190H27ZM29 191H31V190H29ZM33 191H31V192H33ZM39 191H40V190H39ZM49 191H50V190H49ZM80 191H81V190H80ZM88 191H89V190H88ZM96 191L98 192V190H96ZM102 191H103V189H102ZM108 191H109V190H108ZM108 191H107V192H108ZM113 191H114V190H113ZM117 191H119V190H117ZM120 191H121V190H120ZM122 191L124 192V190H122ZM132 191H134V188H133ZM135 191L137 192V190H135ZM138 191H139V190H138ZM147 191H148V190H147ZM151 191H153V190H151ZM155 191H156V190H155ZM163 191H164V190H163ZM165 191H167V189H165ZM172 191H173V190H172ZM175 191H176V190H175ZM189 191H190V190H189ZM196 191H197V190H196ZM202 191H203V190H202ZM216 191H218V189H217ZM6 192H7V191H6ZM35 192H37V191L35 190ZM58 192H59V191H58ZM74 192L76 193V191H74ZM78 192H79V191H78ZM86 192H87V191H86ZM130 192H131V191H130ZM140 192H141V191H140ZM140 192H139V193H140ZM159 192H160V190H159ZM179 192H180V191H179ZM183 192H185V191H183ZM193 192H194V191H193ZM197 192H198V191H197ZM197 192H196V193H197ZM199 192H200V191H199ZM203 192H204V191H203ZM206 192H207V191H206ZM214 192H215V191H214ZM219 192H220V191H219ZM2 193H3V192H2ZM12 193H13V192H12ZM14 193H15V191H14ZM18 193H19V190H18ZM39 193H40V192H39ZM45 193H46V195H47V192H46V191H45ZM50 193H51V192H50ZM54 193H55V192H53V193H51V194H54ZM79 193H80V192H79ZM82 193L84 194V192H82ZM87 193H88V192H87ZM90 193H91V191H90ZM99 193H100V192H99ZM112 193H113V192H112ZM116 193H118V192H116ZM121 193H122V192H120V194H121ZM127 193H129V191H128ZM142 193H143V192H142ZM144 193H145V191H144ZM144 193H143L142 195H144ZM148 193H149V192H147V194H148ZM150 193H151V192H150ZM150 193H149V194H150ZM157 193H158V192H157ZM161 193H163V192H161ZM168 193H170V192H167V194H168ZM217 193H218V192H217ZM223 193H224V192H223ZM0 194H1V193H0ZM3 194H4V193H3ZM6 194H7V193H6ZM16 194H17V193H15L14 195H16ZM21 194L24 195V194H25V190H24V194H23V193H21ZM35 194H38V193H35ZM43 194H44V193H43ZM48 194H49V193H48ZM51 194H49V195H51ZM63 194H64V193H59V194L57 193V196H58V197H57L56 195H54V196L57 197V198L59 199V198H62V197H63ZM92 194H95V192L92 193ZM100 194L103 195L104 192H103V193H100ZM114 194H115V193H114ZM120 194H118V197H119ZM135 194H136V193H135ZM137 194H138V193H137ZM145 194H146V193H145ZM167 194H166V195H167ZM172 194H173V193H172ZM174 194L176 195V192H175ZM187 194H188V193H187ZM191 194H192V192H191ZM191 194H190V197L192 196ZM193 194H194V193H193ZM204 194H205V193H204ZM207 194H208V193H207ZM207 194H206V195H207ZM213 194H214V193H213ZM219 194H220V193H219ZM25 195H26V194H25ZM30 195H31V194H30ZM40 195H41V194H40ZM77 195H78V193H77ZM90 195H91V194H90ZM98 195H99V194H98ZM102 195H101V196H102ZM104 195H105V194H104ZM106 195H108V194L106 193ZM112 195H113V194H112ZM121 195H122V194H121ZM121 195H120V196H121ZM124 195L127 196V197H129L128 195H131V194L129 193L128 195H126V194H124ZM142 195L140 194L139 196H142ZM151 195H152V193H151ZM177 195H178V194H177ZM179 195H180V193H179ZM196 195H197V194H195L194 197H196ZM208 195H209V194H208ZM10 196H11V194H10ZM10 196H9V197H10ZM35 196H36V195H35ZM38 196H39V194H38ZM44 196H45V195H44ZM51 196H52V195H51ZM54 196H53V197H54ZM75 196H76V195H75ZM92 196H93V195H92ZM96 196H97V195H96ZM108 196H109V195H108ZM115 196L117 197L116 194H115ZM132 196L134 197V195H132ZM132 196H131L130 198H132ZM136 196H137V195H135V197H136ZM146 196H147V195H146ZM153 196H154V194H153ZM160 196H161V195H160ZM170 196H171V194H170ZM185 196H187V195L185 194L183 197H185ZM197 196H198V195H197ZM202 196H204V195H202ZM210 196H211V194H210ZM219 196H220V195H219ZM3 197H4V196H2V198H3ZM6 197H7V196H6ZM11 197H12V196H11ZM17 197H18V196H17ZM21 197H22V196H21ZM21 197H19V198L21 199ZM30 197H31V196H30ZM79 197H80V194H79V196H77V198L79 199ZM87 197H88V196H87ZM116 197H115V201L118 200V198L116 199ZM122 197H124V196H122ZM135 197H134V198H135ZM155 197H157V196H155ZM162 197H163V196H162ZM166 197H168V196H166ZM166 197H165V198H166ZM192 197H193V196H192ZM199 197H200V196H199ZM205 197H206V196H205ZM208 197H209V196H208ZM216 197H217V196H216ZM2 198H0V199H2ZM24 198H25V197H23V199H24ZM27 198H28V200H29V197H27ZM36 198H37V197H36ZM36 198H35V199H36ZM43 198H44V197H43ZM43 198H42V199H43ZM51 198H52V197H51ZM81 198H82V197H81ZM85 198H86V197H85ZM88 198H89V197H88ZM92 198H94V196L91 197L90 199H92ZM97 198H99V197H97ZM101 198H102V197H101ZM106 198H107V197H106ZM111 198H112V197H111ZM125 198H126V197H125ZM136 198H137V197H136ZM136 198H135V201H136ZM141 198L144 199V200H146V198L140 197V199H141ZM147 198H148V196H147ZM180 198H181V196H180ZM196 198H197V197H196ZM196 198H195V199H196ZM202 198H203V197H201V199H202ZM209 198H210V197H209ZM213 198H214V197H213ZM13 199H14V198H12V200H13ZM16 199H17V198H16ZM31 199H32V198H31ZM35 199H34V200H35ZM53 199H54V198H53ZM58 199H57V200H58ZM73 199L75 200L76 198H74V196H73ZM78 199H77V200H78ZM86 199H87V198H86ZM113 199H114V198H113ZM126 199L128 200V198H126ZM126 199H125V200H126ZM159 199H160V197H159ZM161 199H162V198H161ZM163 199H164V198H163ZM171 199H172V198H171ZM177 199H178V197H177ZM177 199H176V200H177ZM182 199H183V198H182ZM189 199H190V198H189ZM189 199H188V200H189ZM195 199H193V201H194ZM216 199H217V198H216ZM220 199H221V198H220ZM21 200H22V199H21ZM34 200H32V201H34ZM39 200H40V199H39ZM45 200H47V197H46ZM82 200H83V199H82ZM87 200H88V199H87ZM92 200H93V199H92ZM94 200H95V199H94ZM105 200H106V199H105ZM111 200H112V199H111ZM123 200H124V198H123ZM129 200H131V199H129ZM132 200H133V198H132ZM137 200H138V199H137ZM147 200H149V199H147ZM164 200H165V199H164ZM185 200H187V199H185ZM202 200H203V199H202ZM211 200H213V199L211 198ZM217 200H218V199H217ZM221 200H222V199H221ZM6 201H7V200H6ZM9 201H10V200H9ZM13 201H14V200H13ZM18 201H19V199H18ZM25 201H27V200H25ZM40 201H41V200H40ZM40 201H39V202H40ZM48 201H49V200H48ZM54 201H55V200H54ZM61 201H63V200H61ZM79 201H81V200H79ZM90 201H91V200H90ZM96 201H98V200H96ZM96 201H95V203H97ZM108 201H109V200H108ZM139 201H140V200H139ZM142 201H143V200H142ZM151 201H152V200H151ZM157 201H158V200H157ZM169 201H170V200H169ZM172 201H173V199H172ZM179 201H180V200H179ZM181 201H182V200H181ZM197 201H198V200H197ZM203 201H204V200H203ZM215 201H216V200H214V202H211V203L214 204V203H216ZM222 201H223V200H222ZM11 202H12V201H11ZM22 202L24 203V201H22ZM29 202H30V201H29ZM35 202H36V200H35ZM39 202H38V204H40ZM52 202H53V200H52ZM69 202H70V201H69ZM71 202H72V201H71ZM76 202H77V201H76ZM99 202H100V201H99ZM101 202H102V201H101ZM101 202H100L99 205H101ZM103 202H104V201H103ZM103 202H102V204H103ZM106 202H107V200H106ZM119 202H120V198H119V201H117V203H119ZM125 202H126V201H124V203H125ZM127 202H129V201H127ZM147 202H148V201H147ZM147 202H146V203H147ZM149 202H150V201H149ZM159 202H160V201H159ZM161 202H162V201H161ZM175 202H176V201H175ZM175 202H174V203H175ZM177 202H178V201H177ZM184 202H186V201H184ZM6 203L8 204V202H6ZM15 203H16V201H15ZM41 203H42V202H41ZM50 203H51V202H49V204H50ZM54 203H55V202H54ZM59 203H60V202H59ZM66 203H67V202H66ZM74 203H75V202H73V204H74ZM77 203H78V202H77ZM90 203H91V202H90ZM92 203H93V202H92ZM92 203H91V204H92ZM109 203H110V201H109ZM122 203H123V201H122ZM133 203H135V202H133ZM133 203L131 202V204H133ZM137 203H140V202H137ZM143 203H144V202H143ZM166 203H167V202H166ZM168 203H169V202H168ZM171 203H172V202H171ZM171 203H170V204H171ZM186 203H187V202H186ZM205 203H206V202H205ZM208 203H209V202H208ZM218 203H221V202L219 201ZM3 204H4V202H3ZM17 204H18V203H17ZM29 204H30V203H29ZM36 204H37V203H35V205H34L35 207H36ZM44 204H45V201H44ZM44 204H43V205H44ZM56 204H57V203H56ZM86 204H87V201H86ZM86 204H84V205L86 206ZM93 204H94V203H93ZM107 204H108V203H107ZM115 204H116V203H115ZM115 204H114V205H115ZM127 204H128V203H127ZM149 204H150V203H149ZM153 204H154V202H153ZM160 204H161V203H160ZM164 204H165V203H164ZM194 204H195V203H194ZM206 204H207V203H206ZM230 204H231V203H230ZM0 205H1V204H0ZM20 205L22 206V204H19V206H20ZM31 205H32V202H31ZM43 205H42V206H43ZM50 205H54V206H56L55 204H50ZM50 205H49V207H50ZM65 205H66V204H65ZM65 205H64V206H65ZM67 205H68V204H67ZM88 205H90V204H88ZM99 205H98V206H99ZM112 205H113V202H112ZM116 205H117V204H116ZM124 205H125V204H124ZM141 205H142V204H141ZM143 205H144V204H143ZM156 205H158L157 202H156V204H155V209H157V208H156ZM161 205H163V204H161ZM166 205H167V204H166ZM181 205H183V204H181ZM181 205H180V206H181ZM196 205L199 206L198 204H196ZM200 205H201V204H200ZM3 206H5V205H3ZM8 206H9V205H8ZM10 206H11V205H10ZM21 206H20V208H21ZM42 206H40V207L43 208ZM45 206H47V204H46ZM45 206H44V207H45ZM62 206H63V205H62ZM69 206H70V205H69ZM75 206L77 207V204H75ZM75 206H74V207H75ZM79 206H80V205H79ZM91 206H92V205H91ZM95 206H96V205H95ZM108 206H109V205H108ZM110 206H111V203H110ZM118 206H120V203L118 204ZM128 206H129V205H128ZM134 206H135V205H134ZM134 206H133V207H134ZM153 206H154V205H153ZM163 206H164V205H163ZM163 206H162V208H163ZM167 206H168V205H167ZM175 206H176V205H175ZM177 206L179 207V205H177ZM214 206H215V204H214ZM219 206H220V204H219ZM249 206H251V205L249 204ZM31 207H32V206H31ZM31 207H29V209H30ZM70 207H72V205H71ZM74 207H73L72 209H74ZM102 207H103V205H102ZM124 207H125V206H124ZM129 207H130V206H129ZM136 207H137V206H136ZM138 207H139V206H138ZM138 207H137V210H136V208H134V209H135L136 211H139V210H138ZM141 207H142V206H141ZM141 207H140V208H141ZM143 207H144V206H143ZM150 207H151V206L148 207L149 211H150V209H151ZM158 207H159V206H158ZM160 207H161V206H160ZM168 207H171V206H168ZM172 207H173V206H172ZM203 207H204V206H203ZM207 207L209 208V206H207ZM216 207H218V205H217ZM252 207H254V206H252ZM9 208H10V207H9ZM11 208H12V207H11ZM11 208H10V209H11ZM13 208L15 209V207H13ZM13 208H12V209H13ZM24 208H25V207H23V209H22L23 211H24ZM38 208H39V207H38ZM38 208L36 207V209H38ZM53 208H54V207H53ZM78 208H79V207H78ZM85 208H86V207H85ZM94 208H95V207H94ZM94 208H93V209H94ZM99 208H100V207H99ZM99 208H98V209H99ZM105 208H106V207H105ZM111 208H112V207H111ZM117 208H118V207H117ZM119 208H120V207H119ZM152 208H153V207H152ZM162 208H161V211H159V212H163V211H164V210L162 211ZM165 208H166V207H165ZM198 208H199V207H198ZM219 208H220V207H219ZM5 209H6V207H5ZM5 209H4V210H5ZM26 209H27V208H26ZM39 209H40V208H39ZM45 209H46V208H45ZM54 209H55V208H54ZM60 209H61V208H60ZM82 209H83V206H82ZM93 209H92V210H93ZM109 209H110V208H109ZM114 209H115V208H114ZM126 209H127V208H126ZM129 209H131V208H129ZM144 209H145V208H144ZM144 209H142V210H144ZM146 209H147V208H146ZM148 209H147V211H148ZM155 209L153 208L152 210H155ZM168 209H170V208H168ZM168 209H167V210H168ZM181 209H182V208H181ZM211 209H212V207H211ZM258 209H259V208H258ZM16 210H18V209H16ZM22 210H21V212L18 211V212L21 213V215H22ZM40 210H41V209H40ZM51 210H52V209H51ZM58 210H59V209H57V212H54V213H55V214H56V213L58 214ZM63 210H64V209H63ZM70 210H71V209H70ZM74 210H75V209H74ZM74 210H73V211H74ZM78 210H79V209H77L76 211H78ZM86 210H87V209H86ZM90 210H91V209L89 208V211H90ZM92 210H91L90 212H88V213H91ZM118 210H119V209H118ZM118 210H115V211H118ZM140 210H141V209H140ZM158 210H159V209H158ZM158 210H157V212H158ZM179 210H180V209H179ZM201 210H202V209H201ZM226 210H227V209H226ZM226 210H225V212H226ZM254 210H255V209H254ZM262 210H263V208H262ZM262 210H261V211H262ZM31 211H32V210H31ZM42 211H43V210H42ZM65 211H66V210H64L63 213H64ZM80 211H81V210H80ZM82 211H83V210H82ZM98 211H100V210H98ZM104 211H105V210H104ZM110 211H111V210H110ZM115 211H114V212H115ZM119 211H120V210H119ZM119 211H118V214H119ZM131 211H134V210H131ZM136 211H134V213H136ZM144 211H145V210H144ZM147 211H146V212H147ZM165 211H166V209H165ZM169 211H170V210H169ZM228 211H229V210H228ZM230 211H232V210H230ZM256 211H257V210H256ZM258 211H259V210H258ZM13 212H14V210H13ZM13 212H11V213H13ZM16 212H17V211H16ZM18 212H17V216H18ZM24 212H25V211H24ZM24 212H23V213H24ZM34 212H37V211H34ZM47 212H48V211H47ZM59 212H60V211H59ZM67 212L69 213V211H67ZM67 212H66V213H67ZM83 212H84V211H83ZM86 212H87V211H86ZM96 212H97V211H96ZM101 212H102V211H101ZM123 212H124V210L122 211V214H123ZM140 212H141V211H140ZM154 212H155V211H154ZM154 212H152L151 214H154ZM157 212H156V213H157ZM166 212H167V211H166ZM176 212L178 213L179 211L177 210ZM176 212H175V213H176ZM200 212H201V211H200ZM203 212H204V211H203ZM207 212H208V211H207ZM0 213H1V212H0ZM8 213H9V212H8ZM11 213H10V214H11ZM27 213H28V211H27ZM31 213H33V211H32ZM38 213H40V212H38ZM42 213H44V212H42ZM42 213H41V216H43ZM50 213H51V212H50ZM54 213H53V214H54ZM68 213H67V214H68ZM70 213H72V211H71ZM70 213H69V215H70ZM80 213H81V212H80ZM97 213H99V212H97ZM102 213H103V212H102ZM104 213H106V212H104ZM108 213H109V212H108ZM110 213H111V212H110ZM112 213H113V212H112ZM116 213H117V212H116ZM125 213H128V212H125ZM137 213H138V212H137ZM144 213H145V212H144ZM147 213H148V212H147ZM169 213H170V212H169ZM171 213H172V212H171ZM181 213H182V212H181ZM240 213H241V211H240ZM240 213H239V214H240ZM1 214H2V216H0V217L5 218V217L7 216V214H6V216H5V214L3 215V213H1ZM1 214H0V215H1ZM53 214H52L51 216H53ZM57 214H56V215H57ZM75 214H77V212L74 213V215H75ZM82 214H83V213H82ZM122 214H121V215H122ZM128 214H130V213H128ZM139 214H140V213H139ZM178 214H180V213H178ZM222 214H223V213H222ZM225 214H226V213H225ZM254 214H255V213H254ZM256 214H258V213H256ZM260 214H261V213H260ZM14 215H15V214H14ZM14 215H13V216H14ZM21 215L19 216L20 219H21ZM25 215L28 216V214H25ZM30 215H31V214H30ZM32 215H33V214H32ZM36 215H37V214H36ZM61 215H62V214H61ZM64 215H65V214H64ZM72 215H73V214H72ZM74 215H73V216H74ZM84 215H85V214H84ZM86 215H87V214H86ZM86 215H85V216H86ZM91 215H92V214H91ZM94 215L96 216V214H94ZM99 215H101V213H99ZM99 215H97V216H99ZM103 215H104V214H103ZM105 215L107 216V214H105ZM108 215H110V214H108ZM111 215H112V214H111ZM115 215H116V214H114L113 216H115ZM121 215H120V216H121ZM123 215H124V214H123ZM131 215H132V212H131ZM131 215H130V216H131ZM142 215H143V214H141L140 216H142ZM162 215H164V214H161V216H162ZM165 215H166V214H165ZM167 215H168V214H167ZM167 215H166V216H167ZM169 215H170V214H169ZM173 215H175V214L173 213ZM228 215H229V214H228ZM230 215H231V214H230ZM241 215H242V214H241ZM261 215H262V214H261ZM263 215H264V214H263ZM8 216H10V215L8 214ZM8 216H7V217H8ZM48 216H50V215H48ZM51 216H50V217H51ZM65 216H66V215H65ZM65 216H64V217H65ZM85 216H84V217H85ZM95 216H94V217H95ZM116 216H117V215H116ZM116 216H115V218H116ZM120 216H119V218L122 219L123 216H122V217H120ZM130 216H126V218H127V217H130ZM133 216H134V215H133ZM137 216H139V215H137ZM156 216H157V214H156ZM159 216H160V214H159ZM175 216H176V215H175ZM226 216H227V215H226ZM256 216H257V215H256ZM25 217H26V216H25ZM32 217H33V216H32ZM32 217H31V218H32ZM38 217H40V216H38ZM38 217H37V218H38ZM50 217L47 218V219L45 218L46 221H47L48 219L50 220ZM53 217H54V216H53ZM62 217H63V216H62ZM66 217H67V216H66ZM70 217H71V216H70ZM76 217H77V216H75V218H76ZM79 217H80V216H79ZM88 217H89V214H88L87 218H88ZM150 217H153V218H154V215L149 216V218H150ZM180 217H181V216H180ZM222 217H223V216H222ZM224 217H225V216H224ZM242 217H243V216H242ZM250 217H251V215H250ZM258 217H259V216H258ZM17 218H18V217H16V219H17ZM27 218H28V217H26V219H27ZM43 218H44V217H43ZM55 218H57V217H55ZM59 218H61V217H59ZM75 218H74V219H75ZM87 218H86V219H87ZM97 218H98V217H96V219H97ZM113 218H114V217H113ZM126 218H125V220H126ZM131 218H132V217H131ZM131 218H130V219H131ZM137 218H138V217H136V219H137ZM147 218H148V217H146V219H147ZM158 218H159V217H158ZM167 218H168V217H167ZM174 218H175V217H174ZM178 218H179V217H178ZM182 218H183V217H182ZM182 218H181V220H182ZM230 218H231V217H230ZM239 218H240V217H239ZM246 218H247V217H246ZM252 218H255V217L252 216ZM252 218H251V220H252ZM10 219L12 220V217H10ZM22 219L24 220L25 218H22ZM38 219H39V218H38ZM45 219H43V220L45 221ZM63 219H65V218H63ZM63 219H62V220H63ZM69 219H70V218H69ZM72 219H73V218H72ZM83 219H84V218H83ZM83 219H82V220H83ZM86 219H85V220H86ZM92 219H93V218H92ZM92 219H90L89 223L92 221ZM102 219H103V217H102ZM109 219H112V217H111V218L108 217V219H107V217H106V220H109ZM127 219H128V218H127ZM132 219H134V218H132ZM146 219H145V220H146ZM155 219H156V217H155ZM160 219H162V218H160ZM165 219H166V218H165ZM172 219H173V218H172ZM175 219H177V218H175ZM179 219H180V218H179ZM227 219H228V218H227ZM232 219H233V218H232ZM257 219H258V218H257ZM259 219H260V218H259ZM261 219H263V218H261ZM32 220H33V219H32ZM32 220L30 219L29 221H32ZM49 220H48V222H49ZM54 220H55V219H54ZM54 220H53V221H54ZM59 220H60V219H59ZM103 220H104V219H103ZM116 220H118V219H116ZM119 220H120V219H119ZM119 220H118V221H119ZM125 220H123V221H125ZM134 220H135V219H134ZM157 220H158V219H157ZM169 220H170V218H169ZM206 220H207V218H206ZM212 220H213V219H212ZM220 220H221V219H220ZM236 220H237V219H236ZM238 220H239V219H238ZM238 220H237V221H238ZM244 220H245V218H244ZM247 220H248V219H247ZM0 221H1V220H0ZM4 221H5V220H4ZM19 221H21V220H19ZM19 221H18V222H19ZM29 221H28V222H29ZM38 221H39V220H38ZM41 221H42V217H41ZM51 221H52V220H51ZM55 221H56V220H55ZM55 221H54V222H55ZM63 221H64V220H63ZM69 221H70V220H69ZM72 221H74V220H72ZM79 221H80V218H79ZM97 221H98V220H97ZM100 221H101V220H100ZM100 221H99V222H100ZM128 221H129V220H128ZM131 221H132V220H131ZM138 221L140 222V220H138ZM160 221H161V220H160ZM162 221H164V220H162ZM166 221H167V220H166ZM175 221H176V220H174V222H175ZM179 221H180V220H179ZM184 221H185V220H184ZM207 221H208V220H207ZM209 221H210V220H209ZM225 221H226V218H225ZM229 221H230V220H229ZM256 221H257V220H256ZM260 221H262V220H260ZM260 221H259V223H260ZM1 222H2V221H1ZM7 222H8V221H7ZM13 222H14V224H10L9 226L12 227V225L14 226V225L17 223L16 221H12V223H13ZM22 222H23V221H22ZM24 222L26 223V220H25ZM33 222H34V221H33ZM36 222H37V219H36ZM64 222H66V221H64ZM67 222H68V221H67ZM74 222H75V221H74ZM93 222H94V221H93ZM105 222H106V221H105ZM105 222H104V223H105ZM114 222H115V220H114ZM114 222H113V220H112V225H113V224L115 225ZM120 222H122V221L120 220ZM126 222H127V221H125V223H126ZM133 222H134V221H133ZM141 222H142V220H141ZM171 222H172V221H171ZM171 222H170V223H171ZM174 222H173V223H174ZM176 222H178V221H176ZM203 222H204V221H203ZM214 222H215V221H214ZM214 222H213V224H214ZM218 222H220V221H218ZM223 222H224V221H223ZM233 222H235V221H233ZM239 222H240V221H239ZM245 222H246V221H245ZM2 223H3V222H2ZM4 223H5V222H4ZM20 223H21V222H20ZM25 223H24V225L27 224V223H26V224H25ZM31 223H32V222H31ZM42 223H43V222H42ZM45 223H46V222H45ZM45 223H44V224H45ZM49 223H50V222H49ZM59 223H60V222H59ZM62 223H63V222H62ZM79 223H81V222H78V224H79ZM84 223H85V222H84ZM87 223H88V222H87ZM95 223H98V222H95ZM100 223H101V222H100ZM117 223H118V222H116V227H117ZM156 223H157V222H156ZM156 223H155V224H156ZM158 223H159V222H158ZM204 223H205V222H204ZM209 223H210V222H209ZM237 223H238V222H237ZM0 224H1V223H0ZM6 224H7V227H8L9 222L6 223ZM21 224H22V223H21ZM21 224H19V225L22 227ZM38 224H39V222L37 223V225H38ZM44 224H43V225H44ZM51 224H52V223H51ZM51 224H49V226H50ZM54 224H55V223H54ZM54 224H53V225H54ZM56 224H57V222H56ZM70 224H71V223H70ZM78 224H77V228H79V225H78ZM101 224H103V223H101ZM109 224H110V222H109ZM128 224H130V222H129ZM132 224H133V223H132ZM136 224H138V223H136ZM136 224H135V225H136ZM140 224H141V223H140ZM142 224H143V222H142ZM161 224H162V223H161ZM167 224H168V223H167ZM177 224H178V223H177ZM181 224H182V222H181ZM211 224H212V222H211ZM224 224H225V222H224ZM248 224H250V223L248 222ZM3 225H4V224H3ZM30 225H31V224H30ZM32 225H33V224H32ZM32 225H31V226H32ZM34 225H35V222H34ZM34 225H33V226H34ZM37 225H36V226H37ZM39 225H41V224H39ZM39 225H38V226H39ZM66 225H68V224H66ZM71 225H73V224H71ZM71 225H70V226H71ZM81 225H83V224H81ZM81 225H80V226H81ZM89 225H90V224H89ZM89 225H88V227L85 226V228H90ZM91 225H93V224H91ZM112 225H110V226H111V229H112ZM121 225H122V223H121ZM123 225H125V224H123ZM126 225H127V223H126ZM145 225H146V224H145ZM157 225H158V224H157ZM157 225H156V226H157ZM163 225H164V227H166L165 224H163ZM168 225H169V224H168ZM171 225H172V224H171ZM174 225H176V224H174ZM203 225H204V224H203ZM230 225H231V224H230ZM238 225H240V224L238 223ZM243 225H244V224H243ZM246 225H247V224H246ZM250 225H251V224H250ZM263 225H264V224H263ZM0 226H2V225H0ZM17 226H18V225H16V227H17ZM27 226H28V224H27ZM33 226H32V229H33ZM41 226H42V225H41ZM41 226H40V227H41ZM44 226H45V225H44ZM49 226H48V227H49ZM59 226H60V225H59ZM73 226H74V225H73ZM75 226H76V224H75ZM83 226H84V225H83ZM83 226H82V227H83ZM99 226L101 227L102 225H99ZM99 226H98V227H99ZM106 226H109V225H106ZM110 226H109V227H110ZM118 226L120 227V225H118ZM129 226H130V225H129ZM129 226H128V227H129ZM131 226H132V225H131ZM131 226H130V227H131ZM143 226H144V224H143ZM200 226H201V225H200ZM206 226H209V225L206 224ZM206 226H205V227H206ZM221 226H222V224H221ZM227 226H228V225H227ZM241 226H242V225H241ZM16 227H14V228H16ZM21 227H20V228H21ZM34 227H35V226H34ZM42 227H43V226H42ZM55 227H56V226H55ZM65 227H66V226H65ZM82 227H81V228H82ZM91 227H92V226H91ZM95 227H96V225H95ZM100 227H99V228H100ZM104 227H105V226H104ZM116 227L113 226L112 231H113L114 228H116ZM123 227H124V226H123ZM123 227L120 228V229L123 230ZM126 227H127V226H126ZM130 227H129V228H130ZM146 227H148V225H147ZM150 227H151V226H150ZM152 227H153V226H152ZM193 227H194V226H193ZM198 227H199V226H198ZM205 227H204V228H205ZM212 227H213V226H212ZM215 227H216V226H215ZM215 227H214V228H215ZM234 227H235V226H234ZM242 227H243V226H242ZM262 227H263V226H262ZM0 228H2V227H0ZM20 228H19V229H20ZM22 228H24V227H22ZM25 228H26V226H25ZM25 228H24V230H25ZM35 228H37V227H35ZM44 228H45V227H44ZM53 228H54V227H53ZM56 228H58V227H56ZM67 228H69V227H67ZM70 228H71V227H70ZM75 228H76V227H75ZM124 228H125V227H124ZM129 228H128V229H129ZM143 228H144V227H143ZM153 228H154V227H153ZM201 228H202V227H200V229H201ZM204 228H203V229H204ZM207 228H208V227H207ZM230 228H231V227H230ZM230 228H229V229H230ZM257 228H259V226H258ZM2 229H3V228H2ZM19 229H16V230L18 231ZM45 229H47V223H46V228H45ZM64 229H66V228H64ZM64 229H63V230H64ZM83 229H84V228H83ZM90 229H91V228H90ZM103 229L105 230V228H103ZM118 229H119V228H118ZM131 229L133 230V228H131ZM136 229H137V228H136ZM136 229H135V230H136ZM148 229H149V228H148ZM155 229H156V228H155ZM162 229H163V228H162ZM162 229H161V230H162ZM165 229H166V228H165ZM188 229H190V228H188ZM194 229H195V227H194ZM220 229H221V228H220ZM220 229H219V230H220ZM232 229H233V228H232ZM240 229H241V227H240ZM244 229H245V228H244ZM8 230H10V229H7V230H6V233H7ZM16 230H15V231H16ZM38 230H39V235L37 234V236H41V233H43V232L40 233V229H39V228H38ZM56 230H57V229H56ZM63 230H59V231H60V234H61V231H63ZM75 230H77V229H74V232H75ZM78 230H79V229H78ZM91 230H95L94 227H93V229H91ZM91 230H89V231H91ZM98 230H100V229H97V231H98ZM107 230H109V229H107ZM115 230H116V229H115ZM143 230H144V229H143ZM145 230H146V229H145ZM150 230H151V229H149V231H150ZM153 230H154V229H153ZM163 230H164V229H163ZM168 230H169V229H168ZM168 230H167V231H168ZM223 230H224V229H223ZM225 230H226V229H225ZM225 230H224V231H225ZM241 230H242V229H241ZM252 230H254V229H252ZM3 231H4V230H3ZM21 231H23V230H21ZM21 231H20V233H21ZM26 231H27V229H26ZM30 231H31V230H30ZM33 231H34V230H33ZM35 231H36V233H38L36 229H35ZM35 231H34V232H35ZM45 231H46V230H45ZM47 231H48V230H47ZM53 231H54V230H53ZM59 231H57V232L59 233ZM66 231H67V230H66ZM68 231H69V229H68ZM68 231H67V232H68ZM124 231H126V230H124ZM155 231H156V230H155ZM157 231H158V230H157ZM165 231H166V230H165ZM177 231H178V230H177ZM180 231H181V230H180ZM199 231H200V230H199ZM220 231H222V230H220ZM230 231H232V230H230ZM242 231H243V230H242ZM244 231H245V230H244ZM249 231H250V229H249ZM1 232H2V231H1ZM11 232H12V231H11ZM13 232H14V231H13ZM31 232H32V231H31ZM48 232H49V231H48ZM54 232H55V231H54ZM54 232H53V233H54ZM71 232H73V231L71 230L70 233H71ZM83 232H84V231H83ZM87 232H88V231H87ZM91 232H92V231H91ZM98 232L100 233V231H98ZM117 232H118V231H117ZM132 232H133V231H132ZM132 232H131V233H132ZM141 232H142V231H141ZM150 232H151V231H150ZM158 232H159V231H158ZM163 232H164V231H163ZM185 232H186V231H185ZM189 232H191V231H189ZM240 232H241V231H240ZM254 232H255V231H254ZM256 232H257V231H256ZM256 232H255V233H256ZM263 232H264V231H263ZM263 232H262V233H263ZM6 233H5V231H4V234H6ZM8 233H9V231H8ZM16 233H18V232H16ZM28 233H29V232H28ZM53 233H52V234H53ZM65 233H66V232H65ZM70 233H68V234H70ZM77 233L79 234L80 232L78 231ZM77 233H76V234H77ZM93 233H94V232H93ZM93 233H91V234L89 233V234L92 235ZM95 233H97V232H95ZM109 233L111 234V231H110ZM113 233L116 234L115 231H113ZM131 233H130V229H129L128 234L130 235ZM134 233L138 234L136 231H135ZM134 233H132V235H133ZM139 233H140V232H139ZM146 233H147V231H146ZM165 233H166V232H165ZM169 233H170V232H169ZM169 233H168V234H169ZM172 233H173V232H172ZM179 233H180V232H179ZM223 233H224V232H223ZM227 233H228V232H227ZM230 233H231V232H230ZM230 233H229V234H230ZM234 233H236V232H234ZM241 233H242V232H241ZM259 233H260V232H259ZM1 234H2V233H1ZM1 234H0V235H1ZM14 234H15V233H14ZM33 234L35 235V233H33ZM43 234L46 235L45 232H44ZM50 234H51V233H50ZM72 234H74V233H72ZM76 234L74 235L75 237H76ZM85 234H86V233H85ZM85 234H84V236H83V237H84L83 239H85ZM97 234H98V233H97ZM97 234H96V235H97ZM105 234H107V232H105ZM123 234H124V233H122V237L124 236ZM153 234H154V233H153ZM158 234H159V233H158ZM161 234H162V233H161ZM161 234H159L158 236H161L162 238H165V237L162 236L163 234H162V235H161ZM168 234H167V235H168ZM181 234H182V232H181ZM238 234H239V233H238ZM252 234H254V233H252ZM6 235H7V234H6ZM15 235H16V234H15ZM18 235H19V234H18ZM22 235H23V233H22ZM26 235H27V236H23V238H24V237H27V238L30 237V233H29V235H28V234H26ZM82 235H83V233H82ZM86 235H87V234H86ZM96 235H95L96 238H97V237H100V235H99V236H96ZM129 235H128V236H129ZM154 235H155V234H154ZM176 235H177V234H176ZM184 235H185V234H184ZM225 235H226V234H224V236H225ZM242 235H243V233H242ZM242 235H239V236H242ZM244 235H245V234H244ZM244 235H243V236H244ZM255 235H256V234H255ZM261 235H262V234H261ZM261 235H260V236H261ZM7 236H8V235H7ZM7 236H6V237H7ZM11 236H14V235H11ZM20 236H21V235H20ZM28 236H29V237H28ZM46 236H47V235H46ZM46 236H45V237H46ZM48 236H50V235H48ZM48 236H47V237H48ZM52 236H55V235H52ZM58 236H59V235H58ZM61 236H63V235H61ZM66 236H67V235H66ZM68 236H71V235H68ZM78 236H80V234H79ZM102 236H104V235H102ZM112 236H113V235H112ZM128 236H127V237H128ZM138 236H139V235H138ZM138 236H135V237H138ZM141 236H142V234H141ZM141 236H140V237H141ZM144 236H145V235H144ZM152 236H153V235H152ZM152 236H151V237H152ZM169 236H170V235H169ZM239 236H238V238H239ZM249 236H250V235H249ZM257 236H259V234H258ZM2 237H4V236H2ZM6 237H4V238H6ZM8 237H9V236H8ZM16 237L18 238L19 236H15V238H16ZM21 237H22V236H21ZM33 237H34V236H33ZM43 237H44V236H43ZM55 237H56V236H55ZM72 237H73V236H72ZM92 237H93V236H92ZM92 237H91V238H92ZM95 237H94V238H95ZM114 237H115V236H114ZM116 237H118V236H116ZM130 237L132 238V236H130ZM130 237H129V238H130ZM147 237L150 238L149 236H147ZM147 237H146V238H147ZM166 237H167V236H166ZM228 237H229V236H228ZM230 237H231V236H230ZM232 237H233V236H232ZM236 237H237V236H235V238H236ZM244 237H245V236H244ZM247 237H248V236H247ZM255 237H256V236H254V238H255ZM41 238H42V237H41ZM50 238H51V237H50ZM53 238H54V237H53ZM56 238H57V237H56ZM62 238H63V237H62ZM67 238H68V237H67ZM69 238H70V237H69ZM77 238H79V237H77ZM91 238H90V240L92 241L93 238H92V239H91ZM100 238H101V237H100ZM106 238H107V237H105V239H106ZM111 238H113V237H110V239H111ZM133 238H134V237H133ZM153 238H154V237H153ZM153 238H150V239H153ZM159 238H160V237H159ZM179 238H180V237H179ZM179 238H178V240H179ZM181 238H182V237H181ZM197 238H198V237H196V239H197ZM219 238H220V237H219ZM238 238H237V239H238ZM256 238H257V237H256ZM256 238H255V239H256ZM259 238H260V237H259ZM259 238H258V239H259ZM1 239H2V238H1ZM10 239H11V237H10ZM10 239H9V240H10ZM24 239H26V238H24ZM34 239H35V238H34ZM38 239H39V238H38ZM42 239H43V240L46 239V241H47V238H45V239L42 238ZM58 239H59V238H58ZM58 239H57V240H58ZM65 239H66V238H65ZM83 239H82V240H83ZM97 239H98V238H97ZM103 239H104V238H103ZM113 239H114V238H113ZM117 239H119V238H117ZM134 239H135V238H134ZM136 239H138V238H136ZM141 239H142V238H141ZM154 239H155V238H154ZM185 239H186V238H185ZM227 239H228V238H227ZM230 239H231V238H230ZM242 239H243V238H242ZM242 239H241V240H242ZM245 239H246V238H245ZM245 239H243V240H245ZM11 240H13V239H11ZM32 240H33V239H32ZM32 240H31V241H32ZM48 240L50 241L51 239H48ZM67 240H68V239H67ZM69 240H70V239H69ZM75 240H76V239H75ZM87 240H88V239H87ZM94 240H95V239H94ZM99 240H100V239H99ZM99 240H98V241H99ZM107 240H108V239H107ZM121 240H123V238H122ZM121 240H120V241H121ZM126 240H127V238H126ZM126 240H125V241H126ZM146 240H147V239H145L144 241H146ZM148 240H149V239H148ZM156 240H157V238H156ZM158 240H159V239H158ZM164 240H166V239H164ZM181 240H182V239H181ZM193 240H195V239H193ZM241 240H240V242H243V241H241ZM251 240L254 241V239H252V238H251ZM262 240H264V238H263ZM5 241H7V240H5ZM13 241H14V240H13ZM17 241H18V239H17ZM20 241L22 242V240H20ZM25 241H26V240H25ZM31 241H30V242H31ZM36 241H37V240H36ZM38 241H39V240H38ZM60 241H61V238H60ZM65 241H66V240H64V242H65ZM70 241H71V240H70ZM76 241H77V240H76ZM76 241H75V243H76ZM91 241H89L90 244H91ZM100 241H101V240H100ZM125 241H124V242H125ZM129 241H130V240H129ZM151 241H152V240H151ZM153 241H154V240H153ZM171 241H173V240H171ZM174 241H175V240H174ZM183 241L186 242V240H183ZM224 241H225V239H224ZM228 241H229V240H228ZM231 241H232V239H231ZM233 241H234V240H233ZM237 241H238V240H237ZM248 241H249V240H248ZM0 242H1V241H0ZM8 242H9V241H8ZM11 242H12V241H11ZM11 242H10V243H11ZM15 242H16V241H15ZM18 242H19V241H18ZM21 242H20V243H21ZM40 242H43V241L41 240ZM40 242H39L38 244H41ZM51 242H53V241L51 240ZM51 242H50V243H51ZM84 242H86V240H85ZM107 242H108V241H107ZM109 242H111V241H109ZM115 242H116V244H117V241H115ZM115 242H114V243H115ZM124 242H123V243H124ZM127 242H128V241H127ZM130 242H135V240H134V241H130ZM138 242H139V241H138ZM146 242H147V241H146ZM149 242H150V241H149ZM154 242H155V241H154ZM154 242H153V244H154ZM221 242H222V241H221ZM226 242H227V241H226ZM249 242H250V241H249ZM20 243H18V244H20ZM23 243H24V242H23ZM23 243H21V244H23ZM25 243H26V242H25ZM28 243H29V242H28ZM47 243H48V242H47ZM59 243H61V242H59ZM73 243H74V242H73ZM78 243H79V242H78ZM78 243H77V245H79ZM82 243H83V242H82ZM86 243H87V242H86ZM89 243H88V245H89ZM97 243H98V242H97ZM102 243H104V242H102ZM120 243H121V242H120ZM125 243H126V242H125ZM128 243H129V242H128ZM139 243H140V242H139ZM141 243H142V242H141ZM151 243H152V242H151ZM151 243H150V244H151ZM157 243H158V242H157ZM163 243H165V241H164ZM171 243L173 244L174 242H171ZM171 243H170V244H171ZM176 243H178V242H176ZM192 243H193V242H192ZM194 243H195V242H194ZM197 243H198V240H197ZM230 243H232V242H230ZM244 243H245V242H244ZM255 243H256V242H255ZM262 243H263V241H262ZM1 244H2V242H1ZM16 244H17V243H16ZM34 244H36V243H34ZM34 244H32V245H34ZM43 244H44V243H43ZM43 244H42V245H43ZM45 244H46V243H45ZM52 244H53V243H52ZM55 244H56V243H55ZM55 244H54V245H55ZM61 244H62V243H61ZM65 244H66V243H65ZM70 244H71V243H70ZM80 244H81V243H80ZM93 244H94V243H93ZM93 244H91V245H93ZM99 244H100V243H99ZM108 244H109V243H108ZM121 244H122V243H121ZM142 244H143V243H142ZM142 244H141V245H142ZM150 244H149V246H150ZM159 244H160V243H159ZM170 244H168V245H170ZM183 244H184V243H183ZM236 244H237V242H236ZM240 244H242V243H240ZM245 244L247 245V242H246ZM245 244H243V245H245ZM248 244H250V243H248ZM260 244H261V242L259 243V246H260ZM7 245H10V244H7ZM12 245H13V244H12ZM30 245H31V244H30ZM32 245H31V246H32ZM62 245H63V244H62ZM68 245H69V242H68ZM72 245H73V244H72ZM82 245H84V243H83ZM82 245H81V246H82ZM86 245H87V244H86ZM100 245H102V244H100ZM104 245H105V244H104ZM104 245L102 246V248H104ZM132 245H134V244H132ZM132 245H129V246H132ZM144 245H145V243H144ZM161 245H162V244H161ZM180 245H181V244H180ZM195 245H197V244H195ZM195 245H194V246H195ZM234 245H235V244H234ZM252 245H254V243H252ZM5 246H6V245H5ZM18 246H19V245H18ZM38 246H39V245H38ZM43 246L45 247V245H43ZM48 246H49V244H48ZM51 246H52V245H50V247H51ZM65 246H66V248H67V245H65ZM69 246H70V245H69ZM69 246H68V247H69ZM74 246H75V245H74ZM89 246H90V245H89ZM96 246L98 247L97 244H96L95 246H93V247H96ZM106 246H107V245H106ZM122 246H123V245H122ZM124 246H126V245L124 244ZM124 246H123V247H124ZM139 246H140V245H139ZM142 246H143V245H142ZM145 246H147V245H145ZM162 246H163V245H162ZM171 246H172V245H171ZM171 246H170V247H171ZM174 246L176 247L175 244H174ZM181 246H182V245H181ZM184 246H186V245L184 244ZM184 246H183V248H184ZM248 246H249V245H248ZM248 246H247V247H248ZM257 246H258V245H257ZM262 246H263V245H262ZM6 247H7V246H6ZM6 247H5V248H6ZM14 247H15V246H14ZM20 247H21V246H20ZM53 247H54V246H52L51 248H53ZM55 247H58V246H55ZM59 247H60V246H59ZM62 247H63V246H62ZM70 247H71V246H70ZM107 247H109V246H107ZM111 247H112V246H111ZM113 247H115V246H113ZM126 247H127V246H126ZM134 247H135V245H134ZM136 247H138V246H136ZM177 247H178V246H177ZM235 247H236V246H235ZM260 247H261V246H260ZM1 248H2V246H1ZM5 248H4V249H5ZM9 248H10V247H9ZM16 248H18V247H16ZM25 248H26V246L24 247V249H25ZM29 248H30V247H29ZM47 248H48V247H47ZM47 248H46V249H47ZM64 248H65V247H64ZM72 248H73V246H72ZM74 248L76 249V247H74ZM74 248H73V252L76 251V250H74ZM78 248H79V249H78ZM83 248H84V246H83ZM90 248H91V247H90ZM102 248H101V251H102ZM119 248H120V247H118V249H119ZM124 248H125V247H124ZM127 248H128V247H127ZM127 248H125V250H128ZM132 248H133V246L131 247V250H133ZM142 248H143V247H142ZM142 248H141V249L139 248V249L142 250ZM147 248H148V247H147ZM255 248H258V247H255ZM11 249H12V247H11ZM22 249H23V248H22ZM32 249H33V248H32ZM32 249H31V250H32ZM34 249H35V247H34ZM34 249H33V250H34ZM61 249H62V248H61ZM69 249H70V248H68V252L70 253ZM77 249L80 250V247L77 246ZM86 249H87V247H86ZM86 249H85V250H86ZM91 249H92V248H91ZM105 249H106V248H105ZM108 249H109V248H108ZM110 249H111V248H110ZM115 249H117V248L115 247ZM115 249L113 250V248H112L113 251H115ZM118 249H117V250H118ZM120 249L123 250L122 248H120ZM120 249H119V250H120ZM129 249H130V248H129ZM153 249L155 250L154 247H153ZM153 249H151V250H153ZM156 249H157V247H156ZM163 249H166V248H163ZM163 249H162V250H163ZM167 249H168V248H167ZM170 249H172V248H170ZM259 249H260V248H259ZM261 249H262V248H261ZM263 249H264V248H263ZM263 249H262V250H263ZM17 250H18V249H17ZM17 250H15V252H16ZM26 250H27V249H26ZM38 250H39V248H38ZM43 250H44V249H43ZM49 250H50V249H49ZM57 250H58V248H57ZM64 250H65V249H64ZM94 250H95V249H94ZM94 250H93V251H94ZM106 250H107V249H106ZM119 250H118V252H119ZM140 250H139V252H140ZM154 250H153V252H154ZM177 250H178V249H176V251H177ZM187 250H188V248H187ZM187 250H186V251H187ZM233 250H234V248H233ZM236 250H237V249H236ZM236 250H234V251H236ZM242 250H244V248H243ZM248 250H251V251H252V248L250 249V247H249ZM248 250H247V251H248ZM4 251H5V250H4ZM8 251H10V250H8ZM13 251H14V249H13ZM21 251H22V250H21ZM23 251H24V250H23ZM41 251H42V250H41ZM59 251H61V250L59 249ZM62 251H63V249H62ZM66 251H67V250H66ZM81 251H83V249H82ZM90 251H91V250H90ZM90 251H89V252H90ZM98 251H99V250H98ZM107 251H108V250H107ZM170 251H171V250H169V252H170ZM172 251H173V249H172ZM174 251H175V250H174ZM183 251H184V250H183ZM183 251H182V252H183ZM234 251H233V252H234ZM254 251H255V249H254ZM1 252H3V251H1ZM1 252H0V253H1ZM5 252H6V251H5ZM33 252H34V251H33ZM36 252H37V251H36ZM43 252H45V251H43ZM49 252H50V251H49ZM54 252H55V250H54ZM56 252H57V251H56ZM56 252H55V253H56ZM73 252H72V253H73ZM79 252H80V251H79ZM87 252H88V251H87ZM89 252H88V253H89ZM91 252H92V251H91ZM95 252H96V251H94V254H95ZM115 252H117V251H115ZM118 252H117V253H118ZM121 252H122V251H121ZM124 252H126V251H124ZM128 252H129V251H128ZM144 252H146V250H145ZM161 252H162V251H161ZM169 252H168V253H169ZM178 252H179V251H178ZM202 252H204V251H202ZM240 252H241V251H240ZM248 252H249V251H248ZM258 252H259V251H258ZM261 252H263V251H261ZM3 253H4V252H3ZM8 253H9V252H8ZM22 253H23V252H22ZM25 253H26V252H25ZM34 253H35V252H34ZM37 253H38V252H37ZM55 253H52V255L55 254ZM57 253H59V252H57ZM75 253H76V252H75ZM92 253H93V252H92ZM100 253H101V252H100ZM104 253L107 254V252H104ZM112 253H113V252H112ZM134 253H135V250H134ZM149 253H150V252H149ZM149 253L146 252V254H149ZM156 253H158V252H156ZM166 253H167V252L165 251V254H166ZM173 253H174V252H173ZM175 253H176V252H175ZM180 253H181V252H180ZM180 253H179V254H180ZM183 253H184V252H183ZM188 253H189V252H188ZM236 253H237V252H236ZM249 253H250V252H249ZM251 253H252V252H251ZM254 253H255V252H254ZM259 253H260V252H259ZM10 254H11V253H10ZM13 254H15V253H13ZM41 254H42V253H41ZM50 254H51V252H50ZM61 254H62V252H61ZM63 254H65V253L63 252ZM63 254H62V255H63ZM70 254H71V253H70ZM80 254H81V252H80ZM80 254H79V255H80ZM94 254H92V255H94ZM101 254L103 255V253H101ZM101 254H100V255H101ZM108 254H109V253H108ZM110 254H111V253H110ZM113 254H114V253H113ZM129 254H131V259H133V257H132V253L129 252ZM135 254H136V253H135ZM137 254H139V253H137ZM142 254H143V252H142ZM153 254H154V253H153ZM158 254H159V253H158ZM171 254H172V253H171ZM171 254H169V255H171ZM184 254H186V253H184ZM189 254H190V253H189ZM199 254H200V253H199ZM260 254H261V253H260ZM262 254H264V253H262ZM0 255H1V254H0ZM18 255H19V253H18ZM23 255H24V254H23ZM25 255H26V254H25ZM35 255H36V254H35ZM42 255H43V254H42ZM44 255L47 256L46 254H44ZM44 255H43V256H44ZM62 255H61V256H62ZM65 255H66V254H65ZM71 255H72V254H71ZM85 255H86V253H85ZM89 255H90V254H89ZM96 255H97V254H96ZM100 255H98V256H100ZM143 255H145V254H143ZM155 255H156V257H158L157 254H155ZM159 255H160V254H159ZM162 255H163V254H162ZM162 255H161V256H162ZM166 255H168V254H166ZM175 255H176V254H175ZM175 255H174V257H176ZM182 255H183V254H182ZM204 255H205V254H204ZM237 255H238V254H237ZM241 255H242V252H241ZM246 255H247V254H246ZM248 255H249V254H248ZM255 255H256V254H255ZM7 256H8V255H7ZM19 256L21 257V255H19ZM19 256H18V257H19ZM27 256H28V254H27ZM31 256H32V255H31ZM40 256H41V255H40ZM55 256H56V255H55ZM55 256H54V257H55ZM57 256H58V255H57ZM59 256H60V255H59ZM72 256H73V255H72ZM75 256H77V254H76ZM81 256H82V255H81ZM94 256H95V255H94ZM98 256H97V257H98ZM106 256H108V255H106ZM109 256H110V255H109ZM116 256H118V255H116ZM121 256H122V255H121ZM123 256H124V255H123ZM125 256H126V255H125ZM133 256H134V254H133ZM139 256H141V253H140ZM150 256H151V255H150ZM161 256H160L159 258H161ZM178 256H179V255H178ZM180 256H181V255H180ZM189 256H190V255H189ZM191 256H192V255H191ZM195 256H196V255H195ZM195 256H194V257H195ZM239 256H240V255H239ZM252 256H254V255H252ZM261 256H262V255H261ZM0 257H1V256H0ZM16 257H17V256H16ZM16 257H15V258H16ZM47 257H48V256H47ZM63 257H64V255H63ZM83 257H84V255L82 256V259H83ZM86 257H87V256H86ZM90 257H92V256H90ZM102 257H103V258H102ZM104 257H105L104 255L101 256V258H102L103 260H104ZM114 257H115V256H114ZM119 257H120V256H119ZM128 257H130V255H128ZM136 257H137V256H136ZM162 257L164 258V256H162ZM165 257H166V256H165ZM171 257H172V256H171ZM171 257L169 258L170 260H171ZM198 257H199V256H198ZM203 257H204V256H203ZM218 257H219V256H218ZM237 257H238V256H237ZM245 257H247V256H245ZM245 257H244V258H245ZM249 257H250V256H249ZM254 257H255V256H254ZM257 257H258V256H257ZM263 257H264V256H263ZM263 257H262V258H263ZM1 258H3V257H1ZM4 258H5V254H4ZM4 258H3V259H4ZM6 258H7V257H6ZM9 258H11V257H9ZM9 258H8V259H9ZM13 258H14V257H13ZM21 258H22V257H21ZM27 258H28V257H27ZM49 258H50V255H49ZM52 258H53V257H52ZM71 258H72V257H71ZM71 258H70V259H71ZM73 258H74V257H73ZM73 258H72V260H73ZM78 258L80 259V257H78ZM88 258H89V257H88ZM88 258H87V259H88ZM94 258H95V257H94ZM94 258H93V259H94ZM111 258H112V257H111ZM111 258H110V259H111ZM116 258H117V257H115V259H116ZM134 258H135V257H134ZM148 258H149V257H148ZM187 258H190V257H187ZM205 258H206V257H205ZM216 258H217V257H216ZM221 258H222V257H221ZM260 258H261V257H260ZM260 258H259V259H260ZM43 259H44V257H43ZM46 259H47V258H46ZM60 259H62V258H60ZM60 259H59V260H60ZM64 259H66V258L64 257ZM74 259H75V258H74ZM96 259H97V258H96ZM99 259H100V258H99ZM102 259H101V260H102ZM110 259H109V260H110ZM117 259H118V258H117ZM117 259L115 260L116 262L118 261ZM127 259H128V258H127ZM144 259H145V258H144ZM144 259H142V260H144ZM150 259H151V258H150ZM161 259H162V258H161ZM166 259H167V258H166ZM172 259H173V258H172ZM174 259H175V258H174ZM179 259H180V258H179ZM183 259H184V258H183ZM190 259L192 260L193 258L191 257ZM203 259H204V258H203ZM238 259H239V258H238ZM242 259H243V258H242ZM242 259H241V260H242ZM252 259H254V258H252ZM256 259H257V258H256ZM0 260H1V259H0ZM11 260H12V258H11ZM23 260L25 261L26 259H23ZM23 260H22V261H23ZM27 260H28V259H27ZM30 260H31V259H30ZM33 260H34V259H33ZM38 260H40V259H38ZM44 260H45V259H44ZM55 260H56V258H55ZM72 260H71V261H72ZM106 260L109 261L108 259H106ZM106 260H105V261H106ZM112 260H113V259H112ZM121 260H122V259H121ZM125 260H126V259H125ZM138 260H139V259H138ZM142 260H141V261H142ZM148 260H149V259H148ZM206 260H207V259H206ZM239 260H240V259H239ZM263 260H264V259H263ZM9 261H10V260H9ZM9 261L7 260L8 264H9ZM19 261H20V260H19ZM48 261H49V260H48ZM48 261H47V262H48ZM50 261H51V260H50ZM61 261H62V260H61ZM66 261H68V259H67ZM71 261H69V262H71ZM85 261H86V260H84V262H85ZM90 261H92V259H90ZM90 261L88 262L89 264H90ZM123 261H124V260H123ZM139 261H140V260H139ZM149 261H150V260H149ZM156 261H157V260H156ZM172 261H173V260H172ZM181 261H182V260H181ZM181 261H179V262H181ZM186 261H187V260H186ZM221 261H222V260H221ZM223 261H224V260H223ZM249 261H250V260H249ZM256 261H257V260H256ZM5 262H6V261H5ZM13 262H14V261H13ZM25 262H26V261H25ZM25 262H23V263H25ZM34 262H35V261H34ZM38 262L41 263V261H37L36 263H38ZM44 262H45V261H44ZM47 262H46V263H47ZM53 262H54V261H53ZM59 262H60V261H59ZM73 262H74V261H73ZM79 262L81 263L80 260L77 261V263H79ZM96 262H97V261H96ZM111 262L113 263V261H111ZM118 262H119V261H118ZM133 262H134V261H133ZM133 262H132V263H133ZM160 262H161V261H160ZM162 262H163V261H162ZM168 262H169V261H168ZM179 262H178V263H179ZM192 262H193V261H192ZM200 262H201V261H200ZM208 262H210V261H208ZM214 262H215V261L213 260V263H214ZM217 262H218V261H217ZM251 262H252V261H251ZM258 262H259V261H258ZM258 262H257V263H258ZM261 262H263V261H261ZM14 263H16V262H14ZM20 263H22V262H20ZM42 263H43V262H42ZM48 263H49V262H48ZM50 263H51V262H50ZM50 263H49V264H50ZM54 263H55V262H54ZM63 263H64V262H63ZM67 263H68V262H67ZM101 263H103V262H101ZM101 263H100V264H101ZM109 263H110V262H109ZM120 263H121V262H120ZM122 263L126 264L125 262H122ZM122 263H121V264H122ZM128 263L131 264V262H128ZM136 263H137V261H136ZM136 263H134V264H136ZM142 263H143V262H142ZM151 263H152V262H151ZM173 263H174V262H173ZM175 263H177V262H175ZM189 263H191V262H189ZM189 263H188V264H189ZM194 263H195V262H194ZM206 263H207V261H206ZM222 263H223V262H222ZM224 263H225V261H224ZM247 263L249 264V262H247ZM254 263H255V261H254ZM259 263H260V262H259ZM1 264H2V263H1ZM12 264H13V263H12ZM33 264H34V263H33ZM57 264H58V263H57ZM85 264H87V263H85ZM91 264H93V263H91ZM104 264H107V262H106V263L104 262ZM139 264H140V263H139ZM144 264H145V262H144ZM152 264H153V263H152ZM161 264H162V263H161ZM191 264H193V263H191ZM195 264H196V263H195ZM201 264H203V263H201ZM208 264H209V263H208ZM211 264H212V263H211ZM217 264H218V263H217ZM226 264H227V263H226Z\"/></svg>",
    "mask_w": 264,
    "mask_h": 264
}]
</instances>
